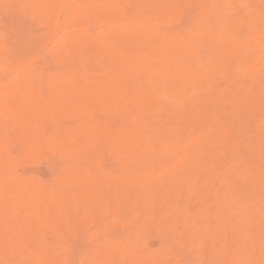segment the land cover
I'll use <instances>...</instances> for the list:
<instances>
[{
	"label": "rangeland",
	"instance_id": "1",
	"mask_svg": "<svg viewBox=\"0 0 264 264\" xmlns=\"http://www.w3.org/2000/svg\"><path fill=\"white\" fill-rule=\"evenodd\" d=\"M72 1H74L73 2V4L71 3ZM71 2L69 1V0H65L64 2H65V6L67 7L68 6V10L70 11V10H72V11H74L73 10V8H72V6H74V3L76 2V4L77 5H80V4H78V2H80V0H72ZM78 1V2H77ZM96 1V0H95ZM94 1V2H95ZM97 1H99V0H97ZM101 1V0H100ZM100 1H99V3H100ZM114 3H115V1L116 0H112ZM118 1V0H117ZM122 1V0H121ZM126 1V0H125ZM124 1V2H125ZM152 1H154V0H149V3H152ZM159 1V0H158ZM157 0H155V3H156V5L154 6V8H152V9H149L150 7H151V5H153V4H155L154 2L150 5V7L148 6L147 7V5H148V2L146 3V5H140L141 3H143V0H142V2H139L138 0L136 1H133V0H127V2H128V4H127V2H122L123 3V7H119V5H118V7L120 8V10H119V12L120 11H123V12H120V13H127V14H131L132 16H133V14H140V15H142L141 13H138L139 11H137L136 9H135V4H136V2H137V4H138V6H137V9H140L141 10V8L143 9L142 11H143V14L145 13L144 11V8L142 7V6H146V8H148L149 10V12L147 11V9H146V12L149 14V16L147 17L146 16V18L144 17L146 14H144V16H141V17H144L146 20V22H140V25H137L138 24V20L135 22V24L137 25H135L134 23V26H132L133 28H135V26L136 27H143V26H145V24H148V21H149V24H153V25H155V26H157V27H159L160 28V31L162 32V33H164L165 34V30H166V35L167 36H169V34H170V36L172 35V34H174V36H176V38H174V43H177V42H175L176 40L175 39H177V34L179 35V37H180V35L182 34V36L184 37V38H186V40L188 39L189 40V42L191 41V39H194V41H195V39L197 40V38H198V36H196L197 38H195L194 36V38L193 37H191L192 36V34L194 33V32H198L199 33V35H203L202 36V39L200 38V43L201 44H199V46L198 47H200V48H202V50H200V48L199 49H197V50H194V52L196 53V51H197V53H196V55L200 52L201 54H198V56L196 57V55L194 56L195 57V59L196 58H198L199 60H195L194 59V57H193V59L191 58V57H189V55L190 54H186L187 55V58H185L186 60H184V59H182L183 57H185V50L183 49V48H185V47H183L182 48V46H181V44L183 43H181L180 42V38L178 37V43H180L179 44V46L178 45H176V46H174V43L173 42H171L172 40H170L169 41V39L167 40V41H169V43H170V46L172 45V43H173V45H172V49L170 48V46H169V48H167L168 49V51H165L164 50V52H165V55H167V53H169L168 55L169 56H167V58L166 57H163L162 55L160 56V57H156L155 58V56H157V54H155V53H157L158 51L156 50L157 48L155 47V46H151L152 48H149V50L151 49V50H154V51H152L151 52V50H150V52H151V54L153 53V55H151V54H149V50H147V53L149 54V55H151V56H153V57H148L147 58V53H145L146 52V50H144L143 51V48L141 49V51H143L144 52V54H143V52H138V59H140L142 56H144V58L142 57L141 59H143L144 61H142V62H144V64L145 63H147V64H149V62H151V64L153 65V67H155V66H157L158 65V63L159 62H162L161 60H162V57H163V60L164 59H167V60H164V62L166 63L167 61H169L170 62V65H174L175 63H173L172 62V64H171V60H173V58L175 59L176 58V56L175 55H177V53L175 54V52L177 51V52H180L178 49H182V51H184V54L183 53H181V55H179V56H183L182 58H181V60L182 61H180L179 60V62L177 63V64H180V65H185V67L187 68H190L189 66H191L192 68V70H194V68H195V66H196V68L195 69H199L200 67H197V65L199 64V62H203L202 63V65H198V66H203V65H205L204 64V62L206 63V65L207 64H209L210 65V63L209 62H211V61H215V63L217 62V63H219L220 65H218V66H224L225 65V63H228L229 65H230V67H231V64L234 66V67H236L234 70H236V73L235 72H232L231 74H233V76L230 74V72L231 71H233V69L232 70H230L231 68H229L228 69V65H225V67L226 66H228V67H226L230 72H229V75L227 76V78H229V80H226L224 77H222L223 79H221L223 82H225L226 83V81H227V84H223V82H222V84H220L221 86L219 87V83H221L220 81H219V79H220V77H221V75H224L225 73H222L221 75H219L220 77H218L217 78V76H218V74H217V76L215 77V78H217V80H218V84L216 83V86L218 85V87L217 88H219V89H223V91L225 90L224 88L227 86V88H228V86H230L229 87V90H231L232 92H233V94H234V96H232V94L230 95L229 94V96H232V97H229L230 99L232 98L233 99V97L235 98V94H236V97H237V99L235 100H233L234 102H235V104H236V106L237 107H239V108H243V106H241V105H238L239 104V100H238V96L239 95H242L241 93L239 94V93H237V91H236V88H242V90L243 89H245L246 90V88H252V90L251 91H254V93H255V95H256V93H257V96L258 97H260L259 98V100H260V103H262L263 101H264V88L262 89V87H264V77H262V73H263V70L262 69H259L260 70V73H261V70H262V73L260 74V73H258L259 72V70H258V68H262V66H264V57L262 58V56H264V53L263 54H261L262 56H260V53L261 52H264V50L262 51V49H264V29L263 30H260V31H262V32H258V31H256V30H258L259 28L261 29L262 28V26H261V23L263 24V22H264V20H263V18H264V16H263V18H262V16H261V14L264 12V0H245V1H241V2H245L244 4H241V2H239L238 0H237V3H233V5H232V3H228L227 1H224L223 2V0H222V2H223V4H222V2L220 1V5L218 6V4H217V6H218V8H216V0H214L215 2H212V1H209V3H211V6H212V4H214L215 3V8L214 9H218L219 10V8L222 10L223 8H224V10H226V12H228V16H227V19L229 20L231 17L233 18L234 17V13L236 14V13H238V14H240V16L242 15V17H244L245 19H246V21H247V23H246V21H245V23H246V26L247 27H245L244 26V24H243V21H242V19H239V17H238V20L235 18H233L234 20H237L238 21V24H235V26L236 25H238V27H240L239 28V30H238V27H236V29H237V31L239 32H234V30L232 29V30H230L231 28H232V26L230 27V25L232 24V22H230V24L228 23V20L226 19V21H227V23L225 24V22L223 21V20H225L224 18H223V20H221V24L219 23L218 24V22L220 21V20H217V15H213L214 16V20L216 19V24H215V22H214V24H213V20H212V22H208V19H207V16L206 15H203V16H205L204 17V19L201 17V14L200 13H202V11L206 8L205 6H206V4H204L205 2H207V1H205V2H203L202 0V2L201 3H199V1L197 0V1H194V2H196L195 4L194 3H192V6H191V3L189 2V0H179L180 2H182V4L178 1V0H176V2L178 1V3H177V5L176 6H178L177 8L175 7L174 8V10L176 11V12H178L177 14H176V12H174L173 10H172V7H174V4H172L173 3V1H171V2H168V1H166L165 3H166V6L168 5V4H170L168 7L170 8V6H172L171 7V9H165L163 6L164 5H162V4H159V2H158ZM192 1V0H191ZM251 1V2H250ZM39 3V5L42 3H40V0H0V51H1V61H0V107H2L3 109L5 108V110L7 111V113H9L10 111H11V108L12 107H15L14 106V104L16 105V102H18V100H19V102L20 101H22V102H24V103H30L31 102V107H29V108H34V106H37L38 104V106H37V108H39L38 109V111L40 110L41 111V109H43L44 107H42V108H40L41 106H40V104L41 103H43V102H39L40 101V99H39V101H37L38 100V98L40 97L41 98V95L40 94H43V95H45V98L47 97H55V99L57 98V96H59L58 98H57V102L58 103H56L53 99L54 98H52V100H53V102H54V104H59V102L60 103H62L61 101H62V99H63V101L65 100V102H63V106L60 104V105H58L57 107H58V109H61L62 107V110L65 108V111L63 110V112H61V111H59L58 109H56L57 107H51V104H49V106L47 105V104H45V103H43L44 105H46L45 107H46V110H45V108L43 109V111H42V113L44 114V110L46 111V112H48L47 111V108L48 107H50V108H48L49 110L50 109H54V110H58L60 113H58V114H56L57 112H54V110L52 111V112H54V113H52L51 112V114H54V115H51L49 112V117H48V113L47 114H44V117H43V114H38V115H42V117L41 118H39L38 116H37V114H35L36 112H33L35 109H36V107L34 108V110L32 111L33 113H31L30 112V110H29V112H30V115L29 116H27V114H26V116L24 115H20L19 117H25L26 119H27V117H29L28 118V120H26L25 122H24V120H22V119H24V118H18V122H16L15 120H14V116H12V118H13V120L15 121H13L12 120V118L11 117H9L8 115H7V113L4 111V110H2L1 112H4V113H1L0 114V149H2V150H0V160H2V161H0V187L2 188V189H0V190H3V191H7V192H5V193H7L6 195L5 194H3V192H2V194H0V211L2 212H0V264H40V262H42V264H63V262L62 261H64L66 264H89V262H90V264H92L93 262V264H97V263H99V262H97V260H99V261H102L104 258L105 259H111L110 260V262L109 263H113V259L116 261H118V263L120 262V264H121V261L122 260H120V259H122L121 257L123 256V255H119V253L120 252H122V254H125V256L126 255H131V253H133V254H136L135 252H133L134 250H132V252H130V254L128 253V254H126V251L127 250H125L126 248V246L123 248V246H121L122 248H120L119 247V245L118 244H122V245H126L127 244V248H130L131 246H136V244L137 245H139V246H137L138 248H139V253H143V255L142 256H144V257H146L148 254V252L147 251H149V249H151V251L153 252H151L150 251V253L151 254H155L156 255V253H154V252H156V247L157 248H159V249H161V247H164V248H162V249H164L163 251L164 252H166L167 250L166 249H168V251L170 250L171 252H168V255H167V253L164 255V252L163 251H161V250H159V249H157V251H161L162 252V254L165 256H162V254L161 253H159V256H161L160 258L159 257H157V258H159V260H154L155 261V264L157 263V264H208V263H205L207 260V258H209L208 259V262H210L212 259V257L214 258V259H216L215 261H216V264H218V263H220V261L222 262L221 264H231V263H229L228 261L230 260L231 262H232V260L234 259V258H237V259H235L234 260V262H237L236 264H239V261H240V264H242V260H243V264H247L248 263V261H249V263L248 264H251L252 262H253V264H257V262H256V260H258L259 259V256L260 255H262L261 253L263 252L264 253V241H261V238L263 239V235H264V233L263 232H261V235H262V233H263V235L261 236L260 234H256V233H260V230L261 229H263L264 228V223H263V225L261 224L260 225V223L258 222V221H260V219H263L264 220V184H262V186L260 185V183L261 182H263V181H261L260 179L262 178V180H264L263 178H264V151H260V150H264V108L262 109V108H260V107H262L261 105H263L264 106V103H262L261 105L259 104V102H257L258 104V106H260L259 108H258V106L256 107V108H254V110L252 111V113L254 114H252V116H254V118L253 117H251L252 119H256L255 120V122L253 121V123L251 124H249L251 127H246L245 125H248V122H250V120L248 121V122H246L247 120L246 119H248L249 118V116H250V113H249V111H248V115L246 116V115H243V112H242V114H241V117H243L242 118V120H244L243 122H245V125L244 124H242L243 122H242V120H241V117H240V114H238L237 116L239 117H236L235 115H236V111L237 110H239V112H241L242 110L241 109H237L234 113H235V115H234V117H232V116H230V115H232V114H230L231 113V111L232 110H230V108H231V105L233 104L234 105V103H230L229 101H231V100H229V98H228V100H227V98H225V91L224 92H221L220 93V91H222V90H220L219 91V89H217L216 87H214L213 86V90H214V88H215V92H214V94H212L210 91H211V89H209L208 87H209V84L208 85H204L205 86V88H203V92H209V95H211V97L205 92V94L206 95H203L202 97H203V99L204 100H202V97H201V93L203 94V92H201V88L202 87H204L201 83H202V81L201 82H198V83H192V82H189V83H192V85H194L195 87H193L192 88V86H191V84H190V86L191 87H188V89L190 90V92H192V90H193V92H192V96H190L191 95V93L190 94H188L189 93V90L186 92L190 97H192V98H190L187 94V97H186V95H185V97L184 96H182L183 94H185V90L187 89L186 87L187 86H184L185 84H187V83H185L183 86L185 87V89H183V91H182V89H180L179 90V87L177 86V85H173L172 87H170V86H168L169 88H170V90H168V89H166V91H165V93H166V95H167V93L170 91V93L167 95V96H165L164 95V93H162L161 92V94H157L158 96L159 95H164L163 96V98L164 97H169V95H170V97H169V99L167 98V100L169 101V102H172V103H174L173 105H171L172 103H170V104H168V105H170V107L171 108H168V106L166 105L167 103L165 102L166 100V98H164V102H165V105L166 106H163V104L160 106V105H158V104H160V101H158L157 103H155L154 104V107L156 106V108L157 109H155V111L157 110H161L162 111V109L164 110V109H166L165 107H167V111L166 110H164V113L166 112V114L164 115V116H166L164 119H162L164 116H160V120H163L162 122L161 121H159L158 123H155V124H153V123H151V122H153V121H150V122H148V120L146 119V123L145 122H143V121H141V120H143V118H141L140 117V114H138L137 112L138 111H140V110H142L141 112H143L144 110H143V108L142 109H140L139 108V110L138 109H135L137 112V114L135 113H133V115H135V117L133 118V115H131L132 114V112L133 111H135V110H133V109H131L130 110V108H127V109H129L130 111H132L131 113L129 112V110H127V112H126V109H125V107L127 106V107H131V108H137V107H139V104L137 105V101H139V102H141L140 100H141V96H140V93H138V92H141V94L143 93V97H147V99L148 100H145V101H147V105H149V103H150V101L149 100H152L151 99V94L153 93V91H155V89L153 88V87H151L152 89L151 90H153V91H151L152 93H150V92H148V93H146L147 91H145L144 90V88L146 87L145 85H147V87H150L149 85H151V84H148V83H145L144 84V81H145V77H146V75H143L144 73H145V71L146 70H144L143 71V69H141V68H139V70L141 71H143V72H138V73H136L135 74V76L137 77L138 75L137 74H139V80L137 81L136 79H134V80H132L133 82L132 83H134V84H131V88H130V92L132 91L133 92V96H134V93H137V94H135L138 98H139V100H137L136 102L134 101V100H136L135 99V97L133 98V96H132V92L129 94V92L128 91H126L125 90V88L127 87V89H128V83L127 84H125V88H123V85H122V90L124 89L126 92H128V93H125L124 91H123V93H121L120 95H118L117 97L120 99L119 101L121 102L120 104H123V106L122 107H120L121 109L123 108L124 110H125V112H124V110L123 111H121L120 109H119V107L118 106H116L115 104L116 103H113V100H115V98H116V101L118 100L117 99V97H115L116 96V94H114V93H112V95H114V99H111L112 97L110 96V93H109V90H108V88L109 89H111V84L110 85H107V87L105 86V84H107V82H108V80L109 79H107L106 80V78L108 77V75L110 74L111 75V72H109V73H105V72H108V70L109 71H111V69H114V68H116V70L118 69V71H119V67L116 65V62L114 63V61H112V63H110L109 61V63L108 64H111L110 66H108V64H106L107 65V67H105L103 64L106 62L105 61V59L104 58H102V59H100L101 57H100V55L98 54V50H97V48H95L97 51H94V49H93V47L95 46V43H96V40L94 41V46H92L91 45V43L93 42H91V40L92 39H95V35L98 33L97 31H99V30H103V35H105V33H106V35L105 36H101V37H110L111 35H108V34H110L112 31H113V29L117 32V30H118V34L117 33H115V31H114V33L112 32L111 34H116V35H114V38H113V36H111L114 40H112L113 42L114 41H116V36H118V35H122L123 36V34H122V32H125V25H124V23H123V25L121 26L122 27V29H121V27H117L116 26V24H114L115 25V28H113V26H108V23L105 21V20H102V18H100V20H101V22H99V16L98 17H95L94 19H96L97 18V22L95 23V20H92V21H88L87 19H80V20H82V21H84V23L87 21V25H89V23H91V25H89L88 27L86 26V23H85V28L83 29V28H81L82 26H84V25H80V27H79V25L76 23L75 25H74V20H73V22H72V24L75 26V27H73V25L71 24L70 25V23H71V21H72V19H70V18H66V17H70V16H63V15H60L59 16V18H58V20L57 19H54V21H56L57 20V23H58V26L56 27V28H54L53 27V29H51V27H49V23H48V21H43V20H40V16L38 17L37 15H35L34 13V10H32V12H30V8H29V6L30 5H32V4H36V3ZM57 2H58V0H57ZM69 2V4H67ZM86 2H87V6L88 5H90V2H93L92 0L91 1H89V0H85L84 2L82 1V3H84L85 5H86ZM93 2V3H94ZM103 2V0L101 1V4H103L102 3ZM110 2V4H111V6L114 4L113 2H111V0H105V3H109ZM144 2H146L145 0H144ZM167 2H168V4H167ZM190 3V5H189V3ZM198 2V3H197ZM218 2V1H217ZM226 2L229 4V5H227L226 4ZM238 2H239V4H238ZM27 3L28 4H30V5H27ZM38 3L36 4V5H33V6H37L38 5ZM81 3V2H80ZM81 3V4H82ZM140 3V4H139ZM164 3V4H165ZM174 3H175V1H174ZM208 3V4H209ZM247 3V4H246ZM248 3H250L249 5H248ZM92 4V3H91ZM96 4V3H95ZM129 4H131V5H129ZM158 4V5H157ZM179 4V5H178ZM180 4L182 5V6H184V7H182L183 8V10H181V9H178V8H181V7H179L180 6ZM186 6H185V5ZM256 4V5H255ZM38 5V6H39ZM98 5V4H97ZM100 5V4H99ZM125 5H126V7H129L128 9L127 8H125L126 10H124V7H125ZM159 5H161V6H159ZM230 5H232L231 7H230ZM253 5V6H252ZM110 6V5H109ZM114 6V5H113ZM132 6H134V9H135V11H137V12H135L134 11V13L132 12L134 9L132 8ZM139 6L141 7V8H139ZM157 6V7H156ZM165 6V7H166ZM208 6H210V4L208 5ZM211 6L209 7V9L211 8ZM214 6V5H213ZM228 6V7H227ZM255 6V7H254ZM258 6V7H257ZM35 7H33V9L35 8ZM72 8V9H69V8ZM76 6H74V9H76L75 8ZM78 7V6H77ZM116 7H117V5H116ZM117 7V9H119ZM156 7V8H155ZM158 7H161L162 9L164 8V10L163 11H159V10H161V8L160 9H158ZM259 8V9H257V8ZM167 8V7H166ZM228 8L229 9H231L230 10V12H229V10H228ZM253 8H255V9H253ZM36 9V8H35ZM131 9V10H130ZM158 10V15H160V17H158L156 14V12H157V10ZM207 9H208V7H207ZM212 9H213V7H212ZM257 9V10H256ZM68 10H66L67 11V13H65L66 15H71V13L70 12H68ZM132 12H130V11ZM153 10V11H152ZM169 10H171V11H169ZM202 10V11H201ZM233 10V11H232ZM254 11V13L252 14V11ZM259 10H261L262 12H260ZM71 11V12H72ZM127 11V12H126ZM154 11H156V12H154ZM208 11V10H207ZM231 11H232V13L233 14H231ZM130 12V13H129ZM141 12V11H140ZM160 12H164V15L162 14V13H160ZM222 12H223V10H222ZM225 12V13H226ZM259 12H260V14H259ZM69 13V14H68ZM168 14L169 13V15H170V17H172V19L169 17V19H168V21L167 20H165V21H163L162 20V18H161V16L163 15L164 16V18H165V14ZM172 14V16H171V14ZM204 14H205V11L203 12ZM207 13V12H206ZM248 13H251V14H248ZM147 14V15H148ZM167 14H166V16H167ZM175 14V15H174ZM199 14V18L201 19H203V20H206L205 22H203L202 24L204 25V28H203V25H201L200 27H199V29H201V28H203V30H200V32H202V31H204L203 33H200L199 31H197V29L198 28H194L193 29V31H191V30H189L190 29V27L192 26V24L195 22V24L194 25H196V23H197V20L198 19H195L196 18V16ZM260 15V17L262 18L261 20L263 21V22H261V23H259L260 25H258V21L260 22L261 20H260V18H259V15ZM139 15V16H140ZM152 15H154V16H156L155 18H154V16H153V18H151L152 17ZM237 15V14H236ZM235 15V16H236ZM255 15H258V20H257V16H255ZM263 15H264V13H263ZM162 16V17H163ZM174 16V17H173ZM216 16V17H215ZM231 16V17H230ZM238 16V15H237ZM249 16V17H248ZM251 16V17H250ZM252 16H254V18L252 17ZM150 17V18H149ZM176 17V18H175ZM178 17V18H177ZM43 18H41V19H43ZM72 18H74V17H72ZM150 20H152V21H150ZM211 18V19H212ZM241 18V17H240ZM247 18H249V19H247ZM256 18V19H255ZM148 19V20H147ZM156 19V20H155ZM195 19V20H194ZM210 19V18H209ZM71 20V21H70ZM78 21V20H77ZM81 21V22H82ZM103 21V22H102ZM144 21V20H143ZM157 21V22H156ZM160 23H159V22ZM166 21H167V23H166ZM169 21H171V23L169 22ZM237 21H234L235 23L237 22ZM106 22V23H105ZM161 22H163L164 23V26H162V23ZM169 22V23H168ZM206 22H207V24H206ZM223 22V23H222ZM83 23V22H82ZM81 23V24H82ZM83 23V24H84ZM92 23H95V24H92ZM166 23V24H165ZM241 23V24H240ZM256 23H257V25H256ZM120 24H122V23H120ZM218 24V25H217ZM223 24H225V25H223ZM194 25H193V27H194ZM221 25V26H220ZM227 25H229V27L227 26ZM79 28H78V27ZM169 28H168V27ZM223 26H225V27H223ZM235 26L233 27V28H235ZM258 26V29L256 28ZM264 26V25H263ZM110 27H112V31L111 30H109L108 28H110ZM255 27V28H254ZM78 28V29H77ZM86 28H88L87 30H86ZM121 30H120V29ZM158 28V29H159ZM163 30H162V29ZM221 29L220 31H219V29ZM224 28V29H223ZM226 28V29H225ZM228 28V29H227ZM230 28V29H229ZM111 29V28H110ZM198 29V30H199ZM235 29V30H236ZM256 29V30H255ZM83 30H85V33H84V31ZM132 30V29H131ZM224 30H228L227 32H230L229 33V35H227V32L225 33V31ZM80 31V32H79ZM111 31V32H110ZM134 31V30H133ZM164 31V32H163ZM172 31V32H171ZM179 31V32H178ZM191 32V33H189V32ZM224 31V35L222 34H220V33H222ZM88 32V33H87ZM95 32V34H93V33ZM97 32V33H96ZM110 32V33H109ZM129 32H131V33H129ZM129 32H127V33H129V34H133L132 36L130 35V37L132 38V39H134V37L133 36H135V34H134V32H132V31H129ZM186 32V33H185ZM258 32V33H257ZM78 33H81L82 35H85V34H90V33H92V36L91 35H89V36H91L92 37V39L88 42V44L86 43L85 45L83 44V46H85V47H83V49L81 50L82 52H80L79 51V53H82L81 55L79 54V53H77V54H75V53H73V51H71L72 53H71V55H73V57H69V55H67L68 54V52H66V54H65V56L64 57H69V58H71L72 59V63H73V66H75L74 68L73 67H70L69 68V64H70V62H68L67 61V59L69 60V58H64V62H68L69 64V66L66 64V63H63V59L62 60H58V59H61V58H58L57 60H54V58L56 57H54V56H52L56 51V53H55V55H57V57L60 55L61 56V54H62V56L64 55V51L62 50V53L61 54H59L58 53V50H60V43H62V44H66L67 45V43H65V39H67L68 37H69V35H73V34H78ZM108 33V34H107ZM169 33V34H168ZM177 33V34H176ZM180 33V34H179ZM184 33V34H183ZM191 34V36L189 35V34ZM198 33H197V35H198ZM218 33V34H217ZM233 33V34H232ZM257 33V34H256ZM176 34V35H175ZM195 34V33H194ZM207 34H210L211 36H214L215 37V39H217V41H212V40H214V39H211V36H207ZM214 34V35H213ZM216 34V35H215ZM231 34V35H230ZM80 35V34H79ZM102 35V34H101ZM108 35V36H107ZM235 35V36H234ZM256 37H255V36ZM75 37H78V36H76V35H74ZM122 36H118L119 38H120V40L122 39L121 37ZM166 36V37H167ZM173 36V35H172ZM188 36H190V37H188ZM208 38H207V37ZM218 36V37H217ZM219 36H221V37H219ZM227 36H229L230 38H232V37H235V40H233L234 38H232V39H230V38H228ZM237 36L239 37V39H237ZM262 38H261V37ZM71 37V36H70ZM90 37V38H91ZM118 37H117V39H118ZM204 37V38H203ZM227 37V38H226ZM254 37V38H253ZM72 38H73V36H72ZM112 38H110V39H112ZM169 38H171V37H169ZM213 38V37H212ZM246 38V39H245ZM247 38H249V39H247ZM250 38H251V40H250ZM263 39V40H261V39ZM167 39V38H166ZM172 39V38H171ZM210 39V40H209ZM222 39V40H221ZM246 40L247 42H249V40L251 41V44H255V45H253V47H255V48H252V45H249L250 43H247V44H245L246 43V41L245 42H240V41H243V40ZM64 40V41H63ZM119 39L116 41L118 44H120L119 45V48H120V46L121 45H123L122 43H120V42H123V39L120 41ZM209 40V41H208ZM233 40V41H232ZM238 40H240V41H238ZM107 41L109 42V38L107 39ZM182 41V40H181ZM194 41H192L193 42V44H196V43H199L198 41L197 42H195L194 43ZM202 41V42H201ZM107 42V43H108ZM206 42H209V43H206ZM210 42H211V45H210ZM212 42H214V44L216 45V47L215 48H217V47H219V48H221V49H218V50H216L215 48V50H213L212 49V47H214V45L212 46ZM239 42V43H238ZM261 42V43H260ZM130 43H132V42H130ZM129 43V44H130ZM177 43V44H178ZM229 43H231L230 45H233L234 43H236V45L240 48V49H242L241 51L242 52H244L243 51V48L245 49V51L247 50V55H248V53L250 54V53H254V54H256V59H253V60H255V61H250L251 60V58H250V62L252 63H248V62H246L245 61V58H247V57H244V56H242V58H241V55H242V52L240 51V49H238V51H240L241 52V54H240V52H239V55L238 56H234V55H232L231 53L229 54L230 56H225V55H223V53H221V51H219V50H222L223 51V49L224 48H226V50H227V52H228V50H229V48L227 49V47H229L230 45H229ZM57 44H59V45H57ZM97 45L95 46V47H97V46H99V44H98V42L96 43ZM110 44H111V46H112V43L110 42ZM117 44V45H118ZM168 43H166L165 42V44H164V46H166ZM184 44V43H183ZM182 44V45H183ZM229 45V46H227L226 47V45ZM244 44V45H243ZM66 45H64V46H66ZM107 45V44H106ZM117 45H114V43H113V46L115 47L114 49L108 44V46H110L111 48V52L112 51H114V50H116V49H118V46ZM141 45V44H140ZM169 45V44H168ZM191 45V44H190ZM198 44H196L195 46H197ZM202 47H201V46ZM251 46V47H249V46ZM257 45H258V47H257ZM260 45H263V46H260ZM59 46V47H58ZM63 46V47H64ZM86 46H89L88 48L86 47ZM117 46V47H116ZM128 46V45H127ZM130 46H131V44H130ZM177 49V47H179L177 50L176 49H174V47ZM183 46H185V45H183ZM260 46V47H259ZM66 47H68V45L66 46ZM66 47H64L65 48V51L67 50V51H70V49H66ZM121 47H126L125 45H123V46H121ZM140 47H142V46H140ZM243 47V48H242ZM256 47H257V49H256ZM261 47H262V49H261ZM88 49V50H92L93 51V53L91 52V50L90 51H88V53H87V51H86V49ZM99 48V47H98ZM123 48H120V49H123ZM128 48V47H127ZM130 48V47H129ZM148 48V47H147ZM146 48V49H147ZM155 48V49H154ZM165 48V47H164ZM193 48V47H192ZM191 47L189 48V52L191 53L193 50H191L192 49ZM247 48V49H246ZM61 49H62V47H61ZM119 49V50H120ZM140 49V48H139ZM139 49H137V51H139ZM166 49V48H165ZM256 49V50H255ZM129 50H130V54H129V56H127V53L129 52ZM128 50V52L127 53H125L127 50H123L124 51V53H122V54H124V55H122L120 58L122 59V60H124V58H123V56L125 57V59H126V57L128 58V60H129V58H131V56L132 57H136V55L134 54H132L133 53V51H131V49H129ZM170 50H172V51H170ZM174 50H176V51H174ZM198 50H200V51H198ZM249 50V51H248ZM259 51V52H258ZM83 52H86L87 53V56L85 57V58H88V59H90V61H93V62H91L92 63V65H90L91 63L89 62V64H88V59L86 60L85 58H84V56H85V54L83 53ZM91 52V53H90ZM94 52H96V54H98V56L100 57L99 59H100V61L99 62H103L102 60L104 59V63L101 65V64H99V62H98V59H97V55H95L94 54ZM111 52H109V51H107V53H111ZM120 52H122V51H120ZM173 52H174V55H173ZM194 52H192L193 53V55H194ZM224 52H225V50H224ZM70 53V52H69ZM137 53V52H136ZM141 53H142V55H141ZM179 53V54H180ZM191 53V54H192ZM59 54V55H58ZM113 54V53H112ZM112 54H104L106 57H107V55H112ZM155 54V55H154ZM244 54V53H243ZM78 55H80V56H78ZM93 55V56H92ZM104 55H103V57H104ZM192 55V56H193ZM200 55V56H199ZM59 56V57H60ZM92 56V57H91ZM95 56V57H94ZM102 56V55H101ZM115 56V54H113V56H112V58H110L111 60L113 59V57ZM175 56V57H174ZM179 56H177V59H178V57ZM191 56V55H190ZM246 56V55H245ZM249 56V55H248ZM250 56H255V55H250ZM54 57V58H53ZM56 57V58H57ZM80 57H82V58H80ZM90 57V58H89ZM105 57V58H106ZM111 57V56H110ZM116 57L117 56H115L114 57V59L113 60H115V61H117L118 60V58H117V60H116ZM134 57V61L136 60V58ZM170 57V59H168ZM55 58V59H56ZM77 58V59H76ZM80 58V59H79ZM92 58H94V60H91ZM150 58V59H149ZM153 58V59H152ZM158 58V59H157ZM161 58V59H160ZM188 58H189V60H188ZM255 58V57H254ZM70 59V60H71ZM79 59V60H78ZM81 59H82V64L83 63H85L86 61H87V63H85L86 64V66H87V71L86 72H88V73H90L89 72V70L91 71V73H92V76L91 75H89L88 73H86L85 71V73L87 74V76L89 77V76H91L92 77V81H91V79L90 80H88V78H87V80L88 81H86V80H83L82 78H83V68H84V70H86L85 69V67L84 66H79V65H82V64H79V62L78 61H81ZM96 59V60H95ZM107 59V58H106ZM157 60L156 62L154 61V60ZM159 59H160V61H159ZM176 59V60H177ZM179 59H180V57H179ZM69 60V61H70ZM75 60H77L76 62H75ZM147 60V61H146ZM208 60H210V61H208ZM60 61H62V62H60ZM96 61V62H95ZM126 61H127V59H126ZM174 61V60H173ZM188 62L187 63V65H189V66H187L185 63L186 62ZM189 61H191V62H189ZM195 61H198V64H197V62H195ZM206 61H208V62H206ZM78 62V63H77ZM119 62V60L117 61V63ZM127 62H129V61H127ZM126 62V63H127ZM133 62V61H132ZM181 62L183 63V64H181ZM193 62H195L196 64H194ZM222 62H224V65L222 64ZM245 62L247 63V64H245ZM77 63V64H76ZM99 65H98V64ZM107 63V62H106ZM129 63H131V62H129ZM155 65H154V64ZM214 63V64H215ZM254 63V64H253ZM85 64H83V65H85ZM88 64V65H87ZM112 64H114V65H116L117 67H115L114 66V68L112 67L113 65ZM119 64V63H118ZM123 64H125L124 63V61H123ZM143 64V65H144ZM146 64V65H147ZM159 64H161V63H159ZM167 65H166V67L168 66V62L166 63ZM191 64V65H190ZM249 64H250V67H249ZM72 65V64H71ZM78 65V67L79 68H77L76 66ZM122 66V62L119 64V66ZM145 65V66H146ZM164 65L165 64H163V67H164ZM169 65V66H170ZM183 65V66H184ZM195 65V66H194ZM213 65V64H212ZM255 65V66H254ZM68 66V67H67ZM99 66H100V68H99ZM102 66V67H101ZM104 66V67H103ZM125 66V65H124ZM127 66V65H126ZM150 66V65H149ZM160 66V65H159ZM214 67H218L217 66V64L216 65H213ZM232 66V67H233ZM254 66V67H253ZM81 67V68H80ZM83 67V68H82ZM112 67V68H111ZM137 67H138V65H137ZM256 67V68H255ZM93 69V70H91V69ZM102 68V69H101ZM108 70H107V69ZM251 68V69H250ZM254 68V69H253ZM79 69V70H78ZM81 69V70H80ZM107 70V71H103V70ZM255 70L254 72H253V70ZM228 70L226 71V74L228 73ZM252 70V71H251ZM258 72H257V71ZM80 71H82V72H80ZM114 71V70H113ZM115 72V71H114ZM113 72V73H114ZM147 72V71H146ZM253 74H252V73ZM54 74V76H52L51 75V77L53 78V81H51V79L49 80V77L48 76H50L49 74ZM80 73L81 74H83V75H80ZM234 73H235V75H234ZM79 74V75H78ZM94 74V75H93ZM106 74V75H105ZM108 74V75H107ZM146 74V73H145ZM220 74V73H219ZM226 74H225V76H226ZM260 75H261V77H260ZM96 76V77H95ZM145 76V77H144ZM230 76H232V78H230ZM50 77V78H51ZM69 77V78H68ZM80 77H82V78H80ZM85 77H86V75H85ZM91 77H89V78H91ZM98 77H99V79L100 80H98ZM102 77V78H101ZM110 77V76H109ZM122 77V76H121ZM121 77H119V78H121ZM124 77V76H123ZM144 77V78H143ZM63 78L64 79H66V78H68V79H70V81H71V84H70V86H69V83H70V81L68 80L67 81V83H68V85H66L67 83H66V80H63ZM76 78V80H74ZM142 78V79H141ZM260 78H262L263 80H262V82H261V79ZM85 79V78H84ZM102 79V80H101ZM103 79H105L106 80V82H105V80H103ZM125 79H126V77H125ZM125 79H123V80H125ZM137 79H138V77H137ZM144 79V80H143ZM77 80H80V81H78V82H81V80H83L82 82H81V84L80 83H74V82H77ZM122 80V81H123ZM143 80V81H142ZM211 80H214V79H211ZM216 80V79H215ZM225 80V81H224ZM64 81H65V83L66 84H63L64 83ZM84 81H86L85 82V85H86V88L88 89V90H90V94H92L91 96H88L89 94L87 93L88 92V90H86V88H85V85H84ZM94 81H95V84H94ZM102 81H104V85L102 84L103 82ZM126 81V80H125ZM147 81V80H146ZM139 82V83H138ZM206 82V81H205ZM204 81H203V83H205ZM208 82V81H207ZM217 82V81H216ZM60 83V84H59ZM72 83H74V84H72ZM86 83H88V84H86ZM91 83H93L92 85H91ZM96 83H98V85L100 86V84H101V86H100V89L101 88H103L104 87V89L105 90H107V91H105V93H103L102 91H100L99 93H101L102 92V95L99 97L98 95L96 96V95H93V91L94 90H96V89H94L96 86H98ZM125 82H123V84H124ZM139 85V87L140 88H137L138 87V85ZM142 84V85H141ZM162 85V86H164L163 85V83H159L157 86H159V85ZM181 84V83H180ZM196 84V85H195ZM198 84H201L202 85V87H201V85L199 86ZM206 84V83H205ZM214 84V83H213ZM212 84V85H213ZM38 85V87H37V89H38V92H40V93H38L37 91H35L36 90V86ZM52 85H55V86H52ZM73 85H77V86H79L78 88H80V90H78L77 89V86H76V89H77V92H76V89H73L74 88V86ZM80 85H81V87H80ZM95 85V86H94ZM127 85V86H126ZM212 85L210 84V88H212ZM223 85V86H222ZM58 86V87H57ZM61 86V88H65V92H63L64 90H62V91H60L59 90V87ZM67 86L69 87V88H67ZM72 86V88L70 89V87ZM82 86H84V88H83V90L81 91V88H82ZM98 86V87H99ZM130 86V85H129ZM157 86H154L155 88H158ZM161 86V87H162ZM166 86V85H165ZM164 86V87H165ZM188 86H189V84H188ZM206 86H208V87H206ZM238 86V87H237ZM53 87L54 88H56V89H53ZM90 87H92V88H90ZM94 87V88H93ZM143 87V88H142ZM160 87V88H161ZM163 87V88H164ZM174 87V90H175V87L176 88H178V89H176L175 91H177V94L179 95H177L178 97H176V94H172L171 92V88H173ZM199 87H201V88H199ZM244 87V88H243ZM32 88V89H31ZM67 88V89H66ZM97 88V87H96ZM113 88V87H112ZM166 88H167V86H166ZM183 88V87H182ZM199 88V89H198ZM207 88H208V90L209 91H207ZM230 88H233V89H230ZM235 88V89H234ZM70 89V90H69ZM73 89V90H72ZM98 89V88H97ZM99 89V90H100ZM147 89V88H146ZM162 89V88H161ZM197 89H198V92H197V94H196V91H197ZM204 89H205V91H204ZM40 90V91H39ZM57 91V92H55V91ZM98 90V91H99ZM102 90V89H101ZM114 90V89H113ZM129 90V89H128ZM135 90V91H134ZM156 90H158V89H156ZM173 90V89H172ZM196 90V91H195ZM199 90H200V92H199ZM233 90H235L236 92H234ZM241 90V89H240ZM245 90H243L244 92H245ZM60 91V92H59ZM74 91V92H73ZM98 91L96 90V91H94L95 92V94L96 93H98ZM145 91V92H144ZM148 91H150V90H148ZM162 91V90H161ZM219 91V92H218ZM227 91H228V89H227ZM230 91V92H231ZM251 91H250V93H246V95L247 96H252V94L254 95V93H252L251 94ZM62 92V93H61ZM112 92V91H111ZM156 92V91H155ZM159 92V91H158ZM195 92V93H194ZM229 92V91H228ZM242 92V91H241ZM262 92V93H261ZM33 93H38L39 94V96H38V94H37V97H36V94H35V98H37L36 99V104L34 105V106H32L33 105V103H35V99L33 98L32 99V97H33ZM65 93H67V94H65ZM98 93V94H99ZM146 93V94H145ZM150 93V94H149ZM173 93H176V92H174L173 91ZM181 93H183V94H181ZM198 93L200 94V96L198 95ZM211 93V94H210ZM215 93L216 94H218L217 95V97H219V98H221V95H222V93H224V95L222 96V101L223 100H227V103L229 102L230 104L228 105L227 104V106H225V103L223 104V103H221V102H217V100L218 101H220L221 99H219V98H217V97H215L216 95H215ZM33 94V95H32ZM56 94V95H55ZM58 94V95H57ZM118 94V93H117ZM126 94H128V95H131V97L130 96H127ZM147 94H149L150 95V97L148 98V96H147ZM154 94V93H153ZM172 94V95H171ZM239 94V95H238ZM145 95V96H144ZM155 95V94H154ZM174 95V96H173ZM180 95H181V98H180ZM196 95H198V98H196L197 96ZM213 95H215V96H213ZM228 95V94H227ZM63 96H65V97H63ZM68 96V98H66ZM94 96H96V97H99V99H95L94 98ZM121 96V97H120ZM126 96V97H125ZM140 96V97H139ZM162 96H161V98H162ZM196 96V97H195ZM204 96H208V97H210L209 99L207 98H205ZM213 96V97H212ZM247 96H243L242 95V97H241V100H244V99H242L243 97H245V99H246V97ZM256 96V97H257ZM90 97V98H89ZM129 97V98H128ZM157 96H155V98H156ZM160 97V96H159ZM174 97H176V98H174ZM182 97H184L185 98V103H184V100H183V102H182V105L184 106V105H186V107L187 108H183V106H179L180 107V109H179V111L181 112V110L182 109H184V110H186V112L184 111V113H183V111H182V115L183 116H187V117H185V118H183V116L181 115V113L180 112H178L177 110H178V107H176V110L174 111V110H172L173 108H175V102L178 100V98L179 99H182ZM201 98V100H200V104L199 105H197L198 103H199V99ZM226 97H228V96H226ZM240 97H239V99H240ZM256 97H254L253 96V98H256ZM77 98H78V101H79V99H84V101H87L88 102V100H89V103H87V102H83V100H82V103H81V100L79 101V102H77L76 103V101H77ZM89 98V99H88ZM126 100H125V99ZM152 98H153V95H152ZM155 98H153V100H157V99H155ZM171 98H173V99H171ZM187 98H189L188 100H187ZM196 98V100H197V103H196V101L194 102V101H191V100H194ZM214 98H215V100H214ZM252 98V97H251ZM252 98V99H253ZM42 99V98H41ZM43 99H44V96H43ZM50 99V98H49ZM59 99H61V101L59 100ZM88 99V100H87ZM132 99V100H131ZM134 99V100H133ZM142 99H144V98H142ZM171 99V100H170ZM176 99V100H175ZM205 99H206V101H205ZM210 99H212L213 101H216V102H214L213 104L211 103L212 102V100H210ZM217 99V100H216ZM252 99H250L251 101H252ZM51 100V99H50ZM49 100V101H50ZM74 100H76V101H74ZM122 100V101H121ZM128 100V101H127ZM131 100V101H130ZM152 100V101H153ZM158 100H162V99H159L158 98ZM173 100V101H172ZM186 100H187V102H186ZM190 100V101H189ZM210 100V101H209ZM225 100V101H226ZM240 100V101H241ZM248 100V101H247ZM263 100V101H262ZM44 101V100H43ZM110 101L112 102L111 103V105L113 106V105H115V107L113 106V108H116L117 109V107H118V109L116 110H111L112 108H110V109H108L109 107H111L110 106ZM135 102V104L134 105H136V106H133L132 107V104H130V102L132 103V102ZM149 101V102H148ZM151 101V102H152ZM182 101V100H181ZM181 101H179V102H181ZM203 101H205V102H203ZM246 101H247V103H251V104H255V103H252L251 101H249V97L246 99ZM246 101H245V103L243 102V101H241L240 103H243V104H246ZM255 102H256V99L254 100ZM53 102H52V104H53ZM107 102H108V104H109V106H108V104H107ZM115 102V101H114ZM156 102V101H155ZM168 102V103H169ZM179 102L177 101L176 103L177 104H179ZM188 102H190L191 104H189V105H191L192 107H190L189 105H188ZM209 102L211 103V104H209ZM224 102V101H223ZM232 102V101H231ZM236 102H238V103H236ZM38 103V104H37ZM50 103V102H49ZM85 103V104H84ZM125 103V104H124ZM143 104L142 105H146V103H144V101L142 102ZM161 103H163V102H161ZM203 103V105H205L204 103H207L206 104V106H204V107H201V104ZM219 104V106L222 104V108H221V110H220V107H216V105L218 106V104ZM249 103V104H250ZM19 103H17V105H18ZM84 104V105H83ZM86 104H88V106H86ZM107 104V105H106ZM176 104V106H178ZM193 104V105H192ZM249 104H246L247 105V108H246V106H245V108L246 109H248L249 107H250V105ZM21 105V104H20ZM22 105H24V107L26 108V104H22ZM26 105V106H25ZM68 105V106H67ZM151 105H153V102L150 104V106ZM181 105V104H180ZM188 105V106H187ZM202 105V106H203ZM209 106V108H208V106ZM215 107H214V106ZM248 105H249V107H248ZM9 107V109H8V107ZM48 106V107H47ZM53 106V105H52ZM54 106H56V105H54ZM60 106H61V108H60ZM64 106H66V107H64ZM70 106V107H69ZM84 106H86L87 108H84L83 109V107ZM195 107V109H194V107ZM212 106V110L210 109V107ZM255 106V105H254ZM7 107V108H6ZM11 107V108H10ZM28 107V106H27ZM73 107H75V109L77 110V108L79 107V109H81V112L83 111H85L86 113H88L89 115L88 116H90V117H92V119H90V117H88V118H86V116H84L85 114H82L80 111L79 112H77L76 110H74V111H72V112H70L71 111V109ZM144 107V106H143ZM160 107H163V108H160ZM199 107V109H197ZM225 107V108H224ZM253 106H251L250 108H252ZM21 108V109H20ZM25 108H24V110H25ZM147 108L149 109L150 107H148L147 106ZM147 108H145L146 109V111H149V110H147ZM160 108V109H159ZM182 108V109H181ZM190 110H189V109ZM203 108H204V110H203ZM232 108H236V107H234V106H232ZM245 108H244V110H245ZM1 109V108H0ZM19 109L20 110H22L23 108L22 107H19ZM66 109H69L70 111L68 112V110H66ZM74 109V108H73ZM72 109V110H73ZM171 109V110H170ZM194 109V110H193ZM206 109V110H205ZM208 109H210V111L208 110ZM216 110V111H213V110ZM225 109H226V111H225ZM259 109H261V111L259 110ZM28 110H27V112H28ZM192 110V111H191ZM201 112H200V111ZM202 110H203V112L205 113V111H209L207 114H204L203 112H202ZM241 110V111H240ZM252 110V109H251ZM255 110H259V113H261V114H259L258 115V118H255ZM9 111V112H8ZM23 111V110H22ZM37 111V110H36ZM68 113H67V112ZM112 111V112H111ZM145 111V112H146ZM154 111V110H153ZM154 111V112H155ZM155 112L154 114H160V113H163V112ZM176 112V115H174V117L175 116H177V118L175 117H170L171 119H167V113L168 112H170L171 114H172V112ZM194 111L195 112H197V113H194ZM215 112V113H213V112ZM28 112V113H29ZM45 112V113H46ZM75 112V113H74ZM145 112H143V113H145ZM151 111H149V113H150ZM190 112H192V113H190ZM212 112V114H210ZM232 112V113H233ZM238 112V111H237ZM6 113V114H5ZM25 113H26V110H25ZM63 113H64V115H63ZM142 113V114H143ZM146 113H148V112H146ZM148 113V115L150 116V120L152 119V120H154L155 121V116H159V115H154V114H152V113H150V114H152V116H154V118H152L151 117V115ZM163 113V114H164ZM169 113V114H170ZM181 115V118L183 119V120H180L181 118H179L180 116H179V114ZM186 113V114H185ZM191 114V115H193V116H191V115H189V114ZM199 113H201V114H199ZM220 113H222L221 115H220ZM247 113V111H245V114ZM3 114H5V116L3 115ZM9 114H11V112L9 113ZM20 114H24V111L23 112H21L20 111ZM34 115L35 117H38L37 118V120H39V119H43V120H41L42 122L44 121V118H46L45 120L48 122H44L45 124L47 123V125H45L44 123H42L41 121H40V123L38 124V126H39V128L41 127L42 128V126H46V127H43L42 129H41V131H40V129L37 127V124H36V118H34L33 116V119H31V115ZM60 114V115H59ZM170 114V115H171ZM178 114V115H177ZM194 114H196V115H194ZM208 114H209V116H213V117H216L217 119L219 118L220 119V121L218 120V123L216 122L217 121V119L216 118H213L214 119V122H212V120L210 119V118H207L208 117ZM217 114L219 115V116H217ZM12 115V114H11ZM47 115V116H46ZM87 115V114H86ZM161 115V114H160ZM170 115H168V117L170 116ZM199 115H200V118L198 119L200 122H203V124H204V122H205V124L204 125H202V124H200V122L199 123H197L195 120L199 117ZM202 115V116H201ZM204 115H205V118H206V120L207 121H203V118H204ZM207 115V116H206ZM215 115V116H214ZM223 115V116H222ZM243 115V116H242ZM256 115H257V113H256ZM148 116V117H149ZM179 116V117H178ZM190 118H189V117ZM195 116V118L194 119H192L193 117ZM197 116V117H196ZM85 117V118H84ZM147 117V116H146ZM147 117V118H148ZM48 118H50V119H52L51 121L48 119ZM84 118V119H83ZM135 118H137V122H136V119ZM139 118L141 119V120H139ZM158 118V117H157ZM156 118V119H157ZM174 118V123L176 124H174V123H172L171 121H172V119ZM191 119L192 120V122H193V124H191L192 122H190L189 124H188V122L189 121H191V120H187V119ZM202 118V119H201ZM179 119L180 120V122H177V120ZM208 119L209 120H211V122L213 123V124H215L216 123V127H219V128H214L212 125H211V129H209L210 128V121H208ZM233 119V121L231 122V124H233V126L232 125H230L229 123H230V121ZM250 119V118H249ZM251 119V120H252ZM19 120H22L21 122L24 124L25 123V125L27 124V122H29V120H32V122H30L31 123V126L33 125L32 123H33V120H34V124H36V126L35 127H37V129L34 127V128H32V127H30L29 125V127L31 128H28V129H30V130H26V129H24V127H23V124L19 121ZM57 120H58V123H60L59 124V127H61V128H59V127H57ZM83 120V121H82ZM165 120V121H164ZM167 120V121H166ZM171 120V121H170ZM202 120V121H201ZM237 120V121H236ZM54 121H56V122H54ZM62 121H63V123H62ZM89 121H91V122H89ZM127 121V122H126ZM136 122V124L138 123L139 124V122L138 121H141V122H143V123H145L144 125H143V127H145V126H148V125H150L149 127H147V130L146 129H144L143 127H142V124H141V127L143 128V131H137L138 130V127H140L139 125H137V126H133L132 127V122ZM157 121H158V119H157ZM156 121V122H157ZM168 121H170V126H172V124H173V126H174V128H173V130H177V131H174V133H175V135H177L178 136V134L180 135V136H178V138L175 136V138H173L174 136V133H173V130L171 129V128H167L166 127V125L169 123ZM186 121H188V122H186ZM241 121V122H240ZM258 121V122H257ZM21 123V125H20V123ZM51 122H52V124H51ZM83 123L84 124V126H87V127H81L78 131L76 130V132H71L70 130H71V128L69 129V135L67 136L68 137V139H69V136H70V138L72 137H74L75 138V136H78V137H76L75 139H73V143H74V145L76 144V141L75 140H77V146H80V148H82V151H84L85 150V148H86V150L84 151V152H86V153H83L82 151H81V149L80 148H78L77 146V148H78V150H77V148H75V146H73L75 149H76V152L78 153V151H81V152H79V153H81L80 155H82V156H80V155H78L74 150V148L72 149L73 150V152L76 154V155H74L73 154V152H72V150H70L71 151V153H72V155H71V153L68 155V153H67V155L66 154H64V152L66 153L67 152V150L68 149H70V147L72 146L71 145V143H72V139L71 140H67V139H64V140H66L67 142H70V147L69 148H67L66 146H64V140H61V139H63V138H65L66 136V134H68V132H66V130L68 131V127L69 126H71L73 129H76V128H74V127H77L80 123ZM124 122L126 123L125 124V126H126V128L128 127L127 125H129V127L126 129L125 127H124ZM134 122V123H135ZM195 122L197 123L196 125L197 126H195L194 124H195ZM207 122H209V124H207ZM226 122V125H224V123ZM234 122V123H233ZM30 123H28V124H30ZM38 123V122H37ZM81 123V124H82ZM86 123H91L90 125H88V124H86ZM159 123H161L160 125H159ZM165 123H167V124H165ZM178 123H180L179 124V127L181 126V124L182 125H184L183 127L181 126V128H179V127H177L178 126ZM185 123H187V124H185ZM227 123H228V125H227ZM238 123V124H237ZM41 124H44V125H42L41 126ZM54 124H55V126H54ZM65 124V125H64ZM82 124V125H83ZM130 124H132V125H130ZM165 124V125H164ZM198 124H200V125H198ZM237 124V125H236ZM18 125H20V126H18ZM24 125V126H25ZM60 125H62V126H60ZM135 125V124H134ZM168 125V127H170ZM185 125H187V126H189V127H186V128H184L185 127ZM194 125V127H193V130H190V131H195L194 130V128L196 129V132H197V130H198V134H196L195 132H193L194 134H191L190 132L188 133V129L191 127V126H193ZM207 125H209L208 127H206ZM221 125H224V127H226L227 128V126L228 127H231V129H229V128H227V130L228 131H230L231 130V132H228L227 130H226V128H224L223 126H222V128H221V131H223L224 130V133H222V134H219V135H217V133L219 132V130H220V126ZM27 126V125H26ZM152 126H154L157 130L156 131H153L155 128L154 127H152ZM156 126H158V127H156ZM202 127V129L200 128V127ZM204 126V127H203ZM242 126V127H241ZM245 126V127H244ZM64 127V128H63ZM67 127V128H66ZM79 127V126H78ZM95 127H96V129H95ZM97 127L99 128V129H107L106 131H108L109 132V129H110V135L108 134V136H110V138H108L109 140L111 139L112 140V134H111V130H112V132H114V131H117L118 133H119V135H121V140H120V142H118L117 141V145L119 146V144L121 143V144H123L122 146H121V148L119 149V152H120V154H119V152L117 153V152H115V154L112 152V151H110L109 149H114V150H117L118 149V147H117V145H115V142L114 141H111L110 140V146L112 147V148H108V146H109V140H108V142H107V144L106 145H108V146H106L105 144H104V146H106L105 148L107 149V150H105V149H103L104 147H103V143L102 142H104L105 143V141H103V139L106 137V139H107V136H105V135H107V134H104V136L103 135H100V137L101 136H103V137H101L100 139H99V141L98 140H96V137L98 138L99 137V135L97 134V132H96V130H97ZM135 127V128H134ZM164 127H166V129L164 128ZM197 127H199V128H197ZM22 128V129H21ZM45 128V129H44ZM57 128V129H56ZM63 128V129H62ZM142 128H140V130H142ZM148 128H152V130L151 131H153V132H149V130H148ZM154 128V129H153ZM204 128V129H203ZM208 129L207 130V132L205 131V129ZM214 130H213V129ZM224 128V129H223ZM236 128V129H235ZM246 128V129H245ZM252 128H254V129H252ZM34 129H36V130H34ZM39 129V130H38ZM59 129H60V131H59ZM72 129V130H73ZM81 129H83L84 131H85V129H87L86 131H85V136H83L84 134H82L83 133V130H82V132H81ZM98 129V130H99ZM123 129H125V131L123 130ZM130 129V130H129ZM134 129V131H135V133H138V139H132L133 137H130L131 136V133L133 132V134H135L134 133V131H132ZM164 129H165V131H164ZM182 129H183V132H179V130H181L182 131ZM184 129H187L186 130V132L187 133H185L184 131ZM190 129H192V127L190 128ZM201 129V130H200ZM215 129H217V130H215ZM219 129V130H218ZM223 129V130H222ZM248 129V130H247ZM27 132H26V131ZM38 130V131H37ZM44 130H46V131H44ZM63 130V131H62ZM95 130V131H94ZM97 130V131H98ZM124 132H123V131ZM144 130H145V132H144ZM201 132H206L207 134L206 135H204V137H202L201 138V136H199V135H201V133H200V131ZM210 130H211V132H213V134L210 132ZM213 130V131H212ZM225 130L227 131V133L225 134ZM258 130V131H257ZM21 131V132H20ZM22 131H23V133H22ZM35 131V133H33V132ZM36 131H37V133H36ZM40 131V133L41 132H44V135H43V137H41V136H38L37 134H39V135H41L40 133H38ZM51 133H50V132ZM62 131V133H60V134H58L59 132H61ZM75 131V130H74ZM81 133H80V132ZM92 131V132H91ZM131 131V132H130ZM146 131H148V132H146ZM161 131V133L163 132V136L162 135H160L161 133H159V132ZM168 131H170L169 133L171 134L172 133V135H170L169 133H168ZM215 131H216V134H215ZM218 131V132H217ZM235 131V132H234ZM251 131H253V132H251ZM24 132H26V133H31V135L27 138V136H26V134H24ZM55 132V133H54ZM77 132L79 133V135H81V137L77 134ZM98 132H102L103 133V131L101 130V131H98ZM116 132V133H117ZM139 132H141V134H139ZM143 132H144V134H143ZM204 132V133H205ZM210 134H212V137L214 138H216L215 140L217 141H215V142H213V140H208V138L210 137L209 135V133ZM45 133H46V135H45ZM49 133V134H48ZM64 133V134H63ZM72 133H76L77 135H75V136H73L72 135ZM87 133H89V134H87ZM92 133V134H91ZM95 133V134H94ZM99 133V134H100ZM101 133V134H102ZM104 133H105V131H104ZM118 133L117 134H114L115 135V137L117 136V140H119L118 139ZM128 133H130V134H127ZM145 133H148L149 134V136L150 137H152L153 135H156V133H157V135H156V137H155V139H151V141L149 140L148 141V138H150L149 136H148V134H147V136L145 135ZM158 133H159V136H158ZM165 133H167L166 134V136H173V137H164L165 135ZM182 133H184V135H187L186 136V139L188 140H186L187 141V143H186V141H185V137H184V135L182 134ZM204 133H202V135L204 134ZM220 133V132H219ZM20 134H22V135H20ZM56 134V138H57V136H59V135H61V134H63L65 137H63V135H62V137L63 138H61L59 141H57L56 140V138L54 139L56 142H60V141H63V143L61 142V143H59V144H62L63 145V147H66L65 149H67L66 151H64L62 148L60 149V151L59 150H57V149H59L60 148V146H59V148H58V146H57V148L56 149H52L51 148V150H50V152H49V154H46V152H45V150H44V152H45V156H43V157H41L42 155L41 154H39L38 153V155H36V153L37 152H39L38 150H37V148H39V144L41 143V142H38V141H40V140H42L43 141V139H44V136L46 137H48V138H46V139H44V141H46V142H48L49 143V141H50V146L48 147V151H49V149H50V147H52L51 146V142L53 141L54 143H55V141L52 139V141L50 140L52 137H55L54 135ZM58 134V135H57ZM87 134V135H86ZM91 134V135H90ZM97 134V135H96ZM190 134V135H189ZM209 134V135H208ZM228 134V136L226 137V135ZM232 134V135H231ZM237 134V135H236ZM241 134V135H240ZM247 134H250V135H247ZM261 134V135H260ZM28 135V134H27ZM36 135L38 136V138L36 137ZM50 135H52V136H50ZM72 135V136H71ZM90 135V136H89ZM124 135H125V137H124ZM127 135V136H126ZM143 135V136H142ZM152 135V136H151ZM193 135V136H192ZM209 137H208V136ZM215 135V136H214ZM253 135V136H252ZM257 135V136H256ZM260 135V136H259ZM263 135V136H262ZM122 136H123V138H122ZM134 136H136V135H134ZM161 136V138L159 139L160 140V143L158 142L159 140H157L158 139V137H160ZM181 136H182V139H183V137H184V143L185 144H180V143H182L183 141H181ZM195 136V137H194ZM208 137V138H206V137ZM219 136L221 137L222 136V138H219ZM233 136V137H232ZM30 137H31V139H30ZM36 137V138H35ZM60 137V136H59ZM58 137V138H59ZM80 137V138H79ZM143 137H145V138H143ZM162 137H164V138H162ZM211 137V138H212ZM217 137H218V139H217ZM228 138L229 137V141H232V139H236V140H234V141H232V143L234 144V148L235 149H233V147H232V145H231V142H229V141H226V140H224L225 138ZM250 137H251V139H250ZM255 137H257L256 139H255ZM34 138H35V140H34ZM43 138V139H42ZM86 138V139H85ZM103 138V139H102ZM125 138V139H124ZM136 138V137H135ZM174 139L173 140V142L174 141H176L177 140V142L179 143H177L176 144V142H175V144H173V142H171V140L172 139ZM211 138H209V139H211ZM212 138V139H213ZM260 138V139H259ZM37 139H39V140H37ZM47 139H48V141H47ZM80 139V140H79ZM85 139V140H84ZM105 139V140H106ZM122 139H123V141H122ZM140 139H145V140H142V141H140ZM162 139H163V141H162ZM167 139H170V142H169V140H167ZM220 139V140H219ZM221 139L222 140H224V141H221ZM254 139V140H253ZM31 140H33V141H31ZM82 140H84V141H82ZM114 140V139H113ZM134 140V141H133ZM168 141L169 143H171V144H169V143H167V146L165 145L166 144V141ZM218 140H219V142H218ZM254 142V144L255 143H257L255 146H254V144H253V146L256 148V147H259V145L260 146H263L262 147V149H261V147L260 148H256V150L258 149V151H254V152H260V155H259V157H258V154L259 153H254L253 152V150H254V148H253V146L251 145L252 144V141ZM261 140H262V142H261ZM82 141V142H81ZM100 142V143H102V144H100V146L102 147V148H98V147H96V146H99V145H95V143L96 142ZM134 142V143H139V145H137V146H135V145H133L131 142ZM139 141V142H138ZM152 141H155V143L154 142H152ZM192 141V142H191ZM198 141V142H197ZM221 141V142H220ZM225 141L226 142H229V144L231 145V147H230V145H228V143H225ZM237 141V142H236ZM33 142H34V144H33ZM45 142V146H48L49 144L48 143H46ZM79 142V143H78ZM81 142V143H80ZM85 142V143H84ZM130 143L131 145H133L132 147L133 148H135V147H138V146H140V143L142 142V147L141 148H145V149H143L144 150V152L145 151H147V150H149V149H152V151L150 150V151H148L150 154L149 155H152V153L154 154L152 157L154 158V159H151V161L149 160V162H151L152 163V165H154V161L153 160H155L156 161V157L157 156H160V157H158L159 159H157V162H158V164L160 163V165H161V167H160V169L162 170V168L164 169V167L166 166L167 167V169H168V171H169V168H170V171H174V169L176 168V167H178V166H176V163H178V164H182V163H184L185 164V162L187 163V158L189 159L188 160V163H189V161L191 162V164L189 163V165L190 166H193L194 167V165H195V172L193 171L194 170V168L192 167V169H190V170H192L193 172H191L190 174H189V178L191 179V182L192 183H195V186L197 185L198 186V184H199V186L202 184V186L201 187H203V185H206V190L207 191H204L203 193H202V191L203 190H205V189H201V187H200V190L198 189V192L200 193V194H203L202 196H200V194L199 193H196L197 192V190H195V188H194V184H193V190L191 189V191H190V186L192 185V183H189V185L187 186L186 185V182L184 181V183H185V185L187 186H185V188H187V189H184V185L183 184H181V185H183L180 189L178 188V190H175L176 188V186L175 187H173V188H175V189H173L172 190V192L175 190L177 193H175V192H173L174 193V195H175V197H177L176 199H175V197H174V199H171V198H173L172 196H174L173 195V193L170 191V190H168L167 188H166V191L168 192V194L166 193V194H164L165 195V198L166 199H169V194L171 195V201L172 200H174V203H173V201H172V203L170 202V205H172V206H168V204H167V210H168V208L169 207H172V208H174V209H179L180 210V208H177L178 207V205H177V203H175V200H176V202H178L179 200L178 199H180V198H178V196H182L183 197V199L179 202V204H181V202H182V208H184V207H186V208H184V210L183 209H181V213L182 214H186L187 213V215H188V213L190 212L191 213V211H193V212H198V211H200V210H202L203 209V211L204 212H202L201 211V216H202V213H204L203 215V217L205 218V220H204V218H201V216H200V214H194L193 215V217H192V213L191 214H189L186 218H192V219H190V220H194L193 218H194V216L195 215H199V219H201L202 221H203V223L204 224H202L201 222H199L198 223V221H200V220H198L196 217V219L195 220H198L197 221V223H196V221H195V223L196 224H193V223H191L190 224V226H191V228H192V226H194V225H198L197 227H199L201 224L202 225H204L203 226V229H201L202 228V225H201V227L198 229V228H196V226H194V228H195V234L194 233H192L193 232V230H194V228H190L191 230H189V228H187L188 230H189V234H190V236H188V235H186V233H187V231H186V228L185 227H187L185 224H189L190 222H188L187 221V223H184V225H183V223L181 224V222H184L183 220H189V219H182V221L181 222H179V216H180V212H179V210L178 211H176L175 213H176V215L175 216H177V213H179V216H178V221L176 222L175 220L173 221L174 223L176 222V223H178L179 225H181V226H178L177 224L176 225H174V224H171V222H170V224L171 225H167L168 226V228L169 229H171V231H172V227L174 226V228H175V232H176V234H175V232H174V234L175 235H173V236H171V234L170 233H167V229L165 228L166 226H165V224L163 225L162 223H158V222H162V221H164L163 220V218L166 220V218H167V220L165 221V223H167L169 220H168V218H169V216L172 214H169L168 213V211L167 210H165V209H161V207L160 206H162L163 205V207H165L166 206V203H168L167 201L168 200H166L165 198H161L160 197V205H159V202H158V204H157V202L155 201V200H153L154 198H153V196L152 195H155L154 193H158V190H160L161 189V187L163 186V184L165 183H168V182H166V181H169L170 180V178H169V180H165V178H164V176H165V174L168 176V172L166 171V169H164L163 170V172H162V175H164V176H160V173L158 172V168L159 167H157L158 165H154V166H156L157 167V170H156V173L155 174H153L154 172L152 171V170H154V169H152L153 168V166H152V168L150 167L149 169L151 170V174L149 175L148 174V172H149V170H145L146 168H147V165L144 163V169H143V171L141 172V175H140V172H139V174H138V170L136 171L137 172V174L140 176V178H138L136 175H135V179H134V177L132 176V174H135V171H133L132 169L133 168H140V163H139V167H135V165H138L137 164V162H139V161H142V160H138L139 159V157L137 156L136 157V155H137V153L134 151V150H132L133 152H135L136 153V155L135 154H133V152L132 151H130L129 149L130 148H132L131 147V145L129 144H127L126 145V143ZM146 142V144L145 145H149V147L147 148V147H144L145 145H144V143ZM191 142V143H190ZM199 144V146H197L198 147V149L196 148V146L194 145V143L197 145V143ZM222 142H224L225 143V145H224V147L226 146V148H221V147H223V146H221V145H223V144H219V143H222ZM37 143V144H36ZM57 143V144H58ZM87 143V144H86ZM125 143V144H124ZM165 143V144H164ZM188 143H190V144H192V147L190 146L189 148H193V146H194V150H192V151H194V152H196V149L199 151L198 152V154H197V156L198 155H201L202 153H200V152H202V151H204L205 150V152L208 150L207 148H205L204 150H203V148L205 147L204 145H206V143H208L207 145H211V146H207L206 145V147H209V149L210 148H212V149H210V150H214V149H216V150H214V151H212V154H210V155H212V157L208 154V152H211V151H208V152H206L210 157H211V159H210V157L208 158V157H205V155L206 156H208L205 152V154L203 155L202 154V156L203 157H201V156H199L198 158H199V162H198V160H197V162L198 163H200V162H204L206 165H208L209 163H207L208 161V159H209V162L211 163V161L212 162H216L217 161V163H219V165H220V162L222 161L224 164H223V166L222 165H216V163H215V166H214V163H213V167H210V166H206L204 163H200L199 165L200 166H202V164H203V166H204V171H203V166L202 167H200L199 165H197V162H195L196 164H194V162L193 161H196V159H194V158H196L194 155H196V153L195 154H192L191 152V149H189L188 150V147H187V150H188V154L189 153H191L190 155H188V157L187 156H183V154H187V153H185L187 150L186 149H183L184 148V146L186 145L187 146V144ZM240 145H239V144ZM251 143V144H250ZM31 144V145H30ZM42 144H44V143H42ZM48 144V145H47ZM56 144V143H55ZM66 144V143H65ZM68 144V143H67ZM83 144V145H82ZM93 144L95 145L94 147H96V149L94 150L93 148H92V146H93ZM154 144L157 146V147H159L160 149H157V150H159V151H157L155 148H154ZM158 144H160V145H158ZM162 144H164V146H166V147H163L162 146ZM189 144V145H190ZM227 144V145H226ZM33 145V146H32ZM36 145V146H35ZM52 145H54L53 143H52ZM90 146V150H88V147ZM92 145V146H91ZM126 145V146H125ZM152 145H153V147H152ZM170 145H172L173 146V148L174 147H176V148H174V150H172L173 148H170L171 146ZM177 145V146H176ZM178 145H179V148H178ZM188 145V146H189ZM237 145H239V146H237ZM68 146V145H67ZM84 146V147H83ZM86 146V147H85ZM129 146H130V148H129ZM135 146V147H134ZM161 146V147H160ZM181 146L183 147V148H181ZM203 146V148H201ZM227 146H229V147H227ZM250 146H252L251 148V152H250ZM34 147V148H33ZM53 147H56V145L55 146H53ZM200 147V148H199ZM29 148H31L32 150V152L34 151L35 152V154L33 153L32 154V152L30 153L29 152V154H32V155H30V157H29V155H25L26 154V152H28V150H29ZM36 148V149H35ZM41 148V147H40ZM72 148V147H71ZM98 148V149H97ZM117 148V149H116ZM129 148V149H128ZM146 148H147V150H146ZM153 148L156 150V151H153ZM163 148V149H162ZM181 148V149H180ZM237 148H239V149H237ZM35 149V150H34ZM80 149V150H79ZM91 149L92 150H94V154H93V151H91ZM224 149H226V150H224ZM243 149V150H242ZM246 149V150H245ZM260 149V150H259ZM108 150H109V153H108ZM113 150V151H114ZM136 150V149H135ZM137 150H138V148H137ZM142 149L141 150H139L138 151V153L140 152V151H143ZM160 150H162V151H160ZM222 150L224 151V152H222ZM9 151V152H8ZM26 151V152H25ZM42 151V150H41ZM64 151V152H63ZM69 151V150H68ZM88 151V152H87ZM118 151V150H117ZM191 151V152H190ZM218 151V153L219 154H217L216 152ZM220 151V152H219ZM6 152V153H5ZM114 154V156L112 155V153ZM152 152V153H151ZM155 152V153H154ZM156 152H157V156L155 157V155H156ZM162 152L165 154V156L166 155H169V153H170V162L168 161V162H166V159L164 158L165 156L164 155H162ZM168 152V153H167ZM173 152H175V154L173 153ZM193 152V153H194ZM217 154V156H214L213 157V155H215V153ZM10 153V154H9ZM89 153V154H88ZM90 153H92V154H90ZM143 152H141V153H139V154H142ZM167 153V154H166ZM177 153H179V154H177ZM183 153V154H182ZM224 153H226V155L227 154H229L228 156H226V157H228L227 159H226V157H220V156H222V155H224ZM235 153H237V154H235ZM247 153V154H246ZM8 154V155H7ZM15 154V155H14ZM24 154V155H23ZM84 154V155H83ZM110 154V155H109ZM121 154H123V157H122V155ZM138 154V155H139ZM236 155V158H235V160L237 159V157H238V160H237V162H239V164H235L236 163V161H234V159L232 160V155ZM241 154V155H240ZM6 155V156H5ZM34 155H36V157L38 158H36ZM39 155H41V156H39ZM70 155L72 156V158L70 157ZM117 155H119V158H117L118 156ZM124 155L125 156H127L128 158H129V160L131 159L132 161H135V165H134V167H131L130 169H129V165L131 166V164H132V161L130 160V162H129V160H128V162H129V164H127L128 162H126L127 161V159H125L124 158ZM145 155V154H144ZM171 155H172V157L174 156V157H176L174 160H176L177 158H179L180 160H178L177 159V162L174 164H172V165H170V163L171 162H173L172 161V157H171ZM179 155V156H178ZM180 155L182 156V157H180ZM244 155V156H243ZM245 155H246V157H245ZM251 155V156H250ZM253 155V156H252ZM12 156H14V157H12ZM28 158H27V157ZM77 156V157H76ZM80 156V157H79ZM163 156V157H162ZM193 156V159L191 160L190 159V157H192ZM260 156H263V159H262V157H260ZM17 157V159H15ZM21 157L23 158V159H21ZM33 157H35V158H33ZM120 157H121V159H120ZM126 157V158H127ZM141 157L145 160V159H147V158H144L143 157V154L141 155ZM140 157V158H141ZM146 157V156H145ZM151 157V158H152ZM162 157V158H161ZM173 157V158H174ZM183 157H184V159H183ZM200 157H201V159H200ZM215 157H218V160L216 159L215 160ZM253 157V158H252ZM256 157V158H255ZM9 158V159H8ZM11 158H13L12 159V164L14 163V161H15V163L13 164V167L12 166H10V161H11ZM18 158H20V161H22V162H16V161H18ZM30 158V159H29ZM122 158H124L126 161V164H127V167H125V165L126 164H124L122 161H123V159ZM138 158V159H137ZM156 158V159H155ZM160 158H161V160H160ZM165 159V162H163V160ZM181 158H182V160H185V162L183 161H181ZM186 158V159H185ZM204 158V159H203ZM206 158H208L207 160H205ZM214 158V159H213ZM233 158H234V156H233ZM241 160H240V159ZM246 158H247V160H246ZM250 158V159H249ZM252 158V159H251ZM149 159H150V156H149ZM163 159V160H162ZM219 159H221V161L219 162ZM222 159H224V161L222 160ZM230 159V160H229ZM256 159H258V160H256ZM261 159V160H260ZM6 160V161H5ZM122 160V161H121ZM148 160V159H147ZM146 160V161H147ZM160 160V161H159ZM203 160V161H202ZM225 160H228V161H225ZM240 160V161H239ZM5 161V163H3ZM162 161V162H161ZM179 161H181L180 163H179ZM205 161H207V162H205ZM233 161V162H232ZM145 162V161H144ZM156 162V163H157ZM193 162V163H192ZM226 162V163H225ZM229 162H231V163H229ZM244 162V163H243ZM249 162V163H248ZM252 164H251V163ZM134 163V162H133ZM155 163V164H156ZM166 163H168L167 165H166ZM228 163V164H227ZM233 163V164H232ZM245 164V165H243V164ZM5 164H7V165H5ZM11 164V165H12ZM122 164V165H121ZM163 164V165H162ZM222 164V163H221ZM233 166H232V165ZM235 164V165H234ZM242 164V165H241ZM78 165V166H77ZM82 165V166H81ZM145 165H146V167H145ZM149 165L151 166V164L149 163ZM159 165V166H160ZM170 165V166H169ZM196 165L200 168L199 170H197L198 169V167H196ZM210 165V164H209ZM5 166V167H4ZM88 166V167H87ZM133 166V165H132ZM164 166V167H163ZM183 166V167H182ZM185 166L189 169V168H191V167H188V164H185ZM184 165H181V167H179V169L180 168H184L185 167ZM218 166V168H216ZM238 166H239V171L237 172L240 176H238L237 178H241V179H243L242 181H241V179L240 180H238L236 177H233V178H231V172L233 173L234 172V174H236V169L235 168H238ZM243 167V166H248V168H250L249 166H252L253 168H251V169H249L250 170V172H251V170L252 169H254L255 171H256V173H255V177L253 176V178H250V176L252 177V172L251 173H249L250 174V176H249V174L246 172V170L247 169H240V167ZM8 167H12V168H8ZM84 167V168H83ZM86 167H87V170H89V172H91V173H93V174H91V173H89L88 174V172L86 173V172H84L86 175L88 174V175H90V176H92V179H91V183H95L96 181H94L95 179H94V176L96 175L97 176V178H99L98 180L99 181H97V183H99L100 181H102V183H101V188H102V184L105 182V184H107L106 186H111L112 185V187H113V185H114V187L115 188H112V187H110V188H108V190L109 189H111L113 192H112V194H114V196H116V197H113V199L111 198H109L110 199V201H108L107 199V202H105V198L104 199H102V198H100V194H103V193H105V192H107V190H105L107 187L106 186H104V192H103V188L101 189L100 188V186L98 187V184H97V187H98V189L100 188V190H102V192L103 193H100L99 192V190H97V189H89V190H93V191H95V190H97L98 191V195H100V196H97V198L94 200V199H92V198H95L96 196V191H95V193L96 194H94V197L92 196V198H91V194L89 193L90 191L87 189V190H84V191H89V192H87L88 194L87 195H89V197H90V199H92V201L94 200L95 202H96V200H97V202H96V209H97V206H98V197H99V199H102V202H101V204H103V205H100V202H99V205L100 206H102V208L100 207V206H98L100 209H101V212L102 211H106L107 213L105 214V215H102L101 216V218H100V215H98L97 217H98V219L97 220H100V221H98L97 222V220H95V219H93V217H96V215L99 213L98 212V210H96V212L94 213L95 215L92 217L91 216V212L95 209V205L93 206V207H91L93 204H95L94 203V201L93 202H90L89 200H87V201H89L90 202V204L88 205L87 203H86V205H88V206H90V208L88 207V209H86L87 208V206L85 205V204H83V203H85L86 202V200H84L83 198H82V200H84L85 202H83V201H80L81 199H79L78 197H75V198H77L80 202H81V204H80V202H78V203H75V206L77 205V208L80 206L81 208V210H79V208L77 209V211L79 212V213H85V209H86V214L85 215H87L88 214V211L90 212V210H92L89 214H90V216H91V219H93L92 220V222H89L88 220H89V218H87V221H85L84 220V215H82L81 214V216H79L80 214L78 213V212H76V210H75V206H73V208H71V206L74 204L73 202H77L76 201V199H75V201L73 200L74 198L72 197L74 194H72V196H71V193H77L76 191H77V189H78V191L80 190V191H82V188H81V186L80 185H82V183H84L83 181H82V178L84 177H80L81 178V182H80V180H79V182H77L78 180H76L77 178H79V177H77V178H74V175H73V173L76 175L80 170H79V168L80 169H82V171H80L79 173L81 174V173H83V169H85L86 170ZM141 167H143V165L141 164ZM156 167H155V169H156ZM165 167V168H166ZM171 167H173V168H171ZM185 167V168H186ZM208 167H210V168H208ZM244 167V168H245ZM2 168H4V169H2ZM122 168V169H121ZM230 168V169H229ZM261 168V169H260ZM136 169H134V170H136ZM148 169V168H147ZM160 169H159V171H160ZM181 169V170H182ZM202 169V170H201ZM210 170V171H212V173L209 171V173L210 174H208V172H206L205 173V171L206 170ZM7 170H9V171H7ZM84 170V171H85ZM86 170V171H87ZM91 170V171H90ZM126 170L128 171V172H133L132 174H130L129 173V175H131V176H129V177H131L132 178V180L134 179V182L131 180V178H129L128 179V177L126 176L127 174H128V172H126ZM129 170H131V171H129ZM145 170V171H144ZM181 170H179L180 171V173H182V171ZM221 170V171H220ZM241 170H243L245 173H243V171H242V173L244 174V175H242V173H240V171ZM248 170V171H249ZM254 170H252V171H254ZM259 172H258V171ZM78 171V172H77ZM184 171V170H183ZM185 171H188L187 169L185 170ZM254 171V172H255ZM263 171V172H262ZM147 174H146V173ZM176 172V171H175ZM177 172H178V169H177ZM190 172V171H189ZM260 172L263 174H260ZM79 173L77 174V175H79ZM83 173V174H84ZM146 174V175H144L143 176V174ZM159 175H158V174ZM164 173V174H163ZM199 173H200V176H199ZM202 173V174H201ZM218 173L221 175V177H220V175H218ZM259 173V174H258ZM7 174V175H6ZM84 174V175H85ZM126 176H124V175ZM153 174V175H152ZM169 174H171V175H169V176H172V178L174 177V178H176V175L177 174H175L174 173V175L175 176H173V173H170L169 172ZM179 174V173H178ZM185 176H184V178L186 177V174H188V173H183ZM194 174V175H193ZM196 174H197V176H196ZM204 174V175H203ZM217 174V175H216ZM249 176H247V175ZM254 174V173H253ZM73 177H71V176ZM87 175V176H88ZM151 175H152V177L153 176H155V175H158V176H160L161 178H160V180L161 179H164L163 181H164V183H163V181H162V183H161V181L159 180V179H157L156 180V178L158 177H154L153 178V180L151 181V180H149V182L151 181V183H152V185H153V183H155L156 184V182L158 183V182H160L161 184L159 185V186H161V187H159V186H157V188H156V192L154 191V192H152V193H150L149 194V191H147V193H146V195L145 196H149V195H151L152 197H150V200H151V203H153L152 201H155L156 202V207H157V209L158 210H160L159 211V215L160 216H162L163 214H165V213H167V214H165V215H167L166 216V218H165V215H163L164 217L162 218V217H160L159 215V217L158 216H156V213L158 212L157 210H155V206H151V208H153L154 207V211L156 212L155 213V216H153L154 214V212H152L151 214H149V215H147L146 216V219L148 220V218H149V224L151 223V225H150V227H151V229L149 228L148 229V231H146L145 232V230L147 229V226H148V224L146 223V222H144L145 221V217H144V220L142 219L143 217L139 214L140 212H138L137 210H135V209H138V208H136L137 206L138 207H141L142 208V206L144 207V206H146V205H144V204H142V203H140V205H135L134 203H139L142 199V197H143V195H142V197L140 198L141 200L138 202H136L134 199H136L137 198V196H138V194L139 193H141V191H142V189H141V191L140 192H138V194H137V188L140 186V184H146V186H148L147 185V183H149L147 180H146V182H144L143 180H140V179H142V178H146L147 179V177H150V179H152L151 178ZM208 175H209V177H208ZM211 175H215L214 177L213 176H211ZM230 177H229V176ZM90 176H88L87 178H91ZM95 176V177H96ZM110 176V177H109ZM111 176H112V178H111ZM180 176H182L181 174H180ZM211 176V177H210ZM233 176H235V175H233ZM245 176V177H244ZM246 176H247V179H246ZM256 176L259 178V176H261V178H256ZM70 177V178H69ZM179 177V175H177V178ZM187 177H188V175H187ZM194 179H193V178ZM199 177V178H198ZM213 177V178H212ZM243 177V178H242ZM69 178V179H68ZM79 178V179H80ZM85 178H86V176H85ZM109 178H111V180L109 179ZM121 178L122 179H124L125 178V184L123 185V183H124V181H122L121 180ZM126 178H127V180H126ZM137 178H138V180H139V182L138 181H136L137 180ZM171 178V180H173ZM180 178V177H179ZM188 178V179H189ZM203 178V179H202ZM211 180H210V179ZM227 178V179H226ZM237 180H236V179ZM245 178V179H244ZM249 178V179H248ZM101 179V180H100ZM199 179H202V182L199 180ZM215 179V180H214ZM218 179V180H217ZM224 180V183H223V180ZM226 179V180H225ZM228 179H230V180H228ZM233 179H235V180H233ZM252 179V180H251ZM260 180V182L258 181V180ZM32 180H35L33 183H31L32 185H33V191H32V189H31V184H30V181H32ZM71 180L73 181L74 180V182L75 183H73V182H71ZM88 180V179H87ZM130 180V181H129ZM176 181H177V179H175ZM180 180H181V178H180ZM185 180V179H184ZM204 180V181H203ZM249 180H251L252 182H250L251 184H250V187H251V185H252V183H253V181L255 182V183H257V182H259V183H257V185H259V186H255L256 184H254V185H252V186H255V187H257V188H255L254 190H253V192L251 191V188L249 187H247L248 186V184H249V182L248 181ZM255 180H257V181H255ZM29 181V182H28ZM66 181V182H65ZM84 181H86L85 179H84ZM104 181V182H103ZM176 181L173 183V184H175L176 183ZM182 181H183V179H182ZM186 181H188L187 180V178H186ZM195 181V182H194ZM199 181L201 182V183H199ZM206 181V182H205ZM215 181V182H214ZM220 183H219V182ZM233 181V182H232ZM237 181V182H236ZM244 181H246V182H248V184H247V186L245 187V183L246 182H244ZM71 182V183H70ZM77 182V183H76ZM87 182H89V181H86V183ZM108 182H109V184H111V185H109L108 184ZM111 182V183H110ZM130 183L131 184V187H129L130 185H128L127 186V183ZM135 184H133V183ZM209 182V183H208ZM217 182V183H216ZM222 182V183H221ZM231 182V183H230ZM239 182V183H238ZM35 183H36V186H34L35 185ZM62 183H63V185H62ZM90 183V182H89ZM89 183H87V184H89ZM93 183V184H94ZM151 183H150V186H152L151 185ZM179 183V182H178ZM178 183H176V185L178 184ZM180 183H183V182H181L180 181ZM207 183V184H206ZM233 183H235V184H233ZM238 183V184H237ZM264 183V182H263ZM27 184H30V186L29 185H27ZM37 184L39 185V186H37ZM70 184L72 185V186H74L73 188L75 189V188H77L76 190H74L73 188H72V186H70ZM73 184H76V185H73ZM78 184V185H77ZM86 184V185H87ZM93 184H92V186H93ZM132 184L134 185V186H132ZM159 184V183H158ZM191 184V185H190ZM229 185L228 187H230L229 189H228V187L227 186H225V185ZM233 185V187H232V185ZM83 185H85V183L83 184ZM82 185V186H83ZM139 185V186H138ZM168 185H169V183H168ZM179 185V184H178ZM242 185V186H241ZM22 187V188H20V190H22V189H24L25 191L26 190H28V189H25V188H29L30 189V191L31 192H33L34 193V191H36V190H34L35 188L36 189H38L39 187H42V190H43V188L45 187V191L46 192H48V193H46V194H50L51 193V195H50V197L47 195V197H45L43 194H41L42 192L40 191L41 190V188H39V191L41 192H38V190H37V192L35 193V195L38 193L39 195L41 194L42 196H43V198L45 197V204L48 202V203H51V204H48L47 206H48V209H49V206L50 207H54V209L55 208H57V206H58V210L57 211H60L61 209V207H59V205L61 206V201L63 202L62 203V205L63 204H65L64 202L65 201H63V199L65 200L66 198H68V197H65L64 198V196H66V195H68L69 193V195L68 196H70V197H72V198H70L69 200H71V201H69V203L70 202H72V203H70L71 204V206H70V204L68 203L67 204V208L69 207V209H70V211H69V209H68V211H69V214H67V213H65V214H67V216L69 215H73L72 217V221H73V219H75V222H73L74 224H76V226L77 225H79V226H81V224H79L78 222H80L79 221V217H81L80 218V220L82 221L81 223H82V225L83 226H81V227H79V226H77V228L76 229H74L75 228V226L73 227V224L71 225V224H69V223H72L71 221H69V222H67V221H65L64 219V222H62V223H58V224H60V227L59 228H61V226L63 225V229H64V231H69L68 232V234L70 235V236H66V237H64V232H62V231H60V229L59 228H57V226L55 227L54 226V223L52 224L53 226H50L49 228L51 229V227H52V229L54 230H51V231H47V227H48V225L46 226V228H44L43 227V229H45V231H44V233L43 234H41L43 231V229H42V227H40V229H38L37 227L38 226H40V225H37V223H36V219H34L35 221H33V223L35 224L36 223V227L34 226V224L33 223H31L32 224V226L34 227L33 229H35L36 230V232H38L37 230H39V232H38V234L40 235V236H37V234H36V232L34 233V234H36V239H35V236L34 235H32L31 237H32V241H30V239H29V241L27 240V236L25 237V234H23V236H24V239H23V242L21 243V246L19 245V242L18 243H16V244H18V245H16L15 247H14V245H11L12 243H14V242H16V241H18V240H13V236L14 235H16V234H14L12 237H11V232L12 233H15V232H18V234H19V231L18 230H20V228L23 226H27L29 223H30V221L29 220H31V219H29V218H26L25 216H23V212H21V209H22V206L24 205V202H26L25 200L23 201L22 200V206H21V209H20V202H19V204H18V201H19V199L18 198H20L21 197V195H23L24 197H25V194H26V196H29L31 193H30V191L28 190V191H26V193H24L25 191L24 190H22L21 192V194H20V197H19V194H16L15 193V195H17V196H15V197H13L11 194L14 192V190H17V187L19 188V187ZM24 186H26V187H24ZM27 186H29V187H27ZM63 186V187H62ZM73 189H71V191H73V192H70V187ZM91 186V185H90ZM94 186H95V184H94ZM137 186V187H136ZM145 186V187H146ZM156 186V185H155ZM169 186H172V185H169ZM174 186V185H173ZM196 186V187H197ZM239 186V187H238ZM241 186V187H240ZM35 187V188H34ZM84 187V186H83ZM96 186L95 187H93V188H97ZM121 188V189H117V188ZM141 187H142V185H141ZM144 187V186H143ZM159 187V188H158ZM163 187H167V185L165 186H163ZM163 187H162V190H164L163 189ZM210 188V190L209 189H207V188ZM211 187H212V189H211ZM261 187H263V188H261ZM12 188V191L10 192L9 191V189H11ZM66 188V190H64V189ZM68 188H69V190H68ZM81 188V189H80ZM85 188H87V186H85ZM126 188H129V189H127V190H129V193H127V194H129V195H127V194H125L126 193ZM133 188V189H132ZM147 188H149L150 189V187H147ZM152 188H154V187H152ZM154 188V189H155ZM192 188V187H191ZM214 188V189H213ZM239 188H241V189H239ZM250 189V190H246V189ZM8 189V190H7ZM14 189V190H13ZM47 189V190H46ZM49 189V190H48ZM140 189V188H139ZM197 189V188H196ZM218 191H217V190ZM221 189V190H220ZM227 189V190H226ZM262 189V190H261ZM64 190V191H63ZM111 190H109L108 192H111ZM119 190H123V192H121V191H119ZM145 190V189H144ZM148 190V189H147ZM162 190H160L161 192H162ZM180 190H182V191H180ZM187 190V191H186ZM234 190V191H233ZM237 190H239L238 192H237ZM45 191H44V194H45ZM53 191H56L55 193L53 192ZM80 191H79V193H80ZM84 191H82L83 193H84ZM169 191H170V193H169ZM196 191V192H195ZM214 191V192H213ZM222 191V192H221ZM230 191V192H229ZM240 191H241V193H240ZM245 191H251L250 192V195H249V192H246V193H248V195H249V197L247 196V194L245 193ZM254 191H256L257 193H255ZM10 192V193H9ZM16 192V191H15ZM17 192H18V190H17ZM80 193L79 195L80 196H82V194L83 193ZM92 192V191H91ZM123 193V195H127V196H129L128 198L127 197H125V196H123L124 198L122 199L121 198V200H118V198L117 197H119V199H120V197H121V193ZM128 192V191H127ZM143 192V191H142ZM143 192V193H144ZM180 192H183V194H185L184 196H183V194L182 193H180ZM192 192H194V193H192ZM212 192V195L213 196H210V193ZM225 192V193H224ZM261 192V193H260ZM9 193V194H8ZM18 193H20V191L18 192ZM24 193V194H23ZM32 193V194H33ZM68 193V194H67ZM92 193H94V192H92ZM164 193V192H163ZM163 193L161 194L162 196H164L163 195ZM205 193V194H204ZM209 195H208V194ZM214 193V194H213ZM216 193V194H215ZM223 193V194H222ZM235 193V194H234ZM248 197H244L243 195L244 194ZM14 194V193H13ZM38 194L36 195V196H38ZM52 194H53V197H51L52 196ZM54 194H55V196H57V197H60L61 198V201H60V203H58V201L56 200V198L57 197H55L54 196ZM64 194H66V195H63ZM106 194L107 193H105V195H104V197L106 196ZM112 194L110 193V195H111V197H112ZM160 194V193H159ZM189 194V195H188ZM261 194V195H260ZM84 196H86V192L83 194ZM93 195V194H92ZM108 195V194H107ZM109 195V196H110ZM156 195H158V194H156ZM161 195H159V196H161ZM168 195V197H166ZM191 195V196H190ZM195 195V197L196 198H194V202L192 203L191 201H193V199L191 200L190 198H193V196ZM206 195V196H205ZM215 195V196H214ZM220 195H221V197H220ZM223 195V196H222ZM231 195V196H230ZM4 196H9V197H7V198H5ZM35 196V197H36ZM188 196V198L190 199H188V198H186ZM200 196V197H199ZM207 197L206 199H204V198H202V197ZM11 197H13V198H11ZM16 197H17V199H16ZM41 197V196H40ZM49 197V198H48ZM55 197V198H54ZM62 197H63V199H62ZM89 197H85V199H89ZM156 197H158V196H155V199L157 200V198ZM181 197V198H182ZM210 197V198H209ZM213 197H215V199H213ZM219 198V200H218V198ZM224 197V198H223ZM229 197H230V199H229ZM236 198V199H233V198ZM246 198V200H244V199H242V198ZM251 197V198H250ZM254 197V198H253ZM258 197H259V200H258ZM263 197V198H262ZM25 198H27V197H25ZM24 198V199H25ZM37 198H39V196L37 197ZM52 198H54V199H52ZM60 198L58 199V200H60ZM115 198H117V200H118V202L116 201V199ZM139 198V197H138ZM144 198V197H143ZM149 198V197H148ZM148 198H145V199H148ZM186 198V199H185ZM198 198V199H197ZM204 199V200H202V199ZM221 198H223L224 199V202H223V199L221 200ZM240 198V199H239ZM6 199H10L9 201L10 202H8V200H6ZM114 199H115V201H114ZM159 199V198H158ZM210 199H211V201H210ZM227 199V200H226ZM231 199H232V201H231ZM248 199V200H247ZM255 199V200H254ZM5 200V202H3V201ZM134 200V201H133ZM137 200V199H136ZM149 200V199H148ZM166 201V203H165V201ZM187 200V201H186ZM239 200V201H238ZM244 200V201H243ZM10 204L11 203V201H12V203H11V206L13 207V211L14 210H18V212L20 211V213H22V216L21 215H19L18 216V214H17V212L16 213H13V212H11V211H9L8 210V208L7 209H5L6 207L5 206H3V205H5L6 204V206H8L7 204V202ZM20 201H21V198H20ZM105 202V207H106V203H108V202H110V203H112V205L114 204V205H117V208H119V210H120V214H119V216L121 215V218H120V220L118 219V217L119 216H117V214H115L116 213V209H114L113 207H114V205L113 206H111L112 208H113V210H111V207L109 206V208L108 209H106L105 207H103L104 206V202ZM144 201V200H143ZM158 201V200H157ZM162 201H164L163 203L164 204H161V202ZM191 203H190V202ZM198 201H200L199 203H198ZM207 201H210L209 203L207 202ZM222 201V202H221ZM228 201V202H227ZM234 201V203H232ZM242 201V202H241ZM260 201V202H259ZM261 201H262V203H261ZM14 202V203H13ZM83 202V203H82ZM116 202L117 203H119V202H121L122 204L121 205H124L125 206V208H124V206L122 207L121 205H118V204H116ZM129 202L130 203H132V202H134V203H132V206L130 207L129 206ZM149 203H150V201H148ZM185 202V203H184ZM204 202H206V204H204ZM214 202H217V205H216V203H215V205L213 204ZM257 202H258V204H257ZM17 203V204H16ZM30 203H32V202H30ZM54 203H57V204H53ZM93 203V204H92ZM109 203V204H110ZM145 203V202H144ZM147 203V202H146ZM151 203L149 204V205H151ZM190 203V204H189ZM197 203V204H196ZM202 204V205H200L199 206V204ZM222 203V204H221ZM238 203H239V205H238ZM28 205V203L26 202L25 203V205ZM33 204V206L34 207H37V202L34 204V203H32ZM44 204V206L46 207V205ZM78 204H80L79 206H78ZM128 204V205H127ZM133 204H134V207H133ZM154 204V203H153ZM174 204H176L177 205V207H176V205H174ZM185 204V205H184ZM194 204V205H193ZM210 204V205H209ZM211 204L213 205V206H211ZM219 204V205H218ZM17 205V206H16ZM27 205L26 206H23V208H25V207H27ZM30 205V204H29ZM51 205H53V206H51ZM83 205L85 206V208L83 207ZM111 205V204H110ZM174 205V206H173ZM188 205H189V207H188ZM193 205V208L192 207H190V206H192ZM204 205V206H203ZM208 205H209V207H208ZM221 205V206H220ZM233 205V206H232ZM234 205H235V207H234ZM243 205V206H242ZM31 206V209L32 210H37V208H35L34 209V207L32 206V205H30ZM197 206V208H195ZM204 207L205 209H210V211L209 212H207V210H205L204 208H202V207ZM217 206V208H213V207H216ZM254 206V207H253ZM5 207V208H4ZM11 207V208H12ZM15 207V208H14ZM44 207V208H45ZM148 207H150V206H148ZM147 207V208H148ZM160 209H159V208ZM10 208V207H9ZM10 208V209H11ZM44 208L42 207L41 208V210L39 211V210H37V212L39 211L40 213H41V215H44L43 217H45V213L44 214H42V212L44 211ZM82 208H84V209H82ZM93 208V209H92ZM146 208V207H145ZM149 209L150 211L151 210H153V209ZM171 208V209H172ZM191 208H192V210H191ZM221 208V209H220ZM258 208V209H257ZM20 209V210H19ZM31 209H29V206H28V210H30V211H32ZM45 209H47V208H45ZM48 209L47 210H45V211H47L48 213H46V214H49V212L50 213H52V212H54V214L57 216L58 214H56L55 213V210L54 211H48ZM103 209H105V210H103ZM134 211H133V210ZM144 209V208H143ZM142 209V211L143 212H141V213H143V216H145L146 214H147V212H148V209H147V211H146V213H145V209L143 210ZM189 211H188V210ZM239 209V210H238ZM243 209V210H242ZM250 209V210H249ZM257 209V210H256ZM8 210V211H7ZM24 209H22V211H23ZM27 210V209H26ZM26 210H24V215H25V211ZM27 210V211H28ZM43 210V211H42ZM51 210H52V208H51ZM73 210H75V212H76V216L78 217L77 219L78 220H76V217H75V215H74V211ZM88 210V211H87ZM110 210V211H109ZM116 210V211H115ZM128 210L129 211H131V212H133V213H131V215H133V217L137 214V217L138 216H140V217H142V218H140L139 217V221L138 220H135V219H133V217L131 218L130 217V215H129V212H128ZM139 210V209H138ZM183 210V211H182ZM211 210H212V212H211ZM263 210V211H262ZM29 211V212H30ZM66 211V210H65ZM82 211H84V212H82ZM115 211V212H114ZM141 211V210H140ZM173 211H175V210H173ZM172 211V212H173ZM214 211V212H213ZM231 211V212H230ZM250 211V212H249ZM259 211H261L260 213H259ZM6 212H8L7 214H6ZM15 212V211H14ZM29 212L27 213V214H29ZM37 212H36V216L38 215L37 214ZM38 212V213H39ZM98 212V213H97ZM110 214H115V216H117V217H114V215H113V221H112V223L113 224H109V222H110V217H112V216H110V217H108V215H109V213ZM114 212V213H113ZM117 212H119V211H117ZM128 212V213H127ZM135 212H137V213H135ZM160 212H163V214L161 215L160 214ZM249 212V214H246V213H248ZM253 214H252V213ZM9 213H10V216H9ZM11 213L13 214V216H11ZM19 213V214H20ZM97 213V214H96ZM105 213V212H104ZM123 213V214H122ZM124 213H127L126 215L124 214ZM175 213H173V214H175ZM26 214V215H27ZM100 214H103V213H100ZM158 214V213H157ZM242 214V215H241ZM5 215H7V216H5ZM54 215V217H53V213H52V216H51V214H49V215H47L48 217H49V219H51L50 218V216L53 218V219H55V216ZM61 215V214H60ZM59 215V216H60ZM63 215V214H62ZM93 215V214H92ZM106 215H107V217H106ZM169 215V216H168ZM207 215V216H206ZM249 215V216H248ZM18 216V217H17ZM56 217V219L58 220V222L60 221L59 219H61V217ZM66 216V215H65ZM67 216H66V219H67ZM83 216V217H82ZM104 216V218H102ZM172 216H174V215H172ZM174 216V217H175ZM228 217V220L227 221H225V222H230V228H229V230H227V233H229V231H230V233H229V235L226 233V229L225 228H227L225 225L227 224H220V222L221 221H223L222 219H225L226 220V218L225 217ZM234 216H237V218L236 217H234ZM243 216H245L246 218H243ZM254 216V217H253ZM22 217H24V218H22ZM27 217H28V215H27ZM87 217V216H86ZM137 217H135L136 219H137ZM153 218V220H157V222L156 221H154L155 223L153 224V222H151V220H152V218ZM182 217V216H181ZM184 216H183V218H185ZM234 217V218H233ZM6 218V219H5ZM18 218V219H17ZM20 218H22L23 220H21ZM34 218H35V216H34ZM68 218H70L71 219V217H68ZM128 218H130L131 220H132V222H128L127 220H128ZM160 218H162V220H159ZM255 218V219H254ZM27 219V220H26ZM70 219H67V220H70ZM91 219H90V221H91ZM106 219V220H105ZM116 219V220H115ZM119 220V222H118V220ZM141 219L143 220V222L145 223V225H146V227L144 226L143 227V225H142V227L144 228H142L141 229V231H139V227H138V222H142L141 221ZM172 219H173V217H172ZM181 219V218H180ZM254 219V221H252ZM38 220V219H37ZM62 220V219H61ZM95 220V221H94ZM103 222H102V221ZM122 220H124V221H122ZM208 220H209V222H208ZM262 220V221H263ZM39 221V220H38ZM115 221H117L118 223H115ZM133 221H134V223H133ZM212 221V222H211ZM242 221H244V222H242ZM22 222L23 223H27V225L26 224H22ZM29 222V223H28ZM122 222H123V224H122ZM194 222V221H193ZM206 222H207V224H206ZM239 222V223H238ZM264 222V221H263ZM42 223V222H41ZM84 223V224H83ZM107 223V225H105ZM139 223V226L141 225ZM169 223V222H168ZM238 223V224H237ZM248 223H249V225H248ZM55 224H56V222H55ZM67 224H69V226H68V228H67V226L66 225ZM133 224H136L135 225V227H138V230H137V228H135V231L137 230L138 232H143L142 230H144V232L147 234L146 236L148 237V239H146L147 237L146 236H142V234H140L139 233V235H137V233L135 234V231H134V225ZM155 224H158L157 226L155 225ZM161 224V225H160ZM206 224V225H205ZM252 224V225H251ZM254 224V225H253ZM257 224V225H256ZM259 224V225H258ZM30 225V224H29ZM42 225H43V223H42ZM85 225V226H84ZM113 225V226H112ZM211 227H210V226ZM237 225V226H236ZM245 225V226H244ZM32 226H31V230H33L32 229ZM45 226V225H44ZM72 226V227H71ZM102 226V227H101ZM105 226H106V228H105ZM128 226H129V228H128ZM132 226V227H131ZM163 226H165L164 228H163ZM172 226V227H171ZM175 226H178L179 227V229H180V227H182L181 228V230H177L176 228H178V227H175ZM184 226V227H183ZM224 227V230H222V228H221V230L222 231H224L225 233H226V236H227V239H225V238H223V240H225V241H221L220 242V240L222 239L221 237H217V235L216 234H218V233H222V232H219V230L218 229H220V228H218V227ZM22 227V228H23ZM29 227V226H28ZM54 227L58 230L59 229V231L60 232H62L63 233V235L61 234L60 235V232H58V231H56V229H54ZM66 227V228H65ZM189 227V226H188ZM206 228V231H204L205 230V228ZM233 227V228H232ZM243 227V228H242ZM19 228V229H18ZM74 230H73V229ZM108 228V229H107ZM146 228V229H145ZM154 228V229H153ZM207 228H209L208 229V231H211L212 232V230L213 229H215V232H214V230H213V232H212V234L213 233H215V235H216V237L217 238H215V237H213L212 236V234H211V232H210V238L212 239V240H214V241H212L211 239L209 240V238H207V236L205 235L208 231H207ZM216 228H217V230H216ZM26 228L24 227V229L23 230H25ZM50 229H48V230H50ZM67 229V230H66ZM129 229V230H128ZM133 231H132V230ZM164 229H166L165 231H164ZM168 229V230H169ZM250 230V232L249 231H247V230ZM257 229V230H256ZM26 230H28V228L26 229ZM25 230V231H26ZM30 230V231H31ZM62 230V229H61ZM71 230V231H70ZM78 231V235L76 234V231ZM102 230V231H101ZM107 230V231H106ZM109 230V231H108ZM129 232H128V231ZM182 230L185 232H182ZM220 230V231H221ZM14 231V232H13ZM74 233H73V232ZM96 231V232H95ZM100 231V232H99ZM136 231V232H137ZM150 231V233H148ZM153 231V232H152ZM158 231V232H157ZM162 233H161V232ZM170 231V230H169ZM170 231V232H171ZM190 231H192V232H190ZM197 231H198V233H197ZM256 231V232H255ZM261 231H263V230H261ZM32 232V231H31ZM49 232V233H48ZM56 232H58V233H56ZM95 232V233H94ZM159 233V234H157V233ZM182 232V233H184V236H183V234L180 233ZM218 232V233H217ZM223 232V234H225ZM237 234H236V233ZM253 232V233H252ZM24 233V232H23ZM26 233V232H25ZM30 233V232H29ZM72 233V234H71ZM94 233V234H93ZM101 233V234H100ZM107 233V234H106ZM130 233V234H129ZM145 233H143V235H145ZM178 233V234H177ZM209 233V232H208ZM233 233V234H232ZM245 233H249V234H245ZM20 234H22V232L20 231ZM51 234H53V235H51ZM97 234H100V235H97ZM136 236H139V237H143V238H141V239H139V237H136ZM193 234V237L191 236ZM197 234V235H196ZM220 234H218V235H220ZM30 235V234H29ZM28 235V236H29ZM55 235V236H54ZM59 235V236H58ZM168 235V236H167ZM179 235H180V237H179ZM185 235H186V238H185ZM194 235H195V237L197 236L198 237V240H196V238H194ZM201 235V236H200ZM234 235H236V237L234 236ZM253 237H252V236ZM20 236H22V235H20ZM57 236V237H56ZM132 236V237H131ZM221 236V235H220ZM225 236V235H224ZM260 238H259V237ZM16 237V236H15ZM30 237V236H29ZM30 237V238H31ZM60 239H59V238ZM69 237V238H68ZM129 237V238H128ZM134 237V238H133ZM135 237L137 238V239H135ZM166 237V238H165ZM173 237H177V240H174V238ZM189 237V238H188ZM190 237H192V239H190ZM213 237V238H212ZM234 237V238H233ZM255 237V238H254ZM259 238V240L260 241H258L257 242V245H255L254 244V246L253 247H251V249H249V247H250V245L249 244H251L250 242H249V240H251L252 238L254 239V240H256L257 238ZM19 238V237H18ZM21 238H23V237H21ZM39 238V239H38ZM41 238V239H40ZM131 238V239H130ZM167 239V241L165 240V239ZM171 238V239H170ZM181 238H183V239H181ZM221 238V239H220ZM248 238V239H247ZM10 239V240H9ZM15 239V238H14ZM17 239V238H16ZM26 239V240H25ZM146 239V240H145ZM169 239V240H168ZM173 239V240H172ZM178 239H179V241H178ZM186 239V240H185ZM191 241H190V240ZM200 239V240H199ZM245 239V240H244ZM20 240V239H19ZM38 240V241H37ZM181 240H182V243H187V244H185L184 243V246L183 245H181ZM183 240H184V242H183ZM193 240V241H192ZM196 240V241H195ZM216 240V241H215ZM238 240V241H237ZM242 240V241H241ZM10 241H12V242H10ZM14 241V242H13ZM20 241H22V240H20ZM125 241H126V243H125ZM127 241H128V243H127ZM168 241H170L169 243H168ZM199 241V242H198ZM212 241V242H211ZM232 241V242H231ZM43 242L45 245H46V247H49V248H47V250H46V248H44V246L45 245H43V248H44V250L45 251H48V249H50V245H52V243H55L56 245L58 244L60 247H58V245H57V247H56V249L53 251L52 249H50L48 252H46V254H44V253H42L41 251L43 250H41V251H39L40 249H41V247L39 246V244L41 245V243ZM57 242V243H56ZM110 244H109V243ZM123 242V243H122ZM134 242V243H133ZM142 242V243H141ZM161 242H162V244H161ZM166 242V243H165ZM178 242H180V243H178ZM218 242H220V243H218ZM238 242H239V244H238ZM248 242V243H247ZM255 243H256V241H254ZM47 243V244H46ZM141 243V244H140ZM144 243H146V246H147V248H145L143 245H145ZM160 243V244H159ZM164 243V244H163ZM189 243V244H188ZM194 243V244H193ZM217 243V244H216ZM225 243V244H224ZM232 243V244H231ZM235 243H237V244H235ZM240 243H242L241 245L243 246V248H242V246L240 245ZM261 243V244H260ZM55 244H53L54 246H55ZM108 244V245H107ZM117 244V245H116ZM120 244V245H121ZM133 244V245H132ZM166 244V245H165ZM176 244V245H175ZM197 244V245H196ZM201 244V245H200ZM230 244V245H229ZM245 244H248L249 245V247H248V245H245ZM252 244H253V241H252ZM252 244H251V246H252ZM47 245H49V246H47ZM157 245V246H156ZM185 245H187L186 247H185ZM216 245V246H215ZM225 245H226V247H225ZM231 245H232V247H231ZM237 245V246H236ZM246 247H245V246ZM259 245V246H258ZM38 246V247H37ZM109 248H108V247ZM114 246L116 249H118V251L117 250H115V248H113L115 251H117L118 252V255L120 256H117L116 254H117V252L115 253V255L116 256H113L112 254V252H114L113 251V249H112V247ZM128 246H130V247H128ZM131 247L130 249H135V251L137 250V248L136 247ZM182 246V247H181ZM195 246H196V248H195ZM207 246V247H206ZM216 248H215V247ZM219 246H221V247H219ZM256 246H258V247H256ZM40 247V248H39ZM111 247V248H110ZM141 247H142V249H141ZM166 247V248H165ZM168 247V248H167ZM203 247V248H202ZM224 247H225V249H224ZM230 247V248H229ZM236 247V248H235ZM39 248V249H38ZM55 248V247H54ZM53 248V249H54ZM102 248H105V249H102ZM145 248V249H144ZM177 248V249H176ZM207 248V249H206ZM214 248H215V250H214ZM222 248V249H221ZM229 248V250L228 251H230V252H227L226 253V250ZM235 248V249H234ZM33 249H36V251H39V252H41L43 255H44V257H43V255L42 254H40L39 252H36V253H39V256H37V258L38 257H40V260L38 261L36 258H34L37 254L36 253H33L34 255H32V251H34ZM38 249V250H37ZM129 249V250H130ZM213 249V250H212ZM249 249V250H248ZM255 250V252L253 251V253H254V255L253 254H251L252 256L250 257V253H252V252H249V251H252V250ZM43 250V251H44ZM147 252H145V251ZM182 250V251H181ZM193 250V251H192ZM218 250V251H217ZM100 251V252H99ZM105 251V252H104ZM131 251V250H130ZM173 251V252H172ZM201 251V252H200ZM206 251H207V253L209 254V256L206 258L205 256L206 255H208L207 253H206ZM214 251V252H213ZM231 251H234L236 254H234V252H231ZM246 251V252H245ZM248 251V252H247ZM109 252V253H108ZM111 252V253H110ZM144 252H145V254H147L146 256L144 255ZM213 252V253H212ZM239 252V253H238ZM241 252H242V254H241ZM48 253V254H47ZM173 253V254H172ZM178 254V255H176V254ZM180 253H182V254H180ZM197 253V254H196ZM201 253V254H200ZM225 253L227 254L226 256L228 257V261L226 260V262H225V258L224 257H226L225 256ZM231 253H233V255H229V254H231ZM238 253V254H237ZM249 253V254H248ZM101 254H103V255H101ZM151 254H149L148 256H150V258H148V259H152V261H153V259H155V258H151ZM158 254V253H157ZM161 254V255H160ZM200 254V255H199ZM45 255H47V256H45ZM106 255V256H105ZM137 255H138V253H137ZM141 255V254H140ZM154 255V256H155ZM170 255V256H169ZM171 255H174V256H171ZM211 255H212V257H211ZM215 255V256H214ZM237 255V257H232V256H236ZM56 257L57 259H56V261H55V259H54V257ZM111 256H113V257H111ZM129 256H126L127 258H125V260L126 259H128V260H126V261H124V257H123V263L122 264H124V263H127L128 262V264L130 263L129 261L131 260L130 258L132 257V256H135V255H132L130 258H129ZM154 256H152V257H154ZM169 256V257H168ZM238 256H240L242 259L240 260V258L238 257ZM244 256V257H243ZM245 256H247L246 258H245ZM254 256H256L255 258H257L258 257V259H256L255 260V258H254ZM46 257H49L48 259L46 258ZM111 257V258H110ZM120 259H119V258ZM137 257V256H136ZM135 257V258H136ZM139 257V256H138ZM156 257V256H155ZM163 257L165 258V260L163 259ZM196 257H199V259H196ZM218 257V258H217ZM249 257V258H248ZM50 258L52 259V260H50ZM100 258V259H99ZM103 258V259H102ZM134 258V259H135ZM140 258H142L141 256H140ZM139 258V259H140ZM156 258V259H157ZM161 258L163 259V260H161ZM193 258H195V259H193ZM220 258V259H219ZM224 259V260H221V259ZM229 258H231V259H229ZM233 258V259H232ZM239 258V259H238ZM244 258V259H243ZM47 259V260H46ZM91 259H92V261H91ZM95 259H97V260H95ZM108 259V260H109ZM132 259H133V257H132ZM137 259V258H136ZM139 259H137V264H140L138 261H139ZM220 261H219V260ZM245 259H246V261H247V263H245L246 261H245ZM250 259V260H249ZM251 259H253L252 260V262H250L251 261ZM50 260V261H49ZM55 262H57V263H55ZM61 260V261H60ZM87 260H89V261H87ZM143 260V259H142ZM161 260V261H160ZM180 260V261H179ZM195 260V261H194ZM198 260V261H197ZM203 260V261H202ZM206 260V261H205ZM236 260H238V261H236ZM87 261V262H86ZM103 261H105V260H103ZM107 261V260H106ZM105 261V262H106ZM133 260H131V262H132ZM135 261V260H134ZM151 261V262H152ZM154 261L152 262V263H150V264H154ZM160 261V262H159ZM182 261V262H181ZM219 261V262H218ZM245 261V262H244ZM45 262V263H44ZM62 262V263H61ZM92 262V263H91ZM97 262V263H96ZM144 262V261H143ZM159 262V263H158ZM212 262H214V261H212ZM212 262H210V264L212 263ZM218 262V263H217ZM264 263V254H263V256H261L260 257V262H259V264L260 263ZM101 263H103V262H101ZM108 263V262H107ZM107 263H105V264H107ZM108 263V264H109ZM117 263V262H116ZM132 263H136V261L135 262H132ZM131 263V264H132ZM144 263H146V264H148V261H146V262H144ZM143 263V264H144ZM262 263V264H263ZM104 264V263H103ZM113 264H115V263H113ZM142 264V263H141Z\"/></svg>",
	"mask_w": 264,
	"mask_h": 264
},
{
	"label": "bare ground",
	"instance_id": "2",
	"mask_svg": "<svg viewBox=\"0 0 264 264\" xmlns=\"http://www.w3.org/2000/svg\"><path fill=\"white\" fill-rule=\"evenodd\" d=\"M64 1H65V0H58V2H57V0H40V3L42 2L40 5H39V3L37 2L39 6H38V5H37L36 7L33 6V5H36L37 3H36V4L34 3V4H32V5H30L31 3H30V4L27 3V5H30V6H29V8H30V12H32V10H34V12H35L34 14L37 15L38 17L40 16V17H39L40 20H43V21H44V20L46 19L45 21H48V23H49V27H51V29H53V27L56 28V27L58 26L57 20H58L59 16H60V15H63V14H64L63 16H65V17H66V16H70V17H66V18H70V19H72V21L70 20V21H71L70 25L72 24V22H73V20H74V22H73L74 25H75L77 22H78V23H77L78 25H79V24H80V25H84V26H82L81 28H83V27L85 28V23H86V26H87V27H88L89 25H91V23H89V25H87V24H88L87 21L84 23V21H82L83 19H87L88 21H89V20H90V21L95 20V23H96V22H97V21H96L97 18H96V19H94V18H95V17H98V16H99V17H98V18H99V22H101L100 18H102V20H105V21L108 23V26H109V25H110V26H113L114 24H116L117 27H121V26L123 25V23H124V25H125V29H124L125 32H122L123 36H122V35H118V36H122L121 38L123 39V42H120V43H122V44L124 43L123 45L126 46V47L123 48V47H121V46H123V45H121L120 48H123V49H120V48H119V45H120V44H118V43L116 42L118 39L120 40V38H119L118 36H116V41H114V42L112 41V40L115 39V38H114V35H116V34H111L112 32L114 33L115 30L113 29V31H112V27H110L111 29H110V28H108V29L111 30L112 32L110 31L111 33L109 32L110 34H108V33H107V34L113 36L114 39H113L111 36H110V37H106V38H105V37H101V36H105V35H106V33H105V35H103V33H104L103 30H99V31H97L98 33L96 32L97 34L95 35V39H92V37H93V36H92V33H93V32L90 33V34H85V35H82L81 33L73 34V35H69V37H68L67 39H65V40H66L65 43H67L68 47H66V46H67L66 44H62V43H60V44H61V45H60V50H58V53H59V54H61V53H62V50H63V51H64V52H63L64 55L62 56V54H61V56H60V55L58 54L60 57H59V56L57 57V55H55V53L57 52V51H56L52 56H54V57L56 56V57H57V58L55 57L56 59L53 57L54 60H57L58 58H61V57H62L61 59H58V60H62V59H63V63H66V62H64V61H65L64 58L66 59V58H69L70 56L73 57V55H74V54L71 55V53H72L71 51H73V53H75V54L79 53V51L82 52L81 50L83 49V47H85V46H83V44H84V45H85L86 43L88 44V42L92 39L91 42H92V41H93V42L91 43V45L94 46V41L96 40V43L98 42L99 46L95 47V46L97 45V44L95 43V46L93 47V49H94V51H97V50L99 49V50H98V54L100 55L101 58L98 56V54H96V52H94V54L98 56V57H97L98 62H99L100 59H102V58H104L105 61L107 62V63H106V62L104 61V59H103V60H102L103 62H102V63L99 62V64L102 65V64L105 62L103 65H104L105 67H107L106 64H108L110 61H111L110 63H112V61H114V63L116 62V65L119 67V71H118V69L116 70V68H114V66H115V67H117V66L114 65V64H112V65H113L112 67H113L114 69H111V71H109L110 69L108 70V69L106 68V69L108 70V72H105V71H107L106 69L103 70L105 73H109V72H111V75H110V74H109V75L107 74L108 77L106 78V80L109 79L108 82H107V84H105L104 81H102V82H103L102 84H103V85L105 84L106 87H107V85H110V84H111V86L113 87V88L111 87V89L108 88L109 93H110V96L112 97L111 99H114V95H112V93L116 94L115 97H117L118 95H120L121 93H123V91H124L125 93H128V92H129V94H130V93L132 92V91L130 92L131 84H134V83H132V82H133L132 80L136 79V80L138 81V80H139V77H140L139 74H137V75H138V76H137L138 79H137V77L135 76V74L138 73V72L140 73V72H143L144 70H146V71H147V72L145 71L146 74H145V73L143 74V75H146V77L144 76V77H145L144 84H145V83H148V84H151V85H149L150 87H147V85H145L146 87L144 88V90L147 91L146 93H148V92L152 93L151 91H153V90H151V89H152L151 87H153V88L155 89L156 92L153 91V93H154L155 95L152 93V94H151V99L153 100V98H155V96H157V97L155 98V99H157V100H153V101H152V100H149L150 103H149V105H147V101H145V100H148V99H147V97H146L145 95H144L145 97L142 96L143 93L141 94V92H138V93H140V96H141V97L139 96V97L141 98V100H140L141 102H139V101H137V100H139V98L137 97L139 94L136 96L135 94H137V93H134V96H133V92H132V96H133V98L136 96V97H135L136 100H134V99H133V100H134L135 102L137 101V105L139 104V107H137L136 105H134V104H135L134 101H133L132 103L130 102V104H132V107H133V106H136L137 108H134V107L131 108L130 106H129V107L126 106V107H125L126 112H127V110H129V109H127V108H130V110H131V109H133V110L138 109V110H139L140 107H141L140 109L143 108V110H144L143 112H145V111H146L145 108H147V106H148V107H150V108H149V109L147 108V110L151 111L150 113L154 114V113L157 111V110L155 111V109H157V108H156V106L154 107V104L157 103L158 101H160V104L157 103L158 105L161 106V105L163 104V106H166V105H167L168 108H171L172 106L170 107V105H168V104H170V103H172V102H169V101L167 100V98L169 99L170 95H169V97H164V98H166V99H165V100H166L165 102L167 103L166 105H165L164 98H163L164 95L167 96V95L170 93V91L167 93V95H166V93H165L166 89L169 88L168 86L172 87L173 85H174V86L177 85V86L179 87V90L182 89V91H183V89H185L184 86H187V87H186L187 89L185 90V94L181 93V94H183L182 96L185 97V95L187 94L186 92L189 90L188 87H191V86H192V88L195 87L194 85H192V83L194 84V83H198V82H201V81H202L201 84H202L203 86L209 84V87H208V86H206V87H208L209 89H211L210 92H211V93L213 92L212 94H214V92H215V91H214L215 88H214V90H213V86L217 88L218 85H219V87H220V86H221L220 84H222V82H223V81L221 80V79H223L222 77H224L226 80H229V78H227V76L229 75V72H230V71L228 70L229 68H231L230 70L233 69V71H231L230 74H231L232 72H235V73H236V70H234V69L236 68V67H234L235 65L233 66V65L231 64V67H230V65H229L228 63H225V65H228V66H229V67L226 66V67H228V69H227V68L225 67V65H224V62H222V64H223L224 66H222V65H221V66H218V65H220V64L217 63V62L215 63V61H214V62H213V61L209 62L210 65H209V64L206 65V63L204 62L205 65H203V66L201 67V66H198V65H202L203 62H199V64H198V61H195V62H197V64H198L197 67H200V68H199V69H195L196 66L194 65V66H195L194 70L191 69V68L193 67L191 64H190V65H191L192 67L189 66V65H187L188 62H186L187 60L185 59V58H187V55H186V54H190L191 56L189 55V57H191V58L193 59V57H194V56L196 55V53H197V51H196V53H195L194 50H197V49L200 48V47H198L199 44H201L199 40H200V38L202 39V36H203L204 34H203V35H199L198 32H194L195 34L193 33L192 36H191V34H189V33H191V32L188 31V32H189L188 34H189L191 37L194 36L195 38H197L196 36H198L197 40L195 39V41H194V39H191V41L189 42V40H188V39L186 40V38H184V37L182 36V34H181L180 37H179V35L176 33V34H177V39H175V40H176L175 42L178 43V37H179V38L182 40V41L180 40V42H181V43L183 42L184 44H183V43H182V44L185 45V46H183V45L181 44L182 48L185 47V48H183V49L185 50V57L182 56V57H183V58H182V57L179 56V55H181V53L184 54V51H182V49H181V50L178 49L179 47H177V49H178L180 52H181V51H182V52L180 53V52H177V51H176L177 49H176L174 46H176V45L179 46L180 43H178V44H177V43H174V38H176V36H174V34H172L173 36H172V35L170 36L171 33H170V34L168 33L169 36H167V35H166V30H165V34L162 33V32L160 31V28H159V27H157V26H155V25H153V24H149V21H148V24H145V26H143V27H140V26H139V27H136L137 25H140V22H146V21H145V20H146L145 18H146V16H147V17L149 16V14L146 12V9H147V11H148L149 9L154 8V6L156 5L155 0L152 1V3H153V2L155 3V4H153V5H151L152 3H149V0H145L146 2H144V0H143V3H141V4L139 3L140 5H143V4L146 5V3L148 2L147 7H148V6L150 7V5H151V7H150L149 9L146 8V6H142L143 8H144V7L146 8V9L144 8V10H145V11H144V12H145L144 14H146V13L148 14V15L146 14L145 16H144L143 11H142L143 9H142L140 6H139V8H141V10H140V9H137V6H138L137 2H136V4H135V6H136L135 9H136L137 11H139L138 13H141L142 15H140V14H133V16H132L131 14L129 15V14H127V13H120V12H123V11H120V12H119L120 8L123 7V3H122V2H124L125 0H122V1H121V0H118V1H117V0H116L115 3L111 0V2L114 3V4H113L114 6H113V5L111 6L112 3L110 4V2H109V3H105V0H103V2H104V3L102 2L103 4H101V1H102V0H101V1L99 0L100 3H99V1H97V0H96V1H95V0H92L93 2H94V1H95V2H94V3H93V2H90V5L87 6V2H86V5H85L84 3H82V1L84 2L85 0H80V2H81L82 4H81L80 2H78V1H77V2H78V4H80V5H77L76 2L74 3V6H76V7H75L76 9H74V6H72V8H73L74 11H72V10L69 11V10H68V6H67V7L65 6V2H64ZM69 1L71 2L72 0H69ZM86 1H87V0H86ZM89 1H91V0H89ZM107 1H108V0H107ZM128 1H129V0H128ZM130 1H131V0H130ZM133 1H135V0H133ZM136 1H137V0H136ZM138 1H139V2H142V0H138ZM157 1H158V0H157ZM159 1H160V2H159ZM159 1H158L159 4L164 5L163 7H164L165 9H167V10H168V9H171V7H172V6H170V8L168 7V6L170 5V4H168V2L173 1V3L171 2L172 4H174V7H172V10H173L174 12H176V11H175L176 9L174 10V8H175V7H176V8L178 7V6H176V5H177V3H178L179 0H178L177 2H176V0H171V1H170V0H159ZM166 1H168V2H167V4H168L167 6H166V3H165ZM174 1H175V3H174ZM182 1H183V0H182ZM194 1H197V0H192V1L189 0V2L191 3V6H192V3H194V4L196 3V2H194ZM198 1H199V3H201L202 1H203V2L207 1V2L204 3V4H206V6H205L206 8H205L203 11L201 10L202 13H200V14H201V17H202L203 19H204V17H205V16H203V15H206V16H207V19H208V22H209L210 20H211L210 22H212V20H213V24H214V22H215V24L217 23V22H216V19H215V20L213 19V18H214L213 15H217V17H218L217 20H220V21L218 22V24H219V23L221 24V20H223V18H224V19H225V18L227 19L228 12H226V10H224V8L222 9V10H223V12H222V10H221L220 8H219V10H218V9H214V8H215V3L212 4V6H211V3H212V2H215L214 0H202V1H201V0H198ZM209 1H212V2L209 3ZM217 1H218V2H217ZM220 1L222 2V0H216V8H218V6L220 5ZM224 1H227V0H223V2H224ZM228 1H229V2H228ZM228 1H227V2H228L229 4L232 3V5H233V3H234V4L237 3V0H228ZM238 1H239V0H238ZM241 1H245V0H240L239 2H241ZM248 1H249V0H248ZM253 1H254V0H253ZM255 1H256V0H255ZM73 2H74V1H72L71 3L73 4ZM125 2H127V0H126ZM125 2H124V3H125ZM179 2H180V1H179ZM189 2H188V3H189ZM223 2H222V4H223ZM227 2H226V4L229 5ZM239 2H238V4H239ZM245 2H246V1H245ZM245 2H241V4H244ZM250 2H251V1H250ZM91 3H92V4H91ZM95 3H96V4H95ZM164 3H165V4H164ZM180 3L182 4V2H180ZM190 3H189V5H190ZM197 3H198V2H197ZM208 3H209L210 6H211L210 9H209L210 6H208V5H209ZM218 3H219V4H218ZM67 4H69V2H68ZM97 4H98V5H97ZM99 4H100V5H99ZM125 4H126V3H125ZM127 4H128V2H127ZM149 4H150V5H149ZM181 4H180V6H179V7H181V8H178V9L183 10L182 7H184V6H182ZM217 4H218V6H217ZM246 4H247V3H246ZM249 4H250V3H248V5H249ZM109 5H110V6H109ZM116 5H117V7H118V5H119V7H120V6H121V7H120V8L118 7L119 9H117ZM129 5H131V4H129ZM157 5H158V4H157ZM178 5H179V4H178ZM184 5H185V4H184ZM186 5H187V4H186ZM186 5H185V6H186ZM213 5H214V6H213ZM232 5H230V7H231ZM255 5H256V4H255ZM77 6H78V7H77ZM159 6H161V5H159ZM165 6H166L167 8H166ZM233 6H234V5H233ZM252 6H253V5H252ZM33 7H35L36 9H35V8L33 9ZM156 7H157V6H156ZM156 7H155V8H156ZM207 7H208V9H207ZM212 7H213V9H212ZM227 7H228V6H227ZM254 7H255V6H254ZM257 7H258V6H257ZM257 7H256V8H257ZM72 8L70 7L69 9H72ZM125 8L128 9L129 7H126V5H125L124 10H126ZM132 8L134 9V6H132ZM160 8H161V7H158V9H160ZM164 8H163V9L161 8V10H159V11H163ZM184 8H185V7H184ZM259 8H260V7H259ZM259 8H257V9H259ZM31 9H32V10H31ZM135 9L132 11L133 13H134ZM253 9H255V8H253ZM257 9H256V10H257ZM66 10H68V12H70L71 15H70L69 13H68L69 15H66V14H65V13H67ZM130 10H131V9H130ZM130 10H129V11H130ZM156 10H157V9H156ZM207 10H208V11H207ZM228 10H229V12H230L231 9L228 8ZM71 11H72V12H71ZM137 11H135V12H137ZM140 11H141V12H140ZM152 11H153V10H152ZM164 11H165V10H164ZM169 11H171V10H169ZM204 11H205V14L203 13ZM232 11H233V10H232ZM232 11H231V14H233ZM251 11H252V10H251ZM254 11H255V10H254ZM254 11H252V14L254 13ZM259 11L262 12L261 10H259ZM126 12H127V11H126ZM130 12H131V11H130ZM130 12H129V13H130ZM132 12H131V13H132ZM148 12H149V11H148ZM154 12H156V11H154ZM171 12H172V11H171ZM206 12H207V13H206ZM225 12H226V13H225ZM255 12H256V11H255ZM260 12H259V14H260ZM32 13H33V12H32ZM149 13H150V12H149ZM156 13H157L156 15H157L158 17H160V15H158V13H159L158 10H157ZM160 13H162V14L164 15V12H160ZM172 13H173V12H172ZM177 13H178V12H176V14H177ZM263 13H264V12H263ZM263 13L261 14L262 18H263V16H264ZM166 14H167V13H166ZM166 14H165V18H164L163 15H162L163 17L161 16V18H162L163 21H165V20L168 21V19H169V17H170L169 13L167 14V16H166ZM170 14H171V13H170ZM236 14H237L238 16H237ZM236 14H235V13L233 14V15H234L233 18H234V19L236 18V19L238 20V17H239V19H242L243 24H244L245 21H246V19H245L244 17H242V15L240 16V14H238V13H236ZM248 14H251V13H248ZM252 14H251V15H252ZM259 14H258V15H259ZM139 15H140V16H139ZM174 15H175V14H174ZM235 15H236V16H235ZM258 15H255V16H257V20H258ZM42 16H43L45 19H44ZM141 16H144L145 18H144V17H141ZM153 16H154V15H152L151 18H153ZM168 16H169V17H168ZM171 16H172V14H171ZM72 17H74V18H72ZM155 17H156V16H154V18H155ZM173 17H174V16H173ZM212 17H213V18H212ZM215 17H216V16H215ZM230 17H231V16H230ZM240 17H241V18H240ZM248 17H249V16H248ZM250 17H251V16H250ZM252 17L254 18V16H252ZM41 18H43V19H41ZM149 18H150V17H149ZM149 18H148V19H149ZM167 18H168V19H167ZM170 18L172 19V17H170ZM175 18H176V17H175ZM177 18H178V17H177ZM202 18L200 19V18H199V14H198V15L196 16V18H195V19H198L196 25H194V24H195V22H194V23L192 24V26L190 27L189 30L193 31L194 28H198V29H199V27H200L201 25H203L202 23L206 21V20H203ZM205 18H206V17H205ZM209 18H210V19H209ZM211 18H212V19H211ZM233 18L231 17L229 20L227 19L229 24H230V22H232V24L230 25V27L233 25L232 28H231V29L229 28V29H230V30L233 29L234 32H235V31L238 32L237 29H236V27H238V25L235 26V24H238V21H237V20H234ZM259 18H260V20L262 19V18L260 17V15H259ZM54 19H57V20L54 21ZM80 19H82V20H80ZM148 19H147V20H148ZM195 19H194V20H195ZM226 19L223 20V21L225 22ZM247 19H249V18H247ZM255 19H256V18H255ZM77 20H78V21H77ZM137 20H138L139 22H138V24L136 25L135 22H136ZM143 20H144V21H143ZM149 20H150V19H149ZM155 20H156V19H155ZM169 20H170V19H169ZM263 20H264V18H263ZM81 21H82L84 24H83ZM150 21H152V20H150ZM167 21H166V23H167ZM229 21H230V22H229ZM234 21H237V22L235 23ZM102 22H103V21H102ZM106 22H105V23H106ZM156 22H157V21H156ZM158 22H159V21H158ZM169 22L171 23V21H169ZM169 22H168V23H169ZM261 22H263V21H262V20H261L260 22L258 21V25H260L259 23H261ZM81 23H82V24H81ZM95 23H92V24H95ZM120 23H122V24H120ZM133 23L136 25L135 28L132 27V26H134ZM159 23H160V22H159ZM161 23H162V26H164V23H163V22H161ZM166 23H165V24H166ZM222 23H223V22H222ZM226 23H227V21L225 22V24H226ZM246 23H247V21H246ZM246 23L244 24L245 27H247V26H246ZM206 24H207V22H206ZM218 24H217V25H218ZM225 24H223V25H225ZM240 24H241V23H240ZM247 24H248V23H247ZM72 25H73V24H72ZM74 25H73V27H75ZM80 25H79V27H80ZM120 25H121V26H120ZM193 25H194V27H193ZM221 25H222V24H221ZM221 25H220V26H221ZM256 25H257V23H256ZM263 25H264V22H263V24L261 23V26H262L261 29H260V28L258 29V26H257L256 28H257L258 30H256V29H255V30L258 31V32H262V31H260V30H263V29H264V26H263ZM227 26L229 27V25H227ZM234 26H235V28H233ZM77 27H78V26H77ZM79 27H78V28H79ZM167 27H168V26H167ZM223 27H225V26H223ZM78 28H77V29H78ZM84 28H83V29H84ZM113 28H115V25L113 26ZM158 28H159V29H158ZM168 28H169V27H168ZM203 28H204V25H203ZM203 28H201V29H199V30L197 29V31L200 32V30H203ZM239 28H240V27H238V30H239ZM254 28H255V27H254ZM87 29H88V28H86V30H87ZM119 29H120V28H119ZM121 29H122V27H121ZM121 29H120V30H121ZM131 29H132V30H131ZM161 29H162V28H161ZM218 29H219V28H218ZM221 29H222V28H221ZM221 29H219V31H220ZM223 29H224V28H223ZM225 29H226V28H225ZM227 29H228V28H227ZM235 29H236V30H235ZM133 30H134V31H133ZM162 30H163V29H162ZM194 30H195V29H194ZM83 31H84V33H85V30H83ZM129 31L134 32V34H135V36H133L134 39H132V38L130 37L131 34H129V33H131V32H129ZM195 31H196V30H195ZM224 31H225V33H226L228 30H224ZM224 31H223L222 33H220V34L222 35V34L224 33ZM79 32H80V31H79ZM102 32H103V33H102ZM127 32H129V33H127ZM163 32H164V31H163ZM171 32H172V31H171ZM178 32H179V31H178ZM203 32H204V31H202V32H200V33H203ZM220 32H221V31H220ZM258 32H257V33H258ZM87 33H88V32H87ZM115 33L118 34V33H119L118 30H117V32L115 31ZM185 33H186V32H185ZM197 33H198V35H197ZM229 33H230V32H227V35H229ZM238 33H239V32H238ZM257 33H256V34H257ZM79 34H80V35H79ZM93 34H95V32H94ZM101 34H102V35H101ZM176 34H175V35H176ZM179 34H180V33H179ZM183 34H184V33H183ZM217 34H218V33H217ZM232 34H233V33H232ZM74 35H76V36H78V37H75ZM89 35H91L92 37L89 36ZM108 35H107V36H108ZM132 35H133V34H132ZM132 35H131V36H132ZM213 35H214V34H213ZM215 35H216V34H215ZM223 35H224V34H223ZM230 35H231V34H230ZM70 36H71V37H70ZM72 36H73V38H72ZM166 36H167V37H166ZM190 36H188V37H190ZM207 36L209 37V36H211V35H210V34H207ZM207 36H206V37H207ZM234 36H235V35H234ZM254 36H255V35H254ZM256 36H257V35H256ZM256 36H255V37H256ZM90 37H91V38H90ZM117 37H118V39H117ZM169 37H171L172 39L169 38ZM173 37H174V38H173ZM194 37H193V38H194ZM199 37H200V38H199ZM208 37H207V38H208ZM212 37H213V38H212ZM217 37H218V36H217ZM219 37H221V36H219ZM227 37L230 38L229 36H227ZM227 37H226V38H227ZM260 37H261V36H260ZM108 38H109V42L107 41ZM110 38H112V39H110ZM166 38H167V39H166ZM203 38H204V37H203ZM232 38H234L233 40H235V37H232ZM232 38H230V39H232ZM253 38H254V37H253ZM261 38H262V37H261ZM261 38H260V39H261ZM122 39H121V40H122ZM168 39H169V41L172 40L171 42L174 43V46H173V47H174V49H176V50H174V51H176L175 54L177 53V55H175V56H176L175 59L173 58L174 61L171 60V64H172V62L175 63V64H174V65H170V62L167 61V62H168V66L166 67V65H167L166 63H167V62L165 63L164 60H167V59H164V60H163V57H166V58H167V56L170 55L169 53H167V55H165V52H164V50H165V51H168L167 48H169L170 43H171V42L169 43V41H167ZM198 39H199V40H198ZM211 39H214V40H212V41H217L218 38L215 39L214 36H211ZM237 39H239L238 36H237ZM245 39H246V38H245ZM247 39H249V38H247ZM121 40H120V41H121ZM209 40H210V39H209ZM209 40H208V41H209ZM221 40H222V39H221ZM233 40H232V41H233ZM242 40H243V39H242ZM250 40H251V38H250ZM250 40H249V42H247L246 40H243V41L238 40V41H240V42H245V41H246L245 44L250 43L249 45H252V48H255V47H253V45H255V44H251V41H252L253 39H252L251 41H250ZM261 40H263V39H261ZM63 41H64V40H63ZM192 41H194V43L198 41L199 43H196V44H198V45L195 46L196 44H193ZM107 42H108V43H107ZM110 42L112 43V46H111ZM130 42H132V43H130ZM165 42L168 43L169 45L167 44L166 46H164ZM201 42H202V41H201ZM89 43H90V42H89ZM113 43H114V45H117V44H118V45H117V46H118V49H116V50H114V51L111 52V49H112V48H113V49L115 48V47L113 46ZM129 43L131 44V46H130ZM173 43H172V45H173ZM206 43H209V42H206ZM238 43H239V42H238ZM260 43H261V42H260ZM106 44H107V45H106ZM108 44H109L112 48H111L110 46H108ZM140 44H141V45H140ZM175 44H176V45H175ZM190 44H191V45H190ZM230 44H231V43H229V45H230ZM57 45H59V44H57ZM64 45H66V46H64ZM127 45H128V46H127ZM172 45L170 46V48L172 47ZM210 45H211V42H210ZM213 45H214V47H212L213 50H215V49H216V50L221 49V48H219V47H217L218 49L215 48L216 45L214 44V42H212V46H213ZM229 45L227 44L226 47L229 46ZM237 45H238V44H237ZM237 45H236V43H234L233 45H230L229 47H227V49L229 48L228 52H227L226 48H224L223 51H222V50H219V51H221V53H223V55H225V56H226L228 53H229V54L231 53V54L234 55V56H238V55H239V52H240L242 49H240ZM243 45H244V44H243ZM249 45H248V46H249ZM63 46L66 47V49H70V51H67V50L65 51V48H64ZM117 46H116V47H117ZM140 46H142V47H140ZM151 46H155V47L157 48L156 50H157V51L159 50L157 53H155V54H157V56H155V58H156V57H160L161 55L163 56V57H162V60H161L162 62H159V63H161V64L158 63V65L155 66V67H153V65L151 64L152 61L149 62V64H147V63L144 64V62H142V61H144V60L141 59V58H142V57L144 58L145 55L142 56L140 59L137 58V57L139 56V55H138V52L140 53V52H143L144 50H146L145 53H147V50H149V48H152ZM200 46H201V45H200ZM255 46H256V45H255ZM260 46H263V45H260ZM260 46H259V47H260ZM58 47H59V46H58ZM61 47H62V49H61ZM86 47L88 48L89 46H86ZM98 47H99V48H98ZM127 47H128V48H127ZM129 47H130V48H129ZM147 47H148V48H147ZM164 47H165L166 49H165ZM190 47H191V48L193 47L191 50H193V49L195 48V49L192 51V52H194V55H193L192 52H191L192 54L189 52V48H190ZM201 47H202V46H201ZM249 47H251V46H249ZM257 47H258V45H257ZM257 47H256V49H257ZM95 48H97V50H96ZM110 48H111V49H110ZM139 48H140V49H139ZM142 48H143V51H141ZM146 48H147V49H146ZM214 48H215V49H214ZM242 48H243V47H242ZM85 49H86V48H85ZM113 49H112V50H113ZM119 49H120V50H119ZM129 49H131V51H133V53H132L133 55H134V54L136 55V57L134 56V57L136 58L135 61H134V57H132V56H131V58H129V60H128V58L126 57L127 61H129V62H131V63L127 62L124 56H123L124 60H122V59L120 58L122 55H124V54H122V53H124L125 50H127V51L125 52V53H127ZM137 49H139V51H137ZM154 49H155V48H154ZM171 49H172V48H171ZM238 49H240V51H238ZM246 49H247V48H246ZM256 49H255V50H256ZM258 49H259V48H258ZM258 49H257V50H258ZM261 49H262V47H261ZM90 50H91V49H90ZM90 50L86 49L87 53H88V51H90ZM123 50H124V51H123ZM150 50H151V49H150ZM150 50H149V54H151V52L154 51V50H151V52H150ZM200 50H202V48H200ZM200 50H198V51H200ZM224 50H225V52H224ZM263 50H264V49H262V51H263ZM107 51H109V52H111V53H107ZM120 51H122V52H120ZM170 51H172V50H170ZM243 51H244V52L241 51V52H242L241 58H242V56L247 57V58H245V61L248 62V63H249L250 61H252V62L255 61V60H253V59H256V54H257V53H256V54H254L253 52L250 53V54L248 53V55H249V56H248V55H247V50L245 51V49L243 48ZM248 51H249V50H248ZM60 52H61V53H60ZM66 52H68L67 55L70 54L69 57H64L65 54H66ZM69 52H70V53H69ZM91 52L93 53L92 50H91ZM91 52H90V53H91ZM136 52H137V53H136ZM154 52H155V51H154ZM241 52H240V54H241ZM258 52H259V51H258ZM83 53L85 54V56H84V58H85V57L87 56V53H86V52H83ZM112 53L115 54V56H117V57H116V60H117V58H118V60H119L118 63H119V64L122 62V66H121V65L119 66V64L117 63L118 60H117V61L113 60L115 56L113 57L112 60L110 59V58H112V56H113ZM179 53H180V54H179ZM243 53H244V54H243ZM263 53H264V52H261V53H260V56H262L261 54H263ZM56 54H57V53H56ZM79 54L81 55L82 53H79ZM88 54H89V53H88ZM104 54H105V55H106V54H112V55H107V57H106ZM129 54H130V50H129V52L127 53V56H129ZM143 54H144V52H143ZM149 54L147 53V55H148V56L146 55L147 58L150 57L151 55H153V53H152L151 55H149ZM155 54H154V55H155ZM168 54H169V55H168ZM198 54H201V53L199 52ZM198 54L196 55V57L198 56ZM229 54H228L227 56H230ZM252 54L255 55V56H250V55H252ZM80 55H78V56H80ZM101 55H102V56H101ZM103 55H104V57H103ZM137 55H138V56H137ZM141 55H142V53H141ZM173 55H174V52H173ZM192 55H193V56H192ZM245 55H246V56H245ZM257 55H258V54H257ZM81 56H82V55H81ZM92 56H93V55H92ZM92 56H91V57H92ZM110 56H111V57H110ZM146 56H145V57H146ZM175 56H174V57H175ZM177 56H179L180 59H179V57H178V59H177ZM199 56H200V55H199ZM63 57H64V58H63ZM74 57H75V56H74ZM74 57H73V58H74ZM94 57H95V56H94ZM105 57H106L107 59H106ZM151 57H153V56H151ZM151 57H150V58H151ZM254 57H255V58H254ZM263 57H264V56H262V58H263ZM80 58H82V57H80ZM80 58H79V59H80ZM89 58H90V57H89ZM99 58H100V59H99ZM150 58H149V59H150ZM153 58H154V57H153ZM153 58H152V59H153ZM181 58L184 59V60H186V61H185V62H186L185 64H186L187 66H189L190 68H188V67L186 68L185 65L183 64L184 62H183V63L181 62V64H183L184 66H183V65H180V64H177V63L179 62V60L182 61ZM250 58H251V60H250ZM70 59H71V58H69V60H70ZM76 59H77V58H76ZM79 59H78V60H79ZM82 59H83V58H82ZM82 59H81V61H78L79 64H82ZM85 59L87 60L88 58H85ZM157 59H158V58H157ZM160 59H161V58H160ZM160 59H159V61H160ZM168 59H170V57H169ZM176 59H177V60H176ZM194 59H195V57H194ZM196 59L199 60L198 58H196ZM196 59H195V60H196ZM242 59H243V58H242ZM69 60L67 59V61L70 62V64H69L68 62H67L66 64H67V65H68V64L70 65V66L68 65L69 68H70V67H73V68H74L75 66H73L72 59H71L70 61H69ZM83 60H84V59H83ZM91 60H94V58H92ZM95 60H96V59H95ZM188 60H189V58H188ZM249 60H250V61H249ZM0 61H1V51H0ZM76 61H77V60H75V62H76ZM87 61H88V64H89V62H90V63L93 62V61H90V59H88ZM87 61H86L85 63H87ZM108 61H109V62H108ZM123 61H124L125 64H123ZM132 61H133V62H132ZM146 61H147V60H146ZM154 61L156 62L157 60L155 59ZM208 61H210V60H208ZM208 61H206V62H208ZM60 62H62V61H60ZM78 62H77V63H78ZM95 62H96V61H95ZM126 62H127V63H126ZM176 62H177V63H176ZM189 62H191V61H189ZM195 62H193V63L196 64ZM246 62H245V64H247ZM77 63H76V64H77ZM85 63H83V64H85ZM156 63H157V62H156ZM214 63H215V64H214ZM250 63H251V62H250ZM71 64H72V65H71ZM83 64H82V65H79V66H84L85 69H86V68H87L86 64H85V65H83ZM88 64H87V65H88ZM97 64H98V63H97ZM99 64H98V65H99ZM143 64H144V65H143ZM146 64H147V65H146ZM153 64H154V63H153ZM163 64H165L164 67H163ZM188 64H189V63H188ZM212 64H213V65H216V64H217L218 67H214ZM251 64H252V63H251ZM253 64H254V63H253ZM90 65H92V63H91ZM110 65H111V64H108V66H110ZM124 65H125V66H124ZM126 65H127V66H126ZM137 65H138V67H137ZM145 65H146V66H145ZM149 65H150V66H149ZM154 65H155V64H154ZM159 65H160V66H159ZM169 65H170V66H169ZM68 66H67V67H68ZM104 66H103V67H104ZM232 66H233V67H232ZM254 66H255V65H254ZM254 66H253V67H254ZM76 67L79 68L78 65H77ZM101 67H102V66H101ZM112 67H111V68H112ZM141 67H142V68H141ZM249 67H250V64H249ZM80 68H81V67H80ZM82 68H83V67H82ZM99 68H100V66H99ZM139 68L143 69V71H142V70L140 71ZM255 68H256V67H255ZM90 69H91V68H90ZM101 69H102V68H101ZM250 69H251V68H250ZM253 69H254V68H253ZM253 69H252V70H253ZM259 69H262V70H263V73H262V70H261V73H262V77H264V66H262V68H261V67L258 68V70H259ZM78 70H79V69H78ZM80 70H81V69H80ZM82 70H83V72H84V71H85V72L87 71V69L84 70V68H83ZM91 70H93V69H91ZM113 70H114L115 72H114ZM227 70H228V73L226 74V71H227ZM252 70H251V71H252ZM254 71H255V70H253V72H254ZM256 71H257V70H256ZM80 72H82V71H80ZM85 72L83 73L84 75L80 73V75H83V78H82V77H80V78H82L83 80H86V81H88V80L91 79V81H92L93 79H92L91 76H92V73H93V72L91 73L90 70H89L90 73L86 72V73H88L89 75H91V76H89V77H91V78H89ZM113 72H114V73H113ZM257 72H258V71H257ZM219 73H220V74H219ZM222 73H225L226 76H225V74H224V75H221ZM235 73H234V75H235ZM251 73H252V72H251ZM258 73H260V70H259ZM261 73H260V74H261ZM217 74H218V76H217ZM252 74H253V73H252ZM49 75H50V76H48V77H49V80L51 79V81H53V78H54V77L52 78L51 75L54 76V74L51 73V74H49ZM78 75H79V74H78ZM85 75H86V77H85ZM93 75H94V74H93ZM105 75H106V74H105ZM219 75H221V77H220ZM231 75L233 76V74H231ZM109 76H110V77H109ZM121 76H122V77H121ZM123 76H124V77H123ZM216 76H217V78L220 77L219 81H220L221 83H219L218 80H217V78H215ZM232 76H230V78H232ZM50 77H51V78H50ZM95 77H96V76H95ZM119 77H121V78H119ZM125 77H126V79H125ZM144 77H143V78H144ZM233 77H234V76H233ZM260 77H261V75H260ZM68 78H69V77H68ZM68 78H66V79L63 78V80H66V83H67L68 80L70 81V79H68ZM84 78H85V79H84ZM87 78H88V80H87ZM101 78H102V77H101ZM123 79H125L126 81L123 80ZM141 79H142V78H141ZM211 79H214V80H211ZM215 79H216V80H215ZM260 79H261V82H262L263 79H262V78H260ZM74 80H76V78H75ZM83 80H81V82H82ZM98 80H100L99 77H98ZM101 80H102V79H101ZM103 80H105V79H103ZM106 80H105V82H106ZM122 80H123V81H122ZM143 80H144V79H143ZM143 80H142V81H143ZM146 80H147V81H146ZM78 81H80V80H77V82H74V83H80V84H81V82H78ZM86 81H84V85H85V82H86ZM134 81H135V80H134ZM203 81H204V82L206 81V82H205L206 84L203 83ZM207 81H208V82H207ZM216 81H217V82H216ZM224 81H225V80H224ZM123 82H125V83L123 84ZM189 82H192V83H189ZM263 82H264V81H263ZM66 83H65V81H64L63 84H66ZM68 83H69V82H68ZM68 83H67L66 85H68ZM74 83H72V84H74ZM127 83H128V84H127ZM138 83H139V82H138ZM159 83H163V85H164V86L166 85L167 88H166V86L164 87V86H162L161 84H160L159 86H157ZM180 83H181V84H180ZM185 83H187V84H185ZM213 83H214V84H213ZM216 83H217V84L219 83V84L216 86ZM224 83H225V82H223V84H224ZM59 84H60V83H59ZM70 84H71V81H70V83H69V86H70ZM86 84H88V83H86ZM92 84H93V83H91V85H92ZM94 84H95V81H94ZM96 84L98 85V83H96ZM125 84L128 85V89H129V90L127 89V87L125 88ZM184 84H185V85H184ZM188 84H189V86H188ZM190 84H191V86H190ZM201 84H198V85L200 86ZM210 84H211V85L213 84V85H212V88H210ZM225 84H227V81H226ZM81 85H82V84H81ZM81 85H80V87H81ZM122 85H123V88H125V90L128 91V92H126L124 89L122 90ZM127 85H126V86H127ZM129 85H130V86H129ZM134 85H135V84H134ZM137 85H138V84H137ZM141 85H142V84H141ZM183 85H184V86H183ZM195 85H196V84H195ZM202 85H201V87H202ZM263 85H264V84H263ZM52 86H55V85H52ZM73 86H74L73 89H76V86H77V85H73ZM94 86H95V85H94ZM98 86H99V85H98ZM98 86H96L98 89H97L96 87H95V88L93 87V88L96 89V90L98 91V90L100 89L101 84H100L99 87H98ZM154 86H157L158 88H155ZM161 86H162V87H161ZM222 86H223V85H222ZM37 87H38V85L35 87V88H36L35 91L38 92V89H39V88L37 89ZM57 87H58V86H57ZM57 87H56V88H57ZM78 87H79V86H77V89L80 90V88H78ZM101 87H102V86H101ZM160 87H161L162 89H161ZM163 87H164V88H163ZM182 87H183V88H182ZM196 87H197V86H196ZM196 87H195V88H196ZM201 87H199V88H201ZM229 87H230V86H228V88H227V86H226V87L224 88V89H225V90H224V91H225V95H224V93H222L221 98H222V96L224 95L225 98H227V100H228L229 97L234 96L233 92H232L231 90H229ZM237 87H238V86H237ZM56 88L53 87V89H56ZM67 88H69V87L67 86ZM67 88H66V89H67ZM71 88H72V86L70 87V89H71ZM83 88H84V86H82L81 91L83 90ZM85 88H86V85H85ZM90 88H92V87H90ZM137 88H140L139 85H138ZM142 88H143V87H142ZM146 88H147V89H146ZM199 88H198V89H199ZM203 88H205V86L202 87V88L200 89L201 92H203ZM208 88H207V91H209ZM243 88H244V87H243ZM263 88H264V87H262V89H263ZM31 89H32V88H31ZM60 89H61V90H60ZM70 89H69V90H70ZM73 89H72V90H73ZM77 89H76V92H77ZM88 89H89V88H88ZM88 89L86 88V90H88ZM101 89H102V90H101ZM101 89L98 91V93H99L100 91H102V92L104 91L103 93H105V91H107V90L104 89V87L101 88ZM113 89H114V90H113ZM156 89H158V90H156ZM172 89H173V90H172ZM176 89H178V88L175 87V90H176ZM198 89H197V91L195 90V91H196V94H197V92H198ZM217 89H219V88H217ZM227 89H228L229 92L227 91ZM230 89H233V88H230ZM234 89H235V88H234ZM240 89H241V90H240ZM59 90H60V91L64 90L63 92H65V88L63 89V88H61V86L59 87ZM96 90H94V91H96ZM148 90H150V91H148ZM161 90H162V91H161ZM168 90H170V88H169ZM175 90H174V87L171 88V91H172L171 93H172V94H176V97H178L179 95L177 94V91H175ZM200 90H199V92H200ZM220 90H222V91H220ZM243 90H245V89H243ZM243 90H242V88H240V87H239V88H236L237 93H239V94L241 93L243 96H247L246 93H247V94L250 93V91L252 90V88H249V89L246 88L245 92H244ZM39 91H40V90H39ZM54 91H55V90H54ZM60 91H59V92H60ZM83 91H84V90H83ZM94 91H93V95H96V96L98 95L99 97L102 95V92L99 93V94H98V93L95 94ZM111 91H112V92H111ZM134 91H135V90H134ZM145 91H144V92H145ZM158 91H159V92H158ZM173 91L176 92V93H173ZM204 91H205V89H204ZM219 91H220V93H221V92H224L222 88L219 89ZM219 91H218V92H219ZM230 91H231V92H230ZM233 91L236 92L235 90H233ZM241 91H242V92H241ZM40 92H41V91H40ZM40 92H38V93H40ZM55 92H57V91H55ZM73 92H74V91H73ZM89 92H90V90H88V92H87V93L89 94L88 96H91L92 94H90L91 92H90V93H89ZM161 92L164 93V95H163V96H162V95H159V96H160V97H159L157 94H161ZM166 92H167V91H166ZM192 92H193V90H192ZM192 92H190V90H189V93H188V94L191 93L190 96H192ZM205 92H206V91H205ZM205 92H203V94L201 93V97H202L203 95H206ZM38 93H37V94H38ZM61 93H62V92H61ZM117 93H118V94H117ZM146 93H145V94H146ZM150 93H149V94H150ZM194 93H195V92H194ZM206 93L209 95V92H206ZM211 93H210V94H211ZM252 93H254V91H251V94H252ZM261 93H262V92H261ZM33 94H34V95H33ZM33 94H32V95H33L32 99H33V98L35 99V103H33L32 106H34V105L36 104V99H37V98H35V94H36V93H33ZM37 94H36V97H37ZM65 94H67V93H65ZM149 94H147L148 98L150 97ZM172 94H171V95H172ZM188 94H187V95H188ZM227 94H228V95H227ZM229 94H230V95L232 94V96H229ZM239 94H238V95H239ZM40 95H41V98H42V99L39 97L37 101H39V99H40V101H39L40 103L43 102V103L47 104L48 106H49V104H51V107H57V106L60 105V104L63 106V102H65V100L63 101V99H62V101H61V99H59L62 103L59 102V104H54L53 100H54V101L56 100L55 102L58 103V102H57V98H58L59 96H57L56 99H55L56 96H55V97H52V98H54V99L52 100L51 97H48V98L46 97V98H45V95H43V94H40ZM55 95H56V94H55ZM57 95H58V94H57ZM126 95L131 97V95H128V94H126ZM152 95H153V98H152ZM177 95H178V96H177ZM187 95H186V97H187ZM198 95L200 96L199 93H198ZM198 95H196L197 97H196V96H195V97L198 98ZM215 95H216V96H215ZM215 95H213V96L217 97L218 94L215 93ZM242 95H239V96H238V100H239V104H238V105H241V104H242L241 106H243V108H242L243 110H242L241 108H239L240 106L237 107L236 104H235V102L233 101L234 99H235V100L237 99L236 94H235V98H234V97H233V99L231 98L232 100L229 98V100L232 101V102H231V101H229V102H230V103H234V105L232 104V105H231V108H230V110H232L231 113H230V114H232V115H230V116L234 117V115H235L234 112H235L237 109H241L242 111L240 110L241 112H239V110H237L238 112L236 111V115H235L236 117H238V116H237L238 114H240V117H241L242 112H243V115H246V116L250 113V116L248 115L250 119H249V118L246 119V120H247L246 122H248V121L250 120V122H248V125H245V122H243V121L245 120L243 117H241V120H242V118L244 119V120H242V122H243L242 124H244L246 127H247V126H248V127H251L249 124H250V123L252 124L253 121L255 122V120H256V119H252V118H251V117L254 118V116H252V114H253L252 111L254 110V108H256V107L258 106V105H257V104H258L257 102H259V104L261 105L262 103H264V101L262 100L263 102L260 103V100H259L260 97H258L259 95L257 96V93H256V95H255V93H254V95L252 94V96L249 95V96L246 97V99L249 97V101H251L250 99H252L253 96H254V97L257 96L256 98H253V99H252L253 102L251 101L252 103H255V104H251L250 102H249V103H250V104H249V103H247L248 100L246 101L245 97L242 98V99H244V100H241ZM38 96H39V94H38ZM43 96H44V99H43ZM96 96H94V98H95ZM161 96H162V98H161ZM173 96H174V95H173ZM188 96H189V95H188ZM190 96H189V97H190ZM209 96L211 97V95H209ZM213 96H212V97H213ZM226 96H228V97H226ZM240 96H241V97H240ZM63 97H65V96H63ZM99 97H96L95 99H99ZM120 97H121V96H120ZM125 97H126V96H125ZM176 97H174V98H176ZM184 97H182V99H179V98H178V100H177L178 102L181 101V100H182V101L179 102V104H177V103H176L177 101H176V102H175V108H173L172 110L175 111V110H176V107H178V110H177V111L180 112L179 109H180L181 106H183V105H182L183 100H184V103H185V98H184ZM204 97H205V98L207 97L208 99L210 98V97H208V96H204ZM239 97H240V99H239ZM251 97H252V98H251ZM49 98H50L51 100H50ZM66 98H68V96H67ZM89 98H90V97H89ZM89 98H88V99H89ZM128 98H129V97H128ZM131 98H132V97H131ZM142 98H144V99H142ZM158 98H159V99H162V100H158ZM180 98H181V95H180ZM190 98H192V97H190ZM196 98H195L194 100H191V101H194V102L196 101V103H197ZM199 98H200V97H199ZM207 98H206V99H207ZM217 98H219V97H217ZM221 98H219V99H221ZM68 99H69V98H68ZM88 99H87V100H88ZM117 99H118V100L116 101V98H115V100H113V103H116L115 105L118 106L119 109H120L121 111H123V110H124V109H123L124 107L122 108L123 110L120 108V107L123 106V104H120L121 102L119 101L120 99H119L118 97H117ZM124 99H125V98H124ZM171 99H173V98H171ZM171 99H170V100H171ZM188 99H189V98H187V100H188ZM206 99H205V101H206ZM255 99H256V102L254 101ZM43 100H44V101H43ZM49 100H50V101H49ZM80 100H81V99H79V101H80ZM82 100H83V102H87V101H84V99H82ZM82 100H81V103H82ZM89 100H90V99H89ZM89 100H88L87 103H89ZM125 100H126V99H125ZM131 100H132V99H131ZM131 100H130V101H131ZM175 100H176V99H175ZM187 100H186V102H187ZM200 100H201V98L199 99V103H198L197 105L200 104ZM202 100H204L203 97H202ZM210 100H212V99H210ZM210 100H209V101H210ZM214 100H215V98H214ZM216 100H217V99H216ZM225 100H226V99H225ZM225 100H223V101H224V102H223L222 99H221L220 101L217 100V102L219 103V102L222 101L221 103H223V104L226 102V103H225V106H227V104L229 105L230 103H229V102L227 103V100H226V101H225ZM240 100L243 101L244 103H245V101H246V104H249L250 107H251V106H253V107L250 108L249 105H248L249 108L246 109V108H247V105H246V104H243V103H240V102H241ZM74 101H76V100H74ZM79 101H78V98H77L76 103L79 102ZM114 101H115V102H114ZM121 101H122V100H121ZM127 101H128V100H127ZM143 101H144V103H146V105H145V104L142 105V104H143V103H142ZM149 101H148V102H149ZM151 101L153 102V105L150 106V104L152 103ZM155 101H156V102H155ZM172 101H173V100H172ZM189 101H190V100H189ZM205 101H203V102H205ZM207 101H208V100H207ZM207 101H206V102H207ZM49 102H50V103H49ZM52 102H53V104H52ZM161 102H163V103H161ZM168 102H169V103H168ZM214 102H216V101H213V100H212L211 103L213 104ZM17 103H19V104L17 105ZM43 103L40 104V106L42 105L40 108L44 107L45 110H46V107H45L46 105H44ZM111 103H112V102L110 101L109 104H110L111 107H109L108 109L112 108L111 110L113 111V110H115L116 108H113V106L115 107V105L112 106ZM211 103L209 102V104H211ZM218 103H217V104H218ZM236 103H238V102H236ZM20 104H21V105H20ZM22 104H26L28 107L25 105V106H26V108H25L24 105H22ZM37 104H38V103H37ZM84 104H85V103H84ZM84 104H83V105H84ZM107 104H108V102H107ZM107 104H106V105H107ZM109 104H108V106H109ZM124 104H125V103H124ZM173 104H174V103H172L171 105H173ZM176 104H177L178 106H176ZM180 104H181V105H180ZM185 104H186V103H185ZM189 104H191V103L188 102V105H189ZM204 104H205V105H203V103H202V104H201V107L206 106L207 103H204ZM214 104H215V103H214ZM30 105H31V102H30V103H24V102H22V101L19 102V100H18V102H16V105L14 104L15 107H12V108L10 107V108H11V111H10V112H11L12 115L9 114V113H10L9 111H8L9 113H7V111L5 110V108L3 109L2 107H0V108H1V109H0V114H1V113H4V112H1L2 110H4V111L7 113L8 116L10 115L9 117L12 118V116H14V120H15L16 122H18V121H17L18 118H19V119H20V118H24V119H22V120H24V122H25L26 120H28L29 117H27V119H26L25 117H19V116H20V115H21V116H22V115H23V116H24V115L26 116V114H27V116H29V115H30V112H31V113L36 112L35 114H37V113L39 114V113L41 112L40 114H43L42 111H43L44 108L41 109V111H40V110L38 111L39 108H37V106H38L39 104H38L37 106H34V108L36 107L35 110H34V108H33V109H32V108H29V107H31ZM52 105H53V106H52ZM54 105H56V106H54ZM188 105H187V106H188ZM192 105H193V104H192ZM202 105H203V106H202ZM254 105H255V106H254ZM48 106H47V107H48ZM67 106H68V105H67ZM86 106H88V104H86ZM86 106H84L83 109H84V108H87ZM143 106H144V107H143ZM179 106H180V107H179ZM189 106L192 107L191 105H189ZM207 106H208V105H207ZM213 106H214V105H213ZM221 106H222V104H221L220 106H219V104H218V106L216 105L217 108L220 107V110H221V108H222ZM232 106H234V107H236V108L234 109V108H232ZM245 106H246V108H245ZM261 106H262V107L258 106V108L260 107V108L263 109L264 106H263V105H261ZM7 107H8V106H7ZM7 107H6V108H7ZM19 107H22V108H23L22 110L24 111V114H20V111H21V112H23V111L20 110L21 108L19 109ZM58 107H59V106H58ZM58 107H57L56 109H58ZM64 107H66V106H64ZM69 107H70V106H69ZM118 107H117V109H118ZM184 107L187 108L186 105H184L183 108H184ZM193 107H194V106H193ZM214 107H215V106H214ZM24 108H25V110H26V113H25ZM48 108H50V107H48ZM48 108H47V111L51 114V112H52L54 109L52 108V109L49 110ZM60 108H61V106H60ZM62 108H63V107H62ZM62 108H61V109H58V110L61 111V112H63V110L65 111V108H64L63 110H62ZM71 108H72V107H71ZM73 108H74V109H73ZM73 108H72L73 110L71 109V111H70L69 109H66V110H68V112H69V111L72 112V111L76 110L75 107H73ZM154 108H155V109H154ZM160 108H163V107H160ZM160 108H159V109H160ZM165 108L167 109V107H165ZM204 108H205V107H204ZM204 108H203V110H204ZM208 108H209V106H208ZM224 108H225V107H224ZM244 108H245V110H244ZM8 109H9V107H8ZM28 109L30 110V112H29ZM117 109H116V110H117ZM119 109H118V110H119ZM166 109H164V110H166ZM181 109H182V108H181ZM188 109H189V108H188ZM190 109H191V108H190ZM190 109H189V110H190ZM194 109H195V107H194ZM194 109H193V110H194ZM197 109H199V107H198ZM210 109H211V110L213 109L212 106L210 107ZM210 109H208V110L210 111ZM218 109H219V108H218ZM251 109H252V110H251ZM256 109H257V108H256ZM9 110H10V109H9ZM27 110H28L29 113L27 112ZM33 110H34V111H33ZM36 110H37V111H36ZM45 110H44V114H47L48 112H46ZM58 110H54V112H57L56 114L60 113ZM130 110H129V112L131 113L132 111H130ZM153 110H154L155 112H154ZM164 110L162 109V111H161V110H158V111L164 113ZM170 110H171V109H170ZM183 110H184V109H182L181 112H180L181 115L184 113V111L186 112L187 109L184 110V111H183ZM203 110H202V112H203ZM205 110H206V109H205ZM208 110L205 111V113H204V112H203V113H204V114H207V113L209 112ZM234 110H235V111H234ZM249 110H250V111H249ZM259 110L261 111V109H259ZM259 110H258V111L255 110V111H254V112H255V118H258V115L261 114V113H259ZM263 110H264V109H263ZM32 111H33V112H32ZM76 111H77V112H79V111L81 112V109H79V107H78ZM112 111H111V112H112ZM141 111H142V110H140V111L137 112V111L135 110V111L132 112L131 115H133L134 112H135V113L137 112L138 114H140V117L143 118V120H141L140 118H139V120H141V121H143V122L146 123V122H147L146 119H147L148 122L153 121V122H151V123H153V124L158 123L159 121L162 122L163 120H160V119H161L160 116L162 117V116H164V115L166 114V112H165L164 114H163V113H160L161 115H160V114H154V115H159V116H155L156 118L158 117V118H157L158 121H157L156 118H155V121H154V120H152V119L150 120V116L148 115L149 111H146V112H148V113H146V112L143 113V112H141ZM158 111H157V112H158ZM166 111H167V110H166ZM182 111H183V113H182ZM191 111H192V110H191ZM199 111H200V110H199ZM213 111H216V110L214 109ZM213 111H212V112H213ZM225 111H226V109H225ZM233 111H234V112H233ZM245 111H247L246 114H245ZM248 111H249V113H248ZM45 112H46V113H45ZM54 112H52V113H54ZM66 112H67V111H66ZM68 112H67V113H68ZM82 112H83V111H82ZM82 112H81V113H82ZM84 112H85V111H84ZM84 112H83L82 114H85V113H86V112H85V113H84ZM124 112H125V110H124ZM159 112H158V113H159ZM171 112H172V111H171ZM200 112H201V111H200ZM206 112H207V113H206ZM212 112H211L210 114H212ZM232 112H233V113H232ZM6 113H5V114H6ZM49 113H48V117H49ZM74 113H75V112H74ZM135 113H134V114H135ZM137 113H136V114H137ZM142 113H143V114H142ZM150 113H149V114H150ZM169 113H170V112L167 113V119H168V118L171 119L170 117H171L173 114L176 115V112H172V114L170 113L171 115H170ZM190 113H192V112H190ZM194 113H197V112L194 111ZM213 113H215V112H213ZM251 113H252V114H251ZM256 113H257V115H256ZM5 114H3V115L5 116ZM33 114H34V113H33ZM33 114L31 115V119H33V117L36 118V121H35V122H36V124H37V127L39 128L38 124H39L40 121L43 120V119H39V120H37V118H38V117L41 118L42 115H38V114H37L38 117H35V116H34L35 114H34V115H33ZM44 114H43V117H44ZM86 114H87V115H86ZM86 114L84 115V116H86V118L90 117V116H88V115H89L88 113H86ZM152 114H150V115H151L152 118H154V116H152ZM178 114H179V113H178ZM178 114H177V115H178ZM185 114H186V113H185ZM188 114H189V113H188ZM199 114H201V113H199ZM221 114H222V113H220V115H221ZM1 115H2V114H1ZM51 115H54V114H51ZM59 115H60V114H59ZM63 115H64V113H63ZM168 115H170V116L168 117ZM174 115H173L172 117H174ZM181 115L179 114L180 117H179V116H178V117L181 118ZM189 115H191V114H189ZM194 115H196V114H194ZM243 115H242V116H243ZM253 115H254V114H253ZM32 116H33V117H32ZM40 116H41V117H40ZM46 116H47V115H46ZM87 116H88V117H87ZM146 116H147V117L149 116V117L147 118ZM182 116H183V115H182ZM191 116H193V115H191ZM201 116H202V115H201ZM206 116H207V115H206ZM214 116H215V115H214ZM217 116H219V115L217 114ZM222 116H223V115H222ZM134 117H135V115H133V118H134ZM165 117H166V116H164L162 119H164ZM175 117L177 118V116H175ZM175 117H174V118H175ZM185 117H187V116H186V115L183 116V118H185ZM188 117H189V116H188ZM196 117H197V116H196ZM210 117H211V116H209V114H208V117H207V118H210ZM212 117H213V116H212ZM212 117L210 118L211 120H212L213 118H216V117H213V118H212ZM84 118H85V117H84ZM84 118H83V119H84ZM159 118H160V119H159ZM174 118L172 119V121L170 120L172 123H174ZM189 118H190V117H189ZM194 118H195V116H194L192 119H194ZM199 118H200V115H199V117H198L197 119L195 118V119H196L195 121H196L197 123L200 122V121L198 120ZM238 118H239V117H238ZM16 119H17V120H16ZM29 119H30V118H29ZM45 119H46V118H44V121H43V122L41 121V122L44 123V122L47 120V119H46V120H45ZM48 119H49L50 121L52 120V119H50V118H48ZM90 119H92V117H90ZM135 119H136V122H137V118H135ZM165 119H166V118H165ZM186 119H187V118H186ZM201 119H202V118H201ZM216 119H217V118H216ZM251 119H252V120H251ZM12 120H13V118H12ZM14 120H13V121H14ZM22 120H19V121L21 122ZM176 120H177V119H176ZM180 120H183V119L181 118ZM180 120L178 119L177 122H180ZM187 120L189 121V120H191V119H187ZM197 120H198L199 122H198ZM211 120L208 119V121H210V128L208 127L209 125L206 126V127H208L209 129H211V125L213 124L212 122H214V119L212 120V122H211ZM218 120L220 121V119H219V118L217 119V121H216L217 123H218ZM15 121H14V122H15ZM47 121H48V120H47ZM47 121H46V122H47ZM52 121H53V120H52ZM82 121H83V120H82ZM141 121H138L139 124H138V123L136 124V122L134 121L135 123L132 122L133 125H132V124H130V125H132V127H133V126H137V125H139L140 127H138V130H137V131H143V128L147 130V127H149L150 125L143 127V125H144L145 123H143V122H141ZM156 121H157V122H156ZM164 121H165V120H164ZM166 121H167V120H166ZM170 121H168V122H169L168 124L165 123V124H167V125H166L167 128H171V127L173 126V124H172V126H170V125H171V124H170ZM188 121H186V122H188ZM201 121H202V120H201ZM203 121H207L206 118H205V115H204ZM232 121H233V119L230 121L229 124L233 126V124H231ZM236 121H237V120H236ZM20 122H19V123H20ZM30 122H32V120H29V122H27V124H26L27 126L25 125V123L23 124V123L21 122V123L23 124L24 129H26L27 127H28V128H30V127L34 128V127L36 126V124H34V123H35L34 120H33V123H32L33 125H32V126H31V123H30ZM37 122H38V123H37ZM54 122H56V121H54ZM89 122H91V121H89ZM126 122H127V121H126ZM154 122H155V123H154ZM190 122H192V120L189 121L188 124H189ZM196 122H195V124H194L195 126H197V125H196V124H197ZM240 122H241V121H240ZM257 122H258V121H257ZM21 123H20V125H21ZM28 123H30V124H28ZM47 123H48V122H47ZM47 123H46V124L44 123V124L47 125ZM62 123H63V121H62ZM81 123H82V122H81ZM81 123L78 125L79 127H78V126H77V127H74V128H76V129H73L71 126H69L68 128L66 127V128L68 129V131L66 130V132H68V134L65 135L66 137L63 135L64 133L61 134V135H59L60 137L57 136V138H56V134H55V135L53 134L55 137H52V138L50 139L51 141H52V139L54 140L55 138H56L57 141H59V140H60L61 138H63V137H65V138H63V139H61V140L67 139V140L69 141V140L72 139V143H71L72 146L70 145V142H67L66 140H64V143H63V141H60V142H59V143L62 142V143L64 144V146H66L67 148H69V147L71 146L72 148L70 147V149H68L69 151H68L67 149H65L66 147H63L62 144H59V143L56 142L55 140H54V141H55L56 144L52 141V142H51V146H52V147H50V149H49V151H48V147L50 146V144H49L50 141H49V143H48V142L44 141V139L48 138L49 136H48V137H47V136H46V137L44 136V139L42 138L43 141H42V140L38 141V142H41V143L39 144V148H37V150H38V151L40 150V151L37 152L36 155H38V153L41 154V155L43 154L42 156L39 155V156L43 157V156H45L46 154H49L51 148H52V149H56L57 146H58V148H59V146H60V148L57 149V150H59V151H60V149H61L62 147H63L62 149H63L64 151L67 150L66 153L63 151L64 154H66V155H67V153H68V155L71 153L70 150H72V149L74 148L73 146H75V148H77V147L80 148V146H77V140H75V141H76V144H75V145H74L75 142L73 143V139H75L76 137H78V136H75V135H77V134L79 135L78 132H77V134H76V133H75V134L72 133V135L75 136V138H74V137H73V138H72V137L70 138V136H69V139H68L67 136L69 135V132H70V131H71V132H72V131H73V132H76V130H77L78 128L80 129L82 126H83V127H87V126H84L83 123H82L83 125H82ZM175 123H176V122H175ZM175 123H174V124H175ZM211 123H212V124H211ZM233 123H234V122H233ZM44 124H41V126L44 125ZM51 124H52V122H51ZM57 124H58L57 127H59V124H60V123H58V120H57ZM86 124L90 125L91 123H90V124H89V123H86ZM125 124H126V123L124 122V127L126 128ZM134 124H135V125H134ZM141 124H142V127H143V128L141 127ZM160 124H161V123H159V125H160ZM165 124H164V125H165ZM169 124H170V125H169ZM179 124H180V123H178V126H177V127H179ZM182 124H183V123H182ZM182 124H181V126L183 127L184 125H182ZM185 124H187V123H185ZM191 124H193V122H192ZM200 124L204 125L205 122H204V124H203V122H200ZM200 124H198V125H200ZM207 124H209V122H207ZM237 124H238V123H237ZM237 124H236V125H237ZM20 125H18V126H20ZM24 125H25V126H24ZM28 125H29L30 127H29ZM34 125H35V126H34ZM64 125H65V124H64ZM161 125H162V124H161ZM168 125H169L170 127H168ZM175 125H176V124H175ZM194 125L191 126L192 129H190L191 127L188 129L189 131H188L187 129H184V130H185L184 132L187 133V132H186V130H187L188 133L190 132L191 134H194L193 132H195L196 134H198L199 132H198V130H197L198 133L196 132V129H195L196 127L194 128L195 131H193V132L190 131V130H193ZM213 125H214V126H213ZM213 125H212V126L215 128V127H216V126H215L216 123L213 124ZM224 125H226V122L224 123ZM224 125H221V126H220V130L218 129L220 133L217 131V132H218L217 135L224 133V130H223V129L226 128V127H224ZM227 125H228V123H227ZM33 126H34V127H33ZM54 126H55V124H54ZM60 126H62V125H60ZM127 126L129 127V125H127ZM181 126H180L179 128H181ZM200 126H201V125H200ZM200 126H199V127H200ZM222 126L224 127V128L222 129L223 131H221ZM245 126H244V127H245ZM25 127H26V128H25ZM37 127H35V128L37 129ZM43 127H46V126H42V128H43ZM128 127H127V128H128ZM152 127H154V126H152ZM156 127H158V126H156ZM166 127H164V128L166 129ZM186 127H189V126L185 125L184 128H186ZM199 127H197V128H199ZM203 127H204V126H203ZM241 127H242V126H241ZM28 128H27L26 130H30V129H31V128H30V129H28ZM42 128H41V127L39 128L40 131H41ZM59 128H61V127H59ZM63 128H64V127H63ZM63 128H62V129H63ZM70 128H71V130L69 131ZM127 128H126V129H127ZM134 128H135V127H134ZM140 128H142V130H140ZM154 128H155V127H154ZM154 128H153V129H154ZM173 128H174V126H173L171 129L173 130ZM200 128L202 129V127H200ZM216 128H219V127H216ZM227 128L231 129V127H228V126H227ZM227 128H226V130H227ZM21 129H22V128H21ZM36 129H34V130H36ZM39 129H38V130H39ZM44 129H45V128H44ZM56 129H57V128H56ZM72 129H73V130H72ZM79 129H78V130H79ZM95 129H96V127H95ZM98 129H99V128L97 127V130H98ZM107 129H108V128H107ZM107 129H106V130H107ZM165 129H164V131H165ZM201 129H200V130H201ZM203 129H204V128H203ZM212 129H213V128H212ZM235 129H236V128H235ZM245 129H246V128H245ZM252 129H254V128H252ZM26 130H25V131H26ZM38 130H37V131H38ZM74 130H75V131H74ZM78 130H77V131H78ZM82 130H83V129H81V132H82ZM86 130H87V129H85V131H86ZM97 130H96V132H97V134L99 135V137H98V138L96 137V140H98V141H99V139H100L101 137L104 136V134H107V135H105V136H107V139H106L105 136H104L105 138L103 137L104 139L102 138L103 141H105V143L102 142V143H103V147H104L103 149L107 150L105 147L108 146V145H106V144H107V142H108V140H109L108 138H110V136H108V134L110 135V129H109V132L106 131L105 129H99L98 131H101V130L103 131V133L101 132L102 134H101L100 132H98ZM123 130L125 131V129H123ZM123 130H122V131H123ZM129 130H130V129H129ZM148 130H149V132H153V131H156L157 129L155 128L153 131H151L152 128H151V129L148 128ZM200 130H199V131H200ZM207 130H208V129L206 128L205 131L207 132ZM213 130H214V129H213ZM213 130H212V131H213ZM215 130H217V129H215ZM226 130H225V134H226L227 131H228V130H227V131H226ZM247 130H248V129H247ZM37 131H36V133H37ZM40 131H39L38 133H40ZM44 131H46V130H44ZM59 131H60V129H59ZM62 131H63V130H62ZM62 131L59 132L58 134L62 133ZM85 131L83 130V133H82V134H84L83 136H85ZM94 131H95V130H94ZM104 131H105V133H104ZM124 131H123V132H124ZM132 131H134V129H133ZM174 131H177V130H173V133H174ZM205 131H204V132H205ZM208 131H209V130H208ZM257 131H258V130H257ZM263 131H264V130H263ZM20 132H21V131H20ZM26 132H27V131H26ZM26 132H24V134H26V136H27V138H28V137L31 135V133H32L33 131H32L31 133H26ZM49 132H50V131H49ZM79 132H80V131H79ZM81 132H80V133H81ZM91 132H92V131H91ZM116 132H117V131L112 132V130H111V134H112V137H111V138H112V140L110 139L111 141H114V142H115V145L118 144L117 141L120 142V140H121V139H120V138H121V135H119L118 132H117V133H118V139H119V140H117V136L115 137L114 134H117ZM130 132H131V131H130ZM144 132H145V130H144ZM144 132H143V134H144ZM146 132H148V131H146ZM158 132H159V131H158ZM169 132H170V131H168V133H169ZM179 132H183V129H182V131L179 130ZM204 132H201V131H200L201 135H199V136H201V138L204 137V135L207 134L206 132H205V133H204ZM210 132H211V130H210ZM228 132H231V130L228 131ZM234 132H235V131H234ZM251 132H253V131H251ZM22 133H23V131H22ZM33 133H35V131H34ZM41 133H42V134H41ZM41 133H40L41 135H39V134H37V135L43 137L44 132H41ZM50 133H51V132H50ZM54 133H55V132H54ZM99 133H100V134H99ZM113 133H114V134H113ZM134 133H135V131H134ZM159 133H161V131H160ZM159 133H158V136H159ZM202 133H204V134L202 135ZM208 133H209V132H208ZM211 133L213 134V132H211ZM27 134H28V135H27ZM48 134H49V133H48ZM58 134H57V135H58ZM82 134H81V135H82ZM87 134H89V133H87ZM87 134H86V135H87ZM91 134H92V133H91ZM91 134H90V135H91ZM94 134H95V133H94ZM97 134H96V135H97ZM126 134H127V133H126ZM128 134H130V133H128ZM128 134H127V135H128ZM139 134H141V132H139ZM147 134H148V133H145L146 136H147ZM162 134H163V132H162L160 135H162ZM166 134H167V133L164 134V135H165L164 137H173V136H174L173 138H175V136H176V137L178 138V136H180V135H179L180 133L178 134V136L175 135V133H174L173 136H166ZM169 134H170V133H169ZM182 134L184 135V133H182ZM209 134H210V133H209ZM209 134H208V135H209ZM212 134L209 135L210 137H209L208 135H207V136H208L209 138H211V137H212ZM215 134H216V131H215ZM20 135H22V134H20ZM37 135H36V137L38 138ZM45 135H46V133H45ZM62 135H63V137H62ZM72 135H71V136H72ZM81 135H79V136L81 137ZM90 135H89V136H90ZM100 135H103V136L100 137ZM127 135H126V136H127ZM134 135H136V136H134ZM137 135H138V133L133 134V132H132L130 137H133L132 139H138V136H139V135H138V136H137ZM156 135H157V133H156ZM156 135H153V136L151 135L152 137H150L149 134H148V136L150 137V138H148V141H149V140L151 141V139H152V140L155 139ZM167 135H168V134H167ZM170 135H172V133H171ZM189 135H190V134H189ZM194 135H195V134H194ZM231 135H232V134H231ZM236 135H237V134H236ZM240 135H241V134H240ZM247 135H250V134H247ZM260 135H261V134H260ZM260 135H259V136H260ZM50 136H52V135H50ZM128 136H129V135H128ZM142 136H143V135H142ZM148 136H147V137H148ZM162 136H163V135H162ZM186 136H187V135H184V137H185V141L188 139V138L186 139ZM192 136H193V135H192ZM195 136H196V135H195ZM195 136H194V137H195ZM214 136H215V135H214ZM227 136H228V134L226 135V137H227ZM252 136H253V135H252ZM256 136H257V135H256ZM262 136H263V135H262ZM36 137H35V138H36ZM58 137H59V138H58ZM80 137H79V138H80ZM124 137H125V135H124ZM135 137H136V138H135ZM164 137H162V138H164ZM184 137H183V139H182V136H181L180 139H181V141H183V142L180 143V144H185V143H184ZM187 137H188V136H187ZM205 137H206V136H205ZM208 137H206V138H208ZM232 137H233V136H232ZM35 138H34V140H35ZM122 138H123V136H122ZM143 138H145V137H143ZM156 138H157V137H156ZM160 138H161V136L158 137L157 140H159ZM209 138H208V140H213V142L216 141V140H215V139H216L215 137H214V138L212 137L213 139H212V138L209 139ZM219 138H222V136H221V137L219 136ZM224 138H225V137H224ZM256 138H257V137H255V139H256ZM30 139H31V137H30ZM58 139H59V140H58ZM85 139H86V138H85ZM85 139H84V140H85ZM105 139H106V140H105ZM113 139H114V140H113ZM124 139H125V138H124ZM171 139H172V138H171ZM175 139H176V138H175ZM217 139H218V137H217ZM222 139H223V138H222ZM222 139H221V141H224V140L229 141V140H230L229 137H228V138H225L224 140H222ZM228 139H229V140H228ZM250 139H251V137H250ZM259 139H260V138H259ZM37 140H39V139H37ZM79 140H80V139H79ZM84 140H82V141H84ZM110 140H109V143H108V144H109L108 148H112V147L110 146V145H111V144H110ZM142 140H145V139H140V141H142ZM167 140H169V142H170V139H167ZM173 140H174V139H172L171 142H173ZM219 140H220V139H219ZM219 140H218V142H219ZM234 140H236V139H232V141H234ZM253 140H254V139H253ZM31 141H33V140H31ZM47 141H48V139H47ZM82 141H81V142H82ZM98 141L95 143V145L97 144V145H99V146H96V147H98V148H102V147H101L102 145L100 146V144H102V143H100V142H98ZM106 141H107V142H106ZM122 141H123V139H122ZM133 141H134V140H133ZM133 141L131 142L133 145H135V146L139 145V143L137 144V143H134ZM145 141H146V140H145ZM162 141H163V139H162ZM165 141H166V140H165ZM187 141H188V140H187ZM187 141H186V143H187ZM221 141H220V142H221ZM226 141H225V143H228V145H230L229 142H231V145H232L233 149H235L234 147H235L236 145L234 146V144L232 143V141H229V142H226ZM251 141H252V140H251ZM45 142L48 143L49 145L47 144L48 146H45V145H46ZM81 142H80V143H81ZM138 142H139V141H138ZM142 142H143V141H142ZM142 142L140 143V146H138V147H135V146H134L135 148H133V147H132L133 145H131L129 142L126 143V145H127V144H128V145H129V144L131 145L132 148H130V146H129L130 149L128 148L130 151L134 150V151L137 153V155H136V153L132 151L133 154L136 155V157H137V156L139 157V159H138V158H137V159H138V160H142V161L137 162L138 165H135V164H136L135 161H132V160L130 159V160L132 161V164H131V166H130V165L128 166L129 169H130L131 167H134V165H135V167H136V166L139 167V163H140V168H137V169H136V168H133V169L131 168L133 171H135V174H132L133 172H128V171L126 170V172H128V174H127L126 176L128 177V179L131 178L132 176H133L134 179H135V175L137 174V172H138V174H139L140 171H141V172L143 171V169H144V163L147 165V168H148V169L146 168L145 170H146V171L149 170V172H148L149 175L152 173V172H151L152 169H154V170H152V171L154 172L153 174H155V173H156V170H157V167H159V168H158V172L160 173V176H161L163 170L166 169V171L168 172V176H167L166 174H165V176H164V175H162V176H164V178L166 177L165 180H166L167 178H168L167 180H169V178H170V180H169V181H166V182H168L169 185H172V186H169L168 183L165 184L164 181H163L164 179H161V180H160V178H161L162 176H161V177L158 176L159 174L157 173L158 175H155L156 177L158 176L157 178H156L155 176L152 177V175H153V174H152V175H151V178H152V179H150V177H147V179H146V178H142V179H140V180H143V179H144V180H143L144 182H146V180L149 182V180L152 181L153 178L155 177L156 180L159 179V180L161 181V183H162V181H163V183H164L163 186H164V185H165V186L167 185V187H163V186H162L163 189L165 188L164 190H162V187L159 186V185L161 184L160 182H158L159 184L156 182V184L153 183V185H152L151 181H150L149 183H147L148 186H146L145 183H144V184L142 183V184H140V186L138 185L139 187L137 188V194H138V192L141 191V189H142L143 192L145 191L146 193H147V191L150 190V191H149V194H150V193H152V192H154V191L156 192V191L158 190V189L156 190L157 186L161 187L160 190H162V192H161L160 190H158V193L156 192V193H154L155 195H152L153 198H154L153 200H155V201L157 202V204H158V202H159V205H160V201H159V200H160V197H161V198H162V197L165 198V195H164V194H166V193L168 194V192L166 191V188H167V189L169 188L168 190H170V191L172 192L173 189L176 188L175 190H178V188H179L180 186L182 187L183 185H184V189H187V188H185V186H186L187 184L189 185V183H192V182H191V179L189 178V174H190L191 172H193V171L195 172V165H194V167L189 165V163L191 164V162L189 161V163H188V160H189V159H188V158H189L188 155H190L191 153H192V154H195V153H196V155H194V156L196 157V158H194V159H196V161H193L194 164H196L195 162H197V160H198V162H199V158H198L199 156L203 157L202 154L204 155V154H205L206 152H208V151H211V152H208V154L210 155V154H212V151L216 150V149H214V150H210V149H212V148L209 149V147H206V145L208 144V143H206V145H204L205 147L203 148V146H202L201 148H203V150H204L205 148H207L208 150H207L206 152H205V150L202 151V152H200V153H202V154L197 156L198 152L200 151V150H199V151L197 150V149H198L197 146H199L200 143L198 144V143H197L198 141L196 142L197 145L194 143V145H195L196 148H197V149H196V152H194V151H192V150H194V146H193L192 149L189 148L190 146L192 147V144H193V143L190 144V143L192 142V141H191L190 143L187 144V146L185 145L184 148L181 146V148L186 149V150H187V147H188V150L191 149V151H192V152L190 151L191 153L188 154V150H187V151L185 152V153H187L186 155L182 153L184 157H185V156L188 157L187 160H186L187 163L185 162V160H182V158H181V161H182V162L184 161L185 164H188V167H191V168L188 169V168L185 166L184 163H182V164H178V163H176V162H177V159H178V160H180V159L177 158L176 160H174L177 156H176V157L173 156V157H174V158H173L172 155H171V157H172V161H173V160H174V161L171 162L170 165H172L175 161H176V162H175V163H176V166L179 165V166L176 167L175 169H174L173 167H171V168L174 169V171L172 172V171H170V168H169V171H168V169H167L166 166H165L166 168L163 166L164 169H163V168H162V170L160 169L161 165H160V163L158 164V162H157V159H159L158 157H160V156H157V155H158L160 152H159L158 154H157V152H156L155 157L157 156V157H156L157 159L155 158L156 161L153 160L155 163L157 162L156 164L154 163V165H158V166L156 167V166L152 165V163H151V162H152L151 159H154V158L152 157L154 154L151 152L152 155H149L150 153L148 152V151H150V150L152 151V149L147 150V148L149 147V145H145V144H146V142H145V143H144V145H145L144 147H147V148H146L147 151L144 152L143 149H145V148H141V147L143 146V145H142ZM152 142L155 143V141H152ZM158 142L160 143V140H159ZM169 142L166 141V144H165V143H164V144L167 146V143H169ZM175 142H176V144L178 143L177 140H176V141L173 142V144H175ZM216 142H217V141H216ZM236 142H237V141H236ZM261 142H262V140H261ZM42 143H44V144H42ZM52 143H53L54 145H52ZM57 143H58V144H57ZM65 143H66V144H65ZM67 143H68V144H67ZM78 143H79V142H78ZM84 143H85V142H84ZM225 143H224V142L219 143V144H223V145H221V146H223V147H221L222 149H223V148H226V146L224 147ZM33 144H34V142H33ZM36 144H37V143H36ZM86 144H87V143H86ZM104 144H105L106 146H104ZM124 144H125V143H124ZM164 144H162V146H163V147H166V146H164ZM169 144H171V143H169ZM178 144H179V143H178ZM189 144H190V145H189ZM238 144H239V143H238ZM250 144H251V143H250ZM253 144H254V142L252 141V144H251V145L253 146ZM256 144H257V143H255L254 146H255ZM30 145H31V144H30ZM55 145H56V147H53V146H55ZM67 145H68V146H67ZM82 145H83V144H82ZM95 145H94V144H93V146L91 145L92 148H93L94 150L96 149V147H94ZM122 145H123V144H121V143L119 144V146L117 145L118 149H117V148H116V149H117L118 151H117V150H114L113 148H112V149H109V150L112 151L114 154H115V152L118 153V152H119V149L121 148ZM126 145H125V146H126ZM128 145H127V146H128ZM156 145H157V144H156ZM156 145L154 144V148H155L156 150H157V149H160V148L157 147ZM158 145H160V144H158ZM188 145H189V146H188ZM226 145H227V144H226ZM231 145H230V147H231ZM239 145H240V144H239ZM239 145H237V146H239ZM257 145H258V144H257ZM32 146H33V145H32ZM35 146H36V145H35ZM76 146H77V147H76ZM88 146H89V145H88ZM123 146H124V145H123ZM170 146H171L170 148H173L172 145H170ZM176 146H177V145H176ZM207 146H211V145H207ZM252 146H250V152H251V149H252L251 147H252ZM254 146H253V148H254L253 152H254V151H258V149L256 150V148H260V147H261V149H262V147H263L264 145H263V146H260V145H259V147H256V148H255ZM40 147H41V148H40ZM83 147H84V146H83ZM85 147H86V146H85ZM152 147H153V145H152ZM160 147H161V146H160ZM227 147H229V146H227ZM33 148H34V147H33ZM75 148H74V149H75ZM78 148H77V150H78ZM98 148H97V149H98ZM137 148H138V150H137ZM149 148H150V147H149ZM154 148H153V151H156ZM174 148H176V147H174ZM174 148H173L172 150H174ZM178 148H179V145H178ZM181 148H180V149H181ZM199 148H200V147H199ZM263 148H264V147H263ZM35 149H36V148H35ZM35 149H34V150H35ZM80 149H81V151H82V148H80ZM80 149H79V150H80ZM135 149H136V150H135ZM141 149H142L143 151H140L139 153L143 152V153H142V154H143V157H144V158H147V157H148V158H147L148 160H147V159L144 160V159L141 157L142 154H139V153H138V151L141 150ZM162 149H163V148H162ZM237 149H239V148H237ZM0 150H2V149H0ZM31 150H32V149L29 148L28 152L25 151V152H26L25 155H29V157H30V155H32L33 153L35 154V152H34V151L32 152ZM41 150H42V151H41ZM44 150H45V152L47 151L46 154H45ZM85 150H86V148H85ZM85 150H84V151H85ZM88 150H90V146L88 147ZM94 150L91 149V151H93V154L95 153ZM109 150H108V153H109ZM113 150H114V151H113ZM224 150H226V149H224ZM242 150H243V149H242ZM245 150H246V149H245ZM259 150H260V149H259ZM74 151L76 152V149H75ZM81 151H78V153L81 152ZM84 151H82V152H83V153H86V152H84ZM157 151H159V150H157ZM160 151H162V150H160ZM260 151H264V150H260ZM8 152H9V151H8ZM29 152H30V153L32 152V154H29ZM69 152H70V153H69ZM72 152H73V150H72ZM82 152H81V153H82ZM87 152H88V151H87ZM112 152H111V153H112ZM120 152H121V151H120ZM120 152H119V154H120ZM193 152H194V153H193ZM204 152H205V153H204ZM219 152H220V151H219ZM222 152H224V151L222 150ZM5 153H6V152H5ZM76 153H77V152H76ZM78 153H77V154H78ZM81 153H79L78 155H80ZM113 153H112V155L114 156ZM154 153H155V152H154ZM167 153H168V152H167ZM167 153H166V154H167ZM173 153L175 154V152H173ZM214 153H215V152H214ZM216 153L219 154L218 151H217ZM216 153H215V155H213V157H214V156H217ZM254 153H259V154H258V157H259L260 152H254ZM9 154H10V153H9ZM73 154L76 155L74 152H73ZM88 154H89V153H88ZM90 154H92V153H90ZM138 154H139V155H138ZM144 154H145V155H144ZM160 154H161V153H160ZM160 154H159V155H160ZM177 154H179V153H177ZM206 154H207V153H206ZM208 154H207V155H208ZM235 154H237V153H235ZM235 154L232 155V160L234 159V161H236L235 164H239V162H237L238 157H237V159L235 160V158H236V155H235ZM246 154H247V153H246ZM7 155H8V154H7ZM14 155H15V154H14ZM23 155H24V154H23ZM36 155H34V156L36 157ZM71 155H72V153H71ZM71 155H70V157L72 158L73 155H72V156H71ZM83 155H84V154H83ZM109 155H110V154H109ZM121 155H122V157H123V154H121ZM162 155L165 156V154H164L163 152H162ZM175 155H176V154H175ZM209 155H208V156L205 155V157H208V158H209L210 156L212 157V155H210V156H209ZM228 155H229V154L226 155V153H224V155H222V156H220V157H223V156L226 157V156H228ZM240 155H241V154H240ZM5 156H6V155H5ZM80 156H82V155H80ZM80 156H79V157H80ZM117 156H118L117 158H119V155H117ZM145 156H146V157H145ZM149 156H150V159H149ZM178 156H179V155H178ZM233 156H234V158H233ZM243 156H244V155H243ZM250 156H251V155H250ZM252 156H253V155H252ZM12 157H14V156H12ZM26 157H27V156H26ZM35 157H33V158H35ZM37 157H38V156H37ZM37 157H36V158H37ZM76 157H77V156H76ZM126 157H127V156L124 155V158L127 159V161H126L124 158H122L123 161L121 160L124 164H126V162H128V160H129V158H128V157L126 158ZM140 157H141V158H140ZM151 157H152V158H151ZM162 157H163V156H162ZM162 157H161V158H162ZM180 157H182V156L180 155ZM184 157H183V159H184ZM201 157H200V159H201ZM211 157H210V159H211ZM245 157H246V155H245ZM260 157H262V159H263V156H260ZM27 158H28V157H27ZM161 158H160V160H161ZM164 158L166 159V162H168V161L170 162V161H171V160H170V159H171V158H170V153H169V155H166ZM164 158H163V159H164ZM191 158L193 159V156L190 157V159H191ZM208 158H206L205 160H207ZM227 158H228V157H226V159H227ZM252 158H253V157H252ZM252 158H251V159H252ZM255 158H256V157H255ZM8 159H9V158H8ZM12 159H13V158H11L10 166L13 167V164L15 163V161H14V163L12 164V162H13ZM15 159H17V157H16ZM21 159H23V158L21 157ZM29 159H30V158H29ZM37 159H38V158H37ZM120 159H121V157H120ZM163 159H162V160H163ZM165 159L163 160V162H165ZM185 159H186V158H185ZM192 159H191V160H192ZM203 159H204V158H203ZM213 159H214V158H213ZM216 159L218 160V157H215V160H216ZM239 159H240V158H239ZM249 159H250V158H249ZM13 160H14V159H13ZM130 160H129V162H130ZM146 160H147V161H146ZM149 160H150L151 162H149ZM160 160H159V161H160ZM222 160L224 161V159H222ZM229 160H230V159H229ZM240 160H241V159H240ZM240 160H239V161H240ZM246 160H247V158H246ZM256 160H258V159H256ZM260 160H261V159H260ZM263 160H264V159H263ZM0 161H2V160H0ZM5 161H6V160H5ZM5 161H4L3 163H5ZM125 161H126V162H125ZM144 161H145V162H144ZM181 161H179V163H180ZM202 161H203V160H202ZM207 161H208V162H207ZM207 161H205V162L209 163L210 165H209V164L206 165L204 162H200V163H204L206 166L213 167L212 165H213L214 162L211 161V163H210V162H209V159H208ZM220 161H221V159H219V162H220ZM225 161H228V160H225ZM16 162L19 163V162H22V161H20V158H18V161H16ZM129 162H128L127 164H129ZM133 162H134V163H133ZM161 162H162V161H161ZM193 162H192V163H193ZM198 162H197V165L200 164V163H198ZM232 162H233V161H232ZM149 163L151 164V166L149 165ZM175 163H174V164H175ZM215 163H216V165H217V164L219 165V163H217V161H216ZM215 163H214V166H215ZM221 163H222V164H221ZM225 163H226V162H225ZM229 163H231V162H229ZM243 163H244V162H243ZM243 163H242V164H243ZM248 163H249V162H248ZM250 163H251V162H250ZM11 164H12V165H11ZM127 164L125 165V167H127ZM141 164L143 165V167H141ZM167 164H168V163H166V165H167ZM223 164H224V163L221 161V162H220V165L223 166ZM227 164H228V163H227ZM232 164H233V163H232ZM232 164H231V165H232ZM235 164H234V165H235ZM242 164H241V165H242ZM251 164H252V163H251ZM5 165H7V164H5ZM121 165H122V164H121ZM132 165H133V166H132ZM146 165H145V167H146ZM159 165H160V166H159ZM162 165H163V164H162ZM170 165H169V166H170ZM181 165H184L186 168L184 167L183 169H182V168L179 169V167H181ZM197 165H196V167H198ZM205 165H204V166H205ZM220 165H219V166H220ZM243 165H245V164H243ZM77 166H78V165H77ZM81 166H82V165H81ZM152 166H153V168H152ZM167 166H168V165H167ZM199 166H200V165H199ZM202 166H203V164H202ZM202 166H200V167H202ZM204 166L202 167V168H203V171L205 170V169H204ZM206 166H205V167H206ZM232 166H233V165H232ZM4 167H5V166H4ZM12 167H8V168H12ZM87 167H88V166H87ZM87 167H86V170H87ZM150 167L152 168L151 170L149 169ZM155 167H156V169H155ZM182 167H183V166H182ZM192 167L194 168L193 171L190 170V169H192ZM210 167H208V168H210ZM244 167H245V166H243V167L241 166L240 169H243V170H244V169H247L246 172H247L248 174L252 172V173H251V174H252V177L250 176V174H249V176H250V178H253V176H254L255 173H256V171L254 170L255 168L252 169V170H254L255 172L252 171V170H251V172H250L249 169L253 168L252 166H249L250 168H248V166H246L245 168H244ZM83 168H84V167H83ZM142 168H143V169H142ZM216 168H218V166H217ZM2 169H4V168H2ZM121 169H122V168H121ZM134 169H136V170H134ZM159 169H160V171H159ZM177 169H178V172H177ZM181 169H182V170H181ZM186 169H187L188 171H185ZM199 169H200V168L198 167L197 170H199ZM229 169H230V168H229ZM235 169H236V170H235V171H236V174H234V172H233V173L231 172V174H230V175H231V178H233V177H236V178H237L238 176H240V175L237 173V172L239 171V166H238V168H235ZM260 169H261V168H260ZM79 170L82 171V169H80V168H79ZM84 170H85V169H83V173H84V172H86V173L88 172V174H89V173L92 172L91 170H90L91 172H89V170H87V171H86V170L84 171ZM137 170H138V171H137ZM145 170H144V171H145ZM179 170H181L182 173H180ZM183 170H184V171H183ZM201 170H202V169H201ZM243 170H241L240 173H242ZM248 170H249V171H248ZM7 171H9V170H7ZM80 171H79V172H80ZM129 171H131V170H129ZM136 171H137V172H136ZM175 171H176V172H175ZM189 171H190V172H189ZM209 171H210V170L207 169V170L205 171V173L208 172V174H210ZM220 171H221V170H220ZM257 171H258V170H257ZM259 171H260V170H259ZM259 171H258V172H259ZM75 172H76V171H75ZM75 172H74V173H75ZM77 172H78V171H77ZM79 172H78V173H79ZM141 172H140V175H141ZM169 172H170V173H173V176H175L174 173L177 174V175H179V177L181 178V180H180L179 177L177 178V175H176V178H174V177L172 178V176H169V175H171V174H169ZM210 172L212 173V171H210ZM262 172H263V171H262ZM74 173H73L74 178H77V177L80 178L81 176H82V177L84 176V177L82 178V181L85 183V185H83L84 183H82V185H83L84 187H83L82 185H80L81 188H82V191L87 190L88 188L90 189V188L92 187L91 189H93V190H94V189H97V190H99V192L101 191L100 193H103V192H104V189H105L104 186H106L107 184H105V182L103 181L104 183L102 184V188H103V189H102L101 186H100L101 183H102V181H100L99 183H97V181H99V180H98L99 178H97L96 175H95L96 177L94 176V179H95L94 181H96V182H95V183L93 182V183L95 184L96 187H97V184H98V187L100 186V188L103 190V192H102V190H100V188L98 189V187H97V188H93V187H95V186H94L93 183H91L92 176H90V175L87 174L88 176L91 177V178H87L88 176H87L85 173H84L85 175H84L83 173H81V174L79 173V175H77V174H78V173H77V174L75 175ZM129 173L132 174V176L129 175ZM145 173H146V172H145ZM145 173L143 174V176L147 174V173H146V174H145ZM178 173H179V174H178ZM183 173H188V174H186V177H185V178H184L185 175H184ZM243 173H245V172L243 171ZM243 173H242V175H244ZM253 173H254V174H253ZM91 174H93V173H91ZM138 174H137V175H138ZM163 174H164V173H163ZM180 174H181L182 176H180ZM201 174H202V173H201ZM212 174H213V173H212ZM258 174H259V173H258ZM260 174H262V173L260 172ZM6 175H7V174H6ZM123 175H124V174H123ZM128 175L131 176V177H129ZM137 175H136V176H137ZM187 175H188V177H187ZM193 175H194V174H193ZM203 175H204V174H203ZM216 175H217V174H216ZM218 175H220V174L218 173ZM233 175H235V176H233ZM246 175H247V174H246ZM262 175H263V174H262ZM70 176H71V175H70ZM85 176H86V178H85ZM124 176H125V175H124ZM126 176H125V177H126ZM196 176H197V174H196ZM199 176H200V173H199ZM211 176L214 177L215 175H211ZM211 176H210V177H211ZM228 176H229V175H228ZM247 176H248V175H247ZM247 176H246V179H247ZM249 176H248V177H249ZM263 176H264V175H263ZM71 177H72V176H71ZM109 177H110V176H109ZM133 177H132V178H133ZM137 177L140 178L139 175H138ZM208 177H209V175H208ZM213 177H212V178H213ZM215 177H216V176H215ZM220 177H221V175H220ZM229 177H230V176H229ZM244 177H245V176H244ZM254 177H255V176H254ZM69 178H70V177H69ZM69 178H68V179H69ZM72 178H73V177H72ZM79 178L76 179V180H78L77 182H79V180H80V182H81V178H80V179H79ZM111 178H112V176H111ZM111 178H109V179L111 180ZM132 178H131V180H132ZM138 178H137L136 181L139 182ZM171 178H172L173 180H171ZM186 178H187L188 181H186ZM188 178H189V179H188ZM192 178H193V177H192ZM198 178H199V177H198ZM236 178H235V179H236ZM242 178H243V177H242ZM256 178H258V177L256 176ZM259 178H261V176H259ZM259 178H258V179H259ZM84 179H85L86 181H89L90 183L87 182V183H89V184H87L86 181H84ZM87 179H88V180H87ZM134 179L132 180L133 182H134ZM148 179H149V180H148ZM175 179H177V181H176ZM182 179H183V181H182ZM184 179H185V180H184ZM193 179H194V178H193ZM202 179H203V178H202ZM202 179H199V180L202 182ZM209 179H210V178H209ZM226 179H227V178H226ZM226 179H225V180H226ZM235 179H233V180H235ZM237 179L240 180L241 178H237ZM237 179H236V180H237ZM244 179H245V178H244ZM248 179H249V178H248ZM253 179H254V178H253ZM258 179H257V180H258ZM263 179H264V178H263ZM100 180H101V179H100ZM121 180L124 181L125 178H124V179L121 178ZM126 180H127V178H126ZM210 180H211V179H210ZM214 180H215V179H214ZM217 180H218V179H217ZM222 180H223V179H222ZM228 180H230V179H228ZM242 180H243V179H241V181H242ZM251 180H252V179H251ZM251 180H249V181L247 180V181L249 182V184H248V182L244 181V182H246V183L244 184L245 187L247 186V184H248L247 187H248V188L250 187V184H251L250 182H252ZM257 180H255V181H257ZM260 180L264 182V180H262V178H261ZM260 180H258V181L260 182ZM34 181H35V180L30 181V184L33 183ZM129 181H130V180H129ZM175 181H176V183L179 182V183H178L179 185H178V184L176 185V183L173 184ZM180 181L183 182V183H180ZM184 181L186 182V185H185ZM200 181H199V183H201ZM203 181H204V180H203ZM28 182H29V181H28ZM65 182H66V181H65ZM71 182L75 183L74 180H73V181L71 180ZM71 182H70V183H71ZM77 182H76V183H77ZM80 182H79V183H80ZM133 182H132V183H133ZM194 182H195V181H194ZM205 182H206V181H205ZM214 182H215V181H214ZM218 182H219V181H218ZM232 182H233V181H232ZM236 182H237V181H236ZM259 182H257V183H259ZM263 182L260 183L261 186H262V184H264ZM110 183H111V182H110ZM126 183H127V182H126ZM150 183H151L152 186H150ZM208 183H209V182H208ZM216 183H217V182H216ZM219 183H220V182H219ZM221 183H222V182H221ZM223 183H224V180H223ZM230 183H231V182H230ZM238 183H239V182H238ZM238 183H237V184H238ZM257 183H255V182L253 181L252 185L256 184L255 186H259V185H257ZM30 184H27V185L30 186ZM86 184H87V185H86ZM92 184H93V186H92ZM104 184H105V185H104ZM108 184H109V182H108ZM124 184H125V181H124L123 185H124ZM133 184H134V183H133ZM133 184H132V186H134L136 183H135L134 185H133ZM181 184H183V185H181ZM193 184H194V188H195V190H197V192H196V191H195V192H196V193H199V192H198V189L200 190V187L202 186L203 183H202L200 186H199V184H198V186L196 185L197 187L195 186V183H192V185L190 184V185H191L190 188H189L190 191H191V189H192V190L194 189V188H193ZM206 184H207V183H206ZM224 184H225V183H224ZM233 184H235V183H233ZM62 185H63V183H62ZM73 185H76V184H73ZM77 185H78V184H77ZM90 185H91V186H90ZM103 185H104V186H103ZM109 185H111V184H109ZM128 185H130L129 187H131V184H130V183H127V186H128ZM141 185H142V187H141ZM155 185H156V186H155ZM161 185H162V184H161ZM173 185H174V186H173ZM188 185H187V186H188ZM231 185H232V184H231ZM252 185H251L252 188H251V187H250V188H251V191L253 192V190H254L255 188H257V187L252 186ZM29 186H27V187H29ZM31 186H32V187H31ZM31 186H30V187H31V189H32V188H33V185L31 184ZM34 186H36V183H35ZM37 186H39V185L37 184ZM63 186H64V185H63ZM63 186H62V187H63ZM70 186H72V185L70 184ZM70 186H69V187H70ZM85 186H87V188H85ZM143 186H144V187H143ZM145 186H146V187H145ZM175 186H176V187H175ZM187 186H186V187H187ZM225 186L228 187L229 185L227 184V185H225ZM241 186H242V185H241ZM241 186H240V187H241ZM24 187H26V186H24ZM42 187H43V186H42ZM42 187H39V188H41V190H40L41 192L45 189V187H44L43 190H42ZM73 187H74V186H72V188H73ZM106 187H107V188H106L105 190H107V192H105V193H107L108 195L106 194L105 197H104L105 193H103L104 195H103V194H100V195H101V196H100V195H98V191H97V190H95L96 193H97V194H96L95 191H93V190H89V189H88V190H89L90 192H89V191H84V193L86 192V196H84V195H83L84 193H83L82 191L79 190L80 193H81V192L83 193L82 196H80V195H79L80 193H79L78 189H77V188H75V189L73 188L74 190L77 189V191H76L77 193H76V194H75V193H71V196H72V194H74V195L72 196L74 199H73L72 197L68 196L70 193H69V194L67 193L68 195L64 194V195H66V196H64V195L62 194V195L64 196V198H65V197H68V198H66L65 200H64L63 197H62L63 201H65V202H64L65 204H63V205H62L63 202L61 201V198H60L61 196H60V197H57L58 195L55 196V194H54V196L57 197L56 200L58 201V203H60V201H61V206L59 205V207H61V208H60V209H61L60 211H57V210L59 209L58 206H57L58 209H57V208L54 209V207H50V206H49V209H48V206H47V205H48V204H51V203H48V202H47V203L45 204V201H46V200H45V197H47V195H48V194H46V193H48V192H46L45 190H44V191H45V194H44V191L41 193V192L39 191V188L36 189V188L34 187V188H35L34 190H36V191H34V193H33V192L30 191L29 188H25V189H28V190L30 191V193H31L29 196H26V194H27L26 191H28V190L25 191L24 189H22V190L25 191L24 193H26V194H25V197H27V198H25L23 195H21V197H20V194L22 193V192H21L22 190H20V188H22L21 186H20L19 188L17 187V190H18V192L20 191V193H18L17 190H14V189H13V190H14V192H13L14 194L12 193L11 195H12L13 197H15V196H17V195H15V193H16V194H19V197L21 198V201H20V198H18V199H19L18 204H19V202H20V204H21V205L19 206L20 209H21V206H22V200H23V201L25 200V201L28 203V205L26 204L27 207L23 208V206H26V205H25L26 202H24V205L22 206V209H24V210H26V209L28 210V206H29V209H31V206H30V205L33 206L32 203L35 204V203L37 202V207H34V206H33V207H34V209L37 208V210L40 211L42 207H43V208L45 207V206H44V204H45V205H46L45 208H47L48 211H51V212H52V211L55 210V213L58 214V215L56 216V215L54 214V212H52V213H53V217H54V215H55L56 217H58V216L61 214L59 217L62 216V217H61L62 220L59 219L60 221L58 222V220L56 219V217H55V219H53V218L51 217V216H52V213H50V212H49V214H51V216H50L51 219H49V217L47 216V215H49V214H46V213H48V212L45 211V210H47V209H45V208H44V211L42 210V211H43L42 214L45 213V217H43L44 215H41V213H40L39 211H38V212H39V213H38L37 210L34 211V210H32V209H31L32 211H30V210L27 211V210H26V211H25L26 213H25V215H24V210L22 211V209H21V212H23V216H25L26 218L31 219V220H29L30 223L28 222L30 225H29V224L27 225V223H23V222H22V224H26V225H27V226H24V227H25L26 229L28 228V230H26V229H25L26 231L23 230L24 227L22 226L23 228L21 227L20 230H18V231H19V234H18V232H15V233H12V232H11V237H12L14 234L17 233L16 235L13 236V240H14V241H15V240H18V241H16V242L13 241L14 243H12L11 245H14V247H15L16 245H18V244H16V243L19 242V245L21 246V243L23 242V239H24L23 234H25V237L27 236L26 238H27L28 241H29V239H30V241L33 240V239H32V237H33L32 235L35 236V239H36V234H37V236H40V235L38 234L39 230H37L38 232H36V230H35L36 228L33 229L34 227H33L32 224H31V223H33V221H35L34 219H36V223L38 222L37 225H40V226L37 227L38 229H40V227H42V229H43V227L46 228L47 225H48L47 228L50 229L49 227H50V226H53V225H52L53 223H54V226L56 225L57 228H59V227H60V224H58V223H62V222H64V220L67 221V222L71 221L72 223H69V224H71V225L73 224V227L75 226L74 229H76L77 226H79V225L76 226V224L73 223V222H75V219H73V221H72V218H73L72 216H73V215H70V216L68 215V216H67V214H69V211H70L69 207L67 208V204L69 203V201H71L72 199H73L74 201H75V199H76V201H77V202H73L74 204H73L72 202H70V203L73 204L72 206H71V204L69 203L70 206H71V208H73V206H75V203H78V202H80V201L85 202L84 200H86V202H85V203L82 202L83 204H85V205H86V203H87V204H88V203L90 204V202H93V201L97 198V196H100V198L103 197L102 199L105 198V199H104L105 202H107V200L110 201L111 198L113 199V197H116V196H114V194H112L113 191L111 190L112 188H115V187H114V185H113V187H112V185H111V186H106ZM110 187H112L111 189H109V190H111V192H108V191H109L108 188H110ZM136 187H137V186H136ZM147 187H150V189L147 188ZM152 187H154V188L156 187V188L154 189V188H152ZM159 187H158V188H159ZM173 187H175V188H173ZM177 187H178V188H177ZM181 187H180V188H181ZM191 187H192V188H191ZM232 187H233V185H232ZM238 187H239V186H238ZM254 187H255V188H254ZM2 188H3V187H2ZM2 188L0 187V189H2ZM72 188L70 187V192H73V191H71ZM81 188H80V189H81ZM139 188H140V189H139ZM180 188H179V189H180ZM182 188H183V187H182ZM196 188H197V189H196ZM202 188L205 189V190H203ZM229 188H230V187H228V189H229ZM248 188H247L246 190H250V189H248ZM261 188H263V187H261ZM63 189H64V188H63ZM73 189H72V190H73ZM117 189H121V188L118 187ZM127 189H129V188H126V193H125V194L129 193V190H127ZM132 189H133V188H132ZM144 189H145V190H144ZM147 189H148V190H147ZM201 189L203 190L202 193H203L204 191H207V190H206V185H203V187H201ZM207 189L210 190L209 187H208ZM211 189H212V187H211ZM213 189H214V188H213ZM239 189H241V188H239ZM3 190H4V189H3ZM3 190H0V194H2V192H3V194L6 195L7 193H5V192H7V191H3ZM7 190H8V189H7ZM37 190H38V192H40L41 194H43L45 197L43 198V196H42L41 194L39 195V194L37 193L38 196H39V198H37V197H38V196H36L37 194L35 195V193L37 192ZM46 190H47V189H46ZM48 190H49V189H48ZM64 190H66V188H65ZM64 190H63V191H64ZM68 190H69V188H68ZM175 190H174L173 192L177 193ZM187 190H188V189H187ZM187 190H186V191H187ZM216 190H217V189H216ZM220 190H221V189H220ZM226 190H227V189H226ZM255 190H256V189H255ZM261 190H262V189H261ZM9 191L11 192V191H12V188L9 189ZM15 191H16V192H15ZM32 191H33V189H32ZM91 191L94 192V193H92ZM119 191L123 192V190H119ZM127 191H128V192H127ZM142 191H141V193L138 194V196H137V198H136L137 200L134 199L136 202H137V201L139 202L141 199H142V200H141L139 203H134V202H132V203H134L136 206H137V205H140V203L146 205V206H144V207L142 206V208L137 206L136 208H138L139 210H138V209H135V210H137L138 212H140L139 214H140L143 218L140 217V216L137 217V214L133 217L134 214L131 215V213H133V212H131V211H129V210H128V212H129V215H130L131 218L133 217V219L138 220V221H139V217L142 218L143 220H144V217H145V221H144V222L147 221L146 223L148 224L147 229L145 228V229H146L145 232H146V231H148L149 228L151 229V227H152V226L150 227L151 223H150V224L148 223L150 217H149L148 220H147V219H146V216L149 215V214H151L152 212H154V213H153V214H154L153 216H155V213H156L157 211H158V212H157L158 214L156 213V216H158V215H159V211H160L161 209H165V210H167V204H168V206H172V205H170V202L172 203V201H173V203H174V200L171 201V199H174L175 195H174V193L172 192L174 196H172L173 198H171V195H172V194H171L170 191H169V193L171 194V195L169 194V199H166V198H165L166 200H168V201H167L168 203H166V201L164 200L165 203H166V206L163 207V205H162V206H160L161 209L158 207V208L160 209V210H158L157 207H156V205H157L156 202H155V201H152L154 204L151 203L150 197H152V196H151V195H149V196H148V195L145 196L146 193H145V192L143 193ZM180 191H182V190H180ZM193 191H194V190H193ZM217 191H218V190H217ZM233 191H234V190H233ZM238 191H239V190H237V192H238ZM251 191H250V192H251ZM10 192H9V193H10ZM53 192L55 193L56 191H53ZM87 192H89V193L91 194V198H92V196L94 197V194H96V195H95L96 197H95V198H92V199H94L93 201H92V199H90L89 195H87V194H88ZM121 192H120V193H121ZM163 192H164V193H163ZM213 192H214V191H213ZM221 192H222V191H221ZM229 192H230V191H229ZM246 192H249V191H245V193H246ZM250 192H249V195H250ZM254 192L257 193L256 191H254ZM9 193H8V194H9ZM24 193H23V194H24ZM32 193H33V194H32ZM110 193L112 194V197H111ZM123 193H124V192H123ZM123 193L120 194V195H121L120 199H119V197H117L118 200H121V198L123 199V198H124L123 196H125V197H127V198L129 197V196H127V195H129V194H127V195H123ZM159 193H160V194H159ZM162 193H163L164 196L161 195ZM180 193L183 194V192H180ZM192 193H194V192H192ZM209 193H210V192H209ZM224 193H225V192H224ZM240 193H241V191H240ZM260 193H261V192H260ZM92 194H93V195H92ZM141 194L143 195L144 198L142 197ZM147 194H148V193H147ZM152 194H153V193H152ZM156 194H158V195H156ZM199 194H200V193H199ZM204 194H205V193H204ZM207 194H208V193H207ZM213 194H214V193H213ZM215 194H216V193H215ZM222 194H223V193H222ZM234 194H235V193H234ZM243 194H244V193H243ZM246 194H247V196L249 197L248 193H246ZM27 195H28V194H27ZM50 195H51V193H50L48 196L50 197ZM109 195H110V196H109ZM122 195H123V196H122ZM159 195H161V196H159ZM184 195H185V194H183V196H184ZM188 195H189V194H188ZM202 195H203V194H200V196H202ZM208 195H209V194H208ZM260 195H261V194H260ZM35 196H36V197H35ZM40 196H41V197H40ZM78 196H79V197H78ZM140 196H141L142 198H141ZM155 196H158V197H156L158 201L155 199ZM185 196H186V195H185ZM190 196H191V195H190ZM200 196H199V197H200ZM205 196H206V195H205ZM210 196H213V195H212V192L210 193ZM214 196H215V195H214ZM222 196H223V195H222ZM230 196H231V195H230ZM243 196L245 197L246 195L244 194ZM247 196H246V197H247ZM4 197L7 198V197H9V196H7V197L4 196ZM13 197H11V198H13ZM17 197H18V196H17ZM17 197H16V199H17ZM49 197H48V198H49ZM51 197H53V194H52ZM55 197H54V198H55ZM75 197H78V198L81 199V200L79 201V200H78L77 198H75ZM85 197H89V199H88V198L85 199ZM138 197H139V198H138ZM148 197H149V198H148ZM166 197H168V195H167ZM181 197H182V196H178V198H180V199H178V200H179L178 202H176V200H177L176 198H177V197H175V199H176V200H175V203H177L178 207H177L176 204H174V205H176L177 208H180V210H179V209L176 210V209H174V208H172V207H169V208H168L169 211L167 210L168 213L170 212L169 214L172 213L170 216L168 215V216H169V218H168V220H169L168 222H169V223H168V222L165 223V221L167 220V218H166L167 215H165V214H167V213L163 214V212H160V214L162 213L163 215H165L166 220L163 218L164 216H163L162 214H161L162 216L159 215L160 217L163 218L164 221H162V222H158V223H162L163 225L165 224L166 227L163 226V228L165 227V228L167 229V233H170L171 236H173V235L176 234V232H175L176 230H175L174 226H173V227L171 226V227H172V231H171V229H169L170 227L168 228V226L171 225V224H174V225L177 224L178 226H181V225H179L178 223L181 222L182 219H189V220H183L184 222H181V224L183 223V225H184V223H187V221L190 222L189 224H185V225L187 226V227H185V228H186V231H187L186 235H188V236H190V234H189V230H191L192 228H194V226H196V225H194V226H192V228H191V226H190L191 223L196 224L197 221L200 220V221H198V223L201 222L202 224H204V223H203V221L205 220V218L203 217V216H204V215H203L204 213H202V216H201V211L204 212L203 209L197 212L198 214H200L201 218H204L203 221H202L201 219H199V218H200L199 215H195V216H194V218H193V219H194V220H193L194 222H193L192 220H190V219H192V218H186V217H187L189 214H191L193 211H191V213L189 212L188 215H187V213H186V214H185V213L182 214V213L180 212L181 209L184 210V208H186V207L182 208V206H181V205H182V202H181V204H179V202L183 199V197H182V198H181ZM196 197H197V196H196ZM196 197H195V195H194L193 198H190L191 200L193 199V201H191L192 203L195 201L194 198H196ZM220 197H221V195H220ZM248 197H247V198H248ZM24 198H25V199H24ZM54 198H52V199H54ZM59 198H60V200H58ZM70 198H72V199L69 200ZM82 198H83L84 200H82ZM107 198H108V199H107ZM109 198H110V199H109ZM117 198H115V199H116V201L118 202ZM140 198H141V199H140ZM145 198H148L149 200H148V199H145ZM158 198H159V199H158ZM170 198H171V199H170ZM186 198H188V196H187ZM186 198H185V199H186ZM202 198L206 199L207 197L205 198V197L203 196ZM202 198H201V199H202ZM209 198H210V197H209ZM217 198H218V197H217ZM223 198H224V197H223ZM223 198H221V200H222ZM241 198H242V197H241ZM250 198H251V197H250ZM253 198H254V197H253ZM262 198H263V197H262ZM102 199H99V197H98V206L103 205V204H101ZM106 199H107V200H106ZM115 199H114V201H115ZM188 199H189V198H188ZM190 199H189V200H190ZM197 199H198V198H197ZM204 199H202V200H204ZM213 199H215V197H213ZM229 199H230V197H229ZM233 199H236V198L234 197ZM239 199H240V198H239ZM242 199H244V198H242ZM6 200H8V199H6ZM9 200H10V199H9ZM9 200H8V202H10ZM54 200H55V199H54ZM73 200H72V201H73ZM87 200H89V201L91 200V201L89 202V201H87ZM99 200H100L101 202H100ZM134 200H133V201H134ZM143 200H144V201H143ZM183 200H184V199H183ZM218 200H219V198H218ZM226 200H227V199H226ZM244 200H246V198H245ZM244 200H243V201H244ZM247 200H248V199H247ZM254 200H255V199H254ZM258 200H259V197H258ZM2 201H3V200H2ZM148 201H150L151 205H149L150 203H149ZM164 201H162L161 204H164V203H163ZM169 201H170V202H169ZM186 201H187V200H186ZM210 201H211V199H210ZM210 201H207V202L209 203ZM231 201H232V199H231ZM238 201H239V200H238ZM3 202H5V200H4ZM6 202H7V201H6ZM8 202H7V203H8ZM30 202H32V203H30ZM96 202H97V200H96ZM96 202L94 201L95 204L92 203L93 205H92V206L90 205L91 207H93V206L95 205V206H94L95 209H94L93 211L90 210V212L92 211L91 213L88 211V210H89L88 207L90 208V206H88L89 204L86 205V206H87L86 209H88V210H87V211H88V214H87V215H85V214H86V209L84 210L85 213H83V214H82V213H79V212L77 211L78 208H79V210H81V209H80V208H81V207H80V206H81V205H80L81 202H80V204H78V206L80 205L78 208H77V205L75 206V207H76L75 210H76V212H78V213L80 214V215H79V214L77 213L79 216H81V214L85 216V217H84V220H85V221H87V218H89L88 221H89V222H92L93 219H95V220L98 219V217H97L98 215H100V218H101L102 215H105V214L107 213L106 211H102V212H101V209H100L98 206H97V209H96ZM99 202H100V205H99ZM103 202H104V201H103ZM105 202H104V206H103V207H105ZM117 202H116V204H118V205H121V204H122L121 202H119V203H117ZM144 202H145V203H144ZM146 202H147V203H146ZM189 202H190V201H189ZM191 202H190V203H191ZM199 202H200V201H198V203H199ZM221 202H222V201H221ZM223 202H224V199H223ZM227 202H228V201H227ZM241 202H242V201H241ZM259 202H260V201H259ZM11 203H12V201H11ZM11 203H10V204L8 203V204H7L8 206H6V204L3 205V206L6 207V208H5V207H4V208H5V209L8 208V210L11 211V210L13 209V207L11 206ZM13 203H14V202H13ZM109 203H110V202L106 203V207H105L106 209H108L109 206L111 207V206L114 205V204L112 205V203H110V204H111V205H110ZM132 203L129 202V206H130V207L132 206ZM184 203H185V202H184ZM190 203H189V204H190ZM215 203H216V205H217V202H214L213 204L215 205ZM232 203H234V201H233ZM261 203H262V201H261ZM16 204H17V203H16ZM29 204H30V205H29ZM52 204H53V203H52ZM54 204H57V203H54ZM54 204H53V205H54ZM134 204H133V207H134ZM196 204H197V203H196ZM204 204H206V202H204ZM221 204H222V203H221ZM257 204H258V202H257ZM0 205H1V204H0ZM53 205H51V206H53ZM57 205H58V204H57ZM108 205H109V206H108ZM127 205H128V204H127ZM152 205L156 207V208H155V210H157L156 212L154 211V207L151 208ZM174 205H173V206H174ZM184 205H185V204H184ZM193 205H194V204H193ZM193 205L190 206V207L193 208ZM200 205H202V204L200 203L199 206H200ZM209 205H210V204H209ZM209 205H208V207H209ZM218 205H219V204H218ZM238 205H239V203H238ZM16 206H17V205H16ZM121 206L123 207L124 205H121ZM148 206H150V207H148ZM203 206H204V205H203ZM211 206H213V205L211 204ZM220 206H221V205H220ZM232 206H233V205H232ZM242 206H243V205H242ZM0 207H1V206H0ZM9 207H10V208L12 207V208L10 209ZM83 207L85 208L84 205H83ZM100 207L102 208V206H100ZM145 207H146V208H145ZM147 207H148V208H147ZM188 207H189V205H188ZM201 207H202V206H201ZM234 207H235V205H234ZM253 207H254V206H253ZM14 208H15V207H14ZM51 208H52V210H51ZM84 208H82V209H84ZM113 208L116 209L117 211H119V212H117V211L115 210V211H116L115 214L118 213L117 216H119V214H120V210H119V208H117V205H114ZM113 208L111 207V210H113ZM124 208H125V206H124ZM143 208L145 209V213H146V211H147V209H148V212H147V214H146L145 216H143V213H141V212H143V211H142ZM150 208L153 209V210L150 211V210H149ZM171 208H172V209H171ZM192 208H191V210H192ZM195 208H197V206H196ZM202 208H204V207H202ZM213 208H217V206H216V207H213ZM20 209H19V210H20ZM68 209H69V211H68ZM90 209H91V208H90ZM92 209H93V208H92ZM144 209H143V210H144ZM204 209H205V208H204ZM220 209H221V208H220ZM257 209H258V208H257ZM257 209H256V210H257ZM8 210H7V211H8ZM65 210H66V211H65ZM75 210H73V211L75 212ZM96 210H98L99 213L97 212L98 214L96 213V214H97L96 217H93V216L95 215L94 213L96 212ZM103 210H105V209H103ZM132 210H133V209H132ZM140 210H141V211H140ZM173 210H175V211H173ZM178 210H179V212H180V216H179V213H177V216H175V215H176L175 212L178 211ZM183 210H182V211H183ZM187 210H188V209H187ZM205 210H207V212L210 211V209H205ZM208 210H209V211H208ZM238 210H239V209H238ZM242 210H243V209H242ZM249 210H250V209H249ZM14 211H15V212H14ZM14 211L12 210L11 212H13V213H16V212H17L18 216H19V215L22 216V213H20V211H19V212H18V210H17V211L14 210ZM29 211H30V212H29ZM84 211H82V212H84ZM94 211H95V212H94ZM109 211H110V210H109ZM115 211H114V212H115ZM133 211H134V210H133ZM172 211H173V212H172ZM188 211H189V210H188ZM262 211H263V210H262ZM0 212H1V211H0ZM28 212H29V214H27ZM36 212H37V214H38L37 216H36ZM67 212H68V213H67ZM76 212L74 213V215H75V217H76V220L79 219L80 222H78V223L81 224V226H83L82 223H81L83 220L81 219V220H82V221H81V220H80L81 217L78 216V217H79V218H78V217L76 216V215H77ZM104 212H105V213H104ZM114 212H113V213H114ZM128 212H127V213H128ZM149 212H150V213H149ZM211 212H212V210H211ZM213 212H214V211H213ZM230 212H231V211H230ZM249 212H250V211H249ZM249 212L246 213V214H249ZM260 212H261V211H259V213H260ZM263 212H264V211H263ZM1 213H2V212H1ZM7 213H8V212H6V214H7ZM19 213H20V214H19ZM65 213H67V214H65ZM89 213L91 214V216L93 217V219H91V216H90ZM100 213H103V214H100ZM108 213H109V212H108ZM127 213H124V214L126 215ZM135 213H137V212H135ZM148 213H149V214H148ZM173 213H175V214H173ZM197 213H196V212H193V213L191 214L192 217H193L194 214H197ZM251 213H252V212H251ZM26 214L28 215V217H27ZM62 214H63V215H62ZM92 214H93V215H92ZM115 214H110V213H109L108 217L112 216V217H110V222H109V224H110V223L113 224V223H112V221L114 220L113 218H114V217H117V216H115ZM122 214H123V213H122ZM252 214H253V213H252ZM65 215L67 216V219H70V218H68V217H71V219H70V220H67ZM113 215H114V217H113ZM151 215H152V214H151ZM172 215H174L175 217L172 216ZM241 215H242V214H241ZM5 216H7V215H5ZM9 216H10V213H9ZM11 216H13L12 213H11ZM18 216H17V217H18ZM34 216H35V218H34ZM86 216H87V217H86ZM126 216H127V215H126ZM156 216H155V217H156ZM159 216H158V217H159ZM178 216H179L181 219L179 218V222L176 223V222L178 221V219H177ZM181 216H182V217H181ZM183 216H184V217L186 216V217L183 218ZM206 216H207V215H206ZM248 216H249V215H248ZM7 217H8V216H7ZM82 217H83V216H82ZM106 217H107V215H106ZM135 217H137V219H136ZM147 217H148V216H147ZM172 217H173V219H172ZM188 217H189V216H188ZM195 217H196V218L198 217V218H197L198 220H195V219H196ZM224 217H225V216H224ZM234 217L237 218V216H234ZM234 217H233V218H234ZM253 217H254V216H253ZM22 218H24V217H22ZM22 218H20V219L23 220ZM77 218H78V219H77ZM102 218H104V216H103ZM111 218H112L113 220H112ZM120 218H121V215L118 217V219L120 220ZM151 218H152V217H151ZM162 218H160L159 220H162ZM225 218H226V220H225V219H222L223 221H221L220 224H224V225H225V224L227 223V224L225 225V226L227 227V228H225V229H226L225 231H226V233H227V230H229V228H230V227H229V226H230V225H229L230 222H229V221H228V222H225V221L228 220V217H225ZM243 218H246V217L243 216ZM5 219H6V218H5ZM17 219H18V218H17ZM24 219H25V218H24ZM37 219H38L39 221H38ZM63 219H64V220H63ZM90 219H91V221H90ZM118 219H117V220H118ZM142 219H141V221H142L141 223H140V222L137 223V224H138V227H139V231H141V229H142L144 226L146 227V225H147V224L145 225V223L143 222ZM254 219H255V218H254ZM254 219H253L252 221H254ZM26 220H27V219H26ZM95 220H94V221H95ZM105 220H106V219H105ZM115 220H116V219H115ZM119 220H118V222H119ZM174 220L176 221L175 223L173 222ZM262 220H263V219H260V221H258L259 223L261 222L260 225H261V224L263 225V223H264V222H263L264 220H263V221H262ZM98 221H100V220H97V222H98ZM101 221H102V220H101ZM103 221H104V220H103ZM103 221H102V222H103ZM122 221H124V220H122ZM127 221H128V222H129V221L132 222V220H131L130 218H128ZM154 221L157 222L156 219L153 220V218H152L151 222H153V224L155 223ZM195 221H196V223H195ZM205 221H206V220H205ZM205 221H204V222H205ZM41 222L43 223V225H42ZM55 222H56V224H55ZM83 222H84V221H83ZM113 222H114V221H113ZM118 222L115 221V223H118ZM170 222H171V224H170ZM208 222H209V220H208ZM211 222H212V221H211ZM242 222H244V221H242ZM36 223H35V224L33 223L35 227H36ZM119 223H120V222H119ZM133 223H134V221H133ZM139 223L141 224L140 226H139ZM228 223H229V224H228ZM238 223H239V222H238ZM238 223H237V224H238ZM69 224H67V225L69 226ZM83 224H84V223H83ZM122 224H123V222H122ZM143 224H144V225H143ZM168 224H169V225H168ZM202 224H201V225H202ZM206 224H207V222H206ZM206 224H205V225H206ZM44 225H45V226H44ZM63 225H64V224H63ZM63 225L61 226V228H59L60 231H62V232L65 233V234H64V237H66V236H70V235L68 234L69 231H67V232L64 231V229H63ZM65 225H66V224H65ZM67 225H66V226H67ZM105 225H107V223H106ZM133 225H134V226H133V227H134V228H133L134 231H135V228H137V230H138V227H135L136 224H133ZM142 225H143V227H142ZM155 225L157 226L158 224H155ZM160 225H161V224H160ZM167 225H168V226H167ZM201 225H200L199 227H197V226H198V225H197L196 228L199 229V228L201 227ZM248 225H249V223H248ZM251 225H252V224H251ZM253 225H254V224H253ZM256 225H257V224H256ZM258 225H259V224H258ZM28 226H29V227H28ZM31 226H32V229H33V230H31ZM56 226H55V227H56ZM68 226H67V228H68ZM81 226H79V227H81ZM84 226H85V225H84ZM112 226H113V225H112ZM136 226H137V225H136ZM158 226H159V225H158ZM158 226H157V227H158ZM178 226H175V227H178ZM188 226H189V227H188ZM203 226H204V225H202V228H201V229H203ZM209 226H210V225H209ZM225 226H224V227H225ZM236 226H237V225H236ZM244 226H245V225H244ZM249 226H250V225H249ZM55 227H54V229H56ZM69 227H70V226H69ZM71 227H72V226H71ZM101 227H102V226H101ZM131 227H132V226H131ZM183 227H184V226H183ZM210 227H211V226H210ZM224 227H222V226H221V227H220V226L218 227V228H220V229H218L219 232H222V233H221V234L218 233V232H217V233L220 234L221 236L218 235V234H216L217 237L219 236V237L222 238V239L220 238V239H221L220 242H221V241H225V240H223V238L227 239L226 233H225L224 231H222V230H224ZM228 227H229V228H228ZM65 228H66V227H65ZM105 228H106V226H105ZM128 228H129V226H128ZM181 228H182V227H180V229H179V227H178V228H176V229H177V230H178V229L181 230ZM187 228H189V230H188ZM190 228H191V229H190ZM204 228H205V227H204ZM221 228H222V230H221ZM232 228H233V227H232ZM242 228H243V227H242ZM18 229H19V228H18ZM48 229H47V231H51V230H53L52 227H51L50 230H48ZM59 229H58V230L56 229V231L60 232ZM61 229H62V230H61ZM72 229H73V228H72ZM74 229H73V230H74ZM107 229H108V228H107ZM143 229H144V228H143ZM153 229H154V228H153ZM166 229H164V231H165ZM168 229H169L171 232H170ZM182 229H183V228H182ZM208 229H209V228H207V231H208ZM30 230H31L32 232H31ZM40 230H41V229H40ZM66 230H67V229H66ZM128 230H129V229H128ZM128 230H127V231H128ZM131 230H132V229H131ZM137 230H136V231H137ZM213 230H214V232H215V229H213ZM213 230H212V232H213ZM216 230H217V228H216ZM218 230H217V231H218ZM220 230H221V231H220ZM256 230H257V229H256ZM261 230H263V231H261ZM261 230H260V233H256V234H260V235H261V232L264 233V228L261 229ZM20 231L22 232V234H20ZM42 231H43V232H42L41 234L44 233L45 229H43ZM53 231H54V230H53ZM70 231H71V230H70ZM75 231H76V230H75ZM78 231H79V230H78ZM78 231H76V234L78 233ZM101 231H102V230H101ZM106 231H107V230H106ZM108 231H109V230H108ZM132 231H133V230H132ZM136 231H135V234L137 233V235H139V233L142 234L143 237L147 235V234H146L147 232L145 233L144 230H142L143 232H138V231L136 232ZM186 231H185V232H186ZM194 231H195V228H194L193 232H192V231H190V232H192V233L195 234L196 231H195V232H194ZM204 231H206V228H205ZM247 231L250 232L249 229H248ZM13 232H14V231H13ZM23 232H24V233H23ZM25 232H26V233H25ZM29 232H30V233H29ZM33 232H34V233L36 232V234H34ZM45 232H46V231H45ZM58 232H56V233H58ZM62 232H60V235H61V234L63 235ZM72 232H73V231H72ZM95 232H96V231H95ZM95 232H94V233H95ZM99 232H100V231H99ZM128 232H129V231H128ZM152 232H153V231H152ZM157 232H158V231H157ZM157 232H156V233H157ZM160 232H161V231H160ZM174 232H175V234H174ZM182 232H184V231L182 230ZM182 232H181V233H182ZM185 232H184V233H185ZM208 232H209V233H208ZM208 232H207L205 235H206V236L208 235L207 238H209V240H210L211 238L209 237V236H210L209 234H210L211 231H208ZM212 232H211V234H212ZM223 232H224L225 234H223ZM255 232H256V231H255ZM39 233H40V232H39ZM48 233H49V232H48ZM73 233H74V232H73ZM94 233H93V234H94ZM143 233H145V235H143ZM148 233H150V231H149ZM161 233H162V232H161ZM179 233H180V232H179ZM181 233H180V234H181ZM184 233H182L183 236H184ZM197 233H198V231H197ZM215 233H216V232H215ZM215 233H213L212 236L214 235L213 237L217 238L216 235H215ZM229 233H230V231H229ZM229 233H227V234L229 235ZM235 233H236V232H235ZM252 233H253V232H252ZM263 233H262V235H263ZM29 234H30V235H29ZM31 234H32V235H31ZM44 234H45V233H44ZM58 234H59V233H58ZM71 234H72V233H71ZM100 234H101V233H100ZM100 234H97V235H100ZM106 234H107V233H106ZM129 234H130V233H129ZM135 234H134V235H135ZM157 234H159V233H157ZM177 234H178V233H177ZM232 234H233V233H232ZM236 234H237V233H236ZM245 234H249V233H245ZM20 235H22V236H20ZM28 235H29L30 237H31V236H32V237L30 238ZM51 235H53V234H51ZM65 235H66V236H65ZM77 235H78V234H77ZM186 235H185V238H186ZM196 235H197V234H196ZM224 235H225V236H224ZM262 235H261V236H262ZM15 236H16V237H15ZM54 236H55V235H54ZM58 236H59V235H58ZM135 236H136V235H135ZM139 236H140V235H139ZM139 236H136V237H139ZM167 236H168V235H167ZM191 236L193 237V234H192ZM200 236H201V235H200ZM234 236L236 237V235H234ZM251 236H252V235H251ZM261 236H260V237H261ZM18 237H19V238H18ZM21 237H23V238H21ZM56 237H57V236H56ZM131 237H132V236H131ZM136 237H135V239H137ZM143 237H139V239H141V238H143ZM146 237H147V236H146ZM179 237H180V235H179ZM192 237H190V239H192ZM196 237H197V236H196ZM196 237H195V235H194V238H196ZM213 237H212V238H213ZM252 237H253V236H252ZM258 237H259V236H258ZM260 237H259V238H260ZM14 238H15V239H14ZM16 238H17V239H16ZM58 238H59V237H58ZM68 238H69V237H68ZM128 238H129V237H128ZM133 238H134V237H133ZM144 238H145V237H144ZM144 238H143V239H144ZM165 238H166V237H165ZM165 238H164V239H165ZM173 238H174V240H177V237H173ZM188 238H189V237H188ZM233 238H234V237H233ZM254 238H255V237H254ZM256 238H257V237H256ZM259 238H257L256 240H254L253 238H252L251 240H249V242L251 241V242H250L251 244H252V241H253L252 246H251V244H249L250 247H249L248 244H245V245H248L249 249H251V247H253L254 244L257 245V242L260 241ZM19 239L22 240V241H20ZM38 239H39V238H38ZM40 239H41V238H40ZM59 239H60V238H59ZM130 239H131V238H130ZM146 239H148V237H147ZM146 239H145V240H146ZM170 239H171V238H170ZM181 239H183V238H181ZM190 239H189V240H190ZM247 239H248V238H247ZM9 240H10V239H9ZM25 240H26V239H25ZM165 240L167 241V239H165ZM168 240H169V239H168ZM172 240H173V239H172ZM185 240H186V239H185ZM196 240H198V237L196 238ZM196 240H195V241H196ZM199 240H200V239H199ZM211 240H212V239H211ZM244 240H245V239H244ZM37 241H38V240H37ZM178 241H179V239H178ZM190 241H191V240H190ZM192 241H193V240H192ZM212 241H214V240H212ZM212 241H211V242H212ZM215 241H216V240H215ZM237 241H238V240H237ZM241 241H242V240H241ZM254 241H256V243H255ZM261 241H264V235H263V239L261 238ZM10 242H12V241H10ZM169 242H170V241H168V243H169ZM183 242H184V240H183ZM198 242H199V241H198ZM220 242H218V243H220ZM231 242H232V241H231ZM40 243H41V242H40ZM56 243H57V242H56ZM108 243H109V242H108ZM110 243H111V242H110ZM110 243H109V244H110ZM122 243H123V242H122ZM125 243H126V241H125ZM127 243H128V241H127ZM133 243H134V242H133ZM141 243H142V242H141ZM141 243H140V244H141ZM165 243H166V242H165ZM178 243H180V242H178ZM184 243H185V242H184ZM184 243H182V240H181V245L184 246ZM247 243H248V242H247ZM46 244H47V243H46ZM53 244H55V243H52V245H50V249H52V250L54 251V250L56 249V247H57L58 244H57V245L55 244V246H54ZM120 244H121V243H120ZM120 244H118L120 248H122L121 246H123V248L126 246V247H125V248H126L125 250H127V251H126V254H128V253L130 254V252H132V250H134L133 252L136 253V254L131 253L130 256H129V255H126V256H129V258H130L132 255H135V256H132L133 259H132V257H131L130 259L133 260L132 262H135V261H136V263H132L131 260H130V261H129V262H130L129 264H131V263H132V264H137V259H139L140 256L142 257V258H140L139 261H138L140 264H141V263L143 264V263L146 262V261H148V264H150V263H152L154 260H155V261H156V260H159V258L161 257V256H159V253L162 254L161 251L164 250V249H162V248H164V247H161L162 250L156 247V248H155V249H156V252H154V253H156V255L154 254L156 257H155L153 254L150 253L151 249H149V251H147L148 253L144 250L148 255L151 254V258H155V259H153V261H152V259H148V258H150V256H148L147 254H145V252H144V255H145V256L147 255L146 257L142 256V255H143L142 252L139 253V251H138L139 248L137 247V246H139V245H137V244H136V246L134 245V246L137 248V250L135 251V249H130L131 247L133 248L134 246H131V247L128 246V247H130V248H127V244H126V245H125V244H124V245H122V244L120 245ZM144 244H145V245H143V246H144L145 248H147L146 243H144ZM159 244H160V243H159ZM161 244H162V242H161ZM163 244H164V243H163ZM185 244H187V243H185ZM188 244H189V243H188ZM193 244H194V243H193ZM216 244H217V243H216ZM224 244H225V243H224ZM231 244H232V243H231ZM235 244H237V243H235ZM238 244H239V242H238ZM241 244H242V243H240V245H241ZM260 244H261V243H260ZM43 245H45L43 242L41 243V245L39 244V246L41 247V249H40L39 251H41L42 249L44 250V248H46V250H47V248H49V247H46V245H45L44 248H43ZM107 245H108V244H107ZM116 245H117V244H116ZM132 245H133V244H132ZM165 245H166V244H165ZM175 245H176V244H175ZM196 245H197V244H196ZM200 245H201V244H200ZM229 245H230V244H229ZM245 245H244V246H245ZM47 246H49V245H47ZM156 246H157V245H156ZM186 246H187V245H185V247H186ZM215 246H216V245H215ZM215 246H214V247H215ZM236 246H237V245H236ZM241 246H242V245H241ZM258 246H259V245H258ZM258 246H256V247H258ZM37 247H38V246H37ZM40 247H39V248H40ZM54 247H55V248H54ZM58 247H60V246L58 245ZM107 247H108V246H107ZM111 247H112V246H111ZM111 247H110V248H111ZM181 247H182V246H181ZM206 247H207V246H206ZM219 247H221V246H219ZM225 247H226V245H225ZM225 247H224V249H225ZM231 247H232V245H231ZM245 247H246V246H245ZM39 248H38V249H39ZM53 248H54V249H53ZM108 248H109V247H108ZM113 248H115V247L113 246L112 249H113ZM145 248H144V249H145ZM165 248H166V247H165ZM167 248H168V247H167ZM186 248H187V247H186ZM195 248H196V246H195ZM202 248H203V247H202ZM215 248H216V247H215ZM215 248H214V250H215ZM229 248H230V247H229ZM229 248L226 250V253H227V252H230V251H228ZM235 248H236V247H235ZM235 248H234V249H235ZM242 248H243V246H242ZM38 249H37V250H38ZM50 249H48V251H49ZM102 249H105V248H102ZM129 249H130L131 251H130ZM141 249H142V247H141ZM157 249H159V250H161V251L159 252V251H157ZM168 249H169V248H168ZM168 249H166V250L168 251ZM176 249H177V248H176ZM206 249H207V248H206ZM221 249H222V248H221ZM249 249H248V250H249ZM33 250H34V251H32V255H34L33 253L39 252V251H36V249H33ZM43 250H42L41 252L44 253V254H46V252H48V251H45V250L43 251ZM115 250L118 251V249H116V248H115ZM115 250L113 249V251H114V252H112V253H113V254H112L113 256H116V255H117V256H119V255H123V256L121 257L122 259L119 258L120 256H119L118 258H119L120 260H122V261H123V257H124V261L128 260V259L125 260V258H127V257L125 256V254H122V252H120L119 255H118V252H119V251L117 252V251H115ZM142 250H143V249H142ZM212 250H213V249H212ZM167 251H166V252L163 251V252H164V255H165L166 253H167V255H168V252H171L170 250H169L168 252H167ZM181 251H182V250H181ZM192 251H193V250H192ZM217 251H218V250H217ZM253 251L255 252L254 249H253L252 251H249V252H252V253H250V254L248 253V254L250 255V257L252 256L251 254L254 255ZM41 252H39V253L42 254ZM99 252H100V251H99ZM104 252H105V251H104ZM116 252H117V254L115 255ZM127 252H128V253H127ZM151 252H152V251H151ZM172 252H173V251H172ZM200 252H201V251H200ZM213 252H214V251H213ZM213 252H212V253H213ZM231 252H234V251H231ZM245 252H246V251H245ZM247 252H248V251H247ZM39 253H36V254H37V255L35 254L36 256L34 255V256H35L34 258H36L38 261L40 260V257L37 258V256H39ZM108 253H109V252H108ZM110 253H111V252H110ZM137 253H138V255H137ZM152 253H153V252H152ZM157 253H158V254H157ZM206 253H207V251H206ZM226 253H225V256L227 255ZM238 253H239V252H238ZM238 253H237V254H238ZM47 254H48V253H47ZM140 254H141V255H140ZM161 254H160V255H161ZM172 254H173V253H172ZM175 254H176V253H175ZM180 254H182V253H180ZM196 254H197V253H196ZM200 254H201V253H200ZM200 254H199V255H200ZM207 254H208V253H207ZM234 254H236V253L234 252ZM241 254H242V252H241ZM261 254H262V255L259 256V259H258V257L255 258L256 256H254L255 260L258 259V260H256V262L258 261L257 264H259V262H260V257L263 256L264 253L262 252ZM42 255H43V254H42ZM101 255H103V254H101ZM164 255L162 254V256H164ZM176 255H178V254H176ZM229 255H233V253H231V254H229ZM45 256H47V255H45ZM105 256H106V255H105ZM113 256H111V257H113ZM136 256H137V257H136ZM138 256H139V257H138ZM152 256H154V257H152ZM169 256H170V255H169ZM169 256H168V257H169ZM171 256H174V255H171ZM208 256H209V254L206 255L205 257L207 258ZM214 256H215V255H214ZM43 257H44V255H43ZM53 257H54V256H53ZM111 257H110V258H111ZM135 257H136L137 259H136ZM157 257H159V258H157ZM164 257H165V256H164ZM164 257H163V259L165 260ZM211 257H212V255H211ZM232 257H237V255H236V256H232ZM238 257L240 258V260L242 259L240 256H238ZM243 257H244V256H243ZM246 257H247V256H245V258H246ZM46 258L48 259L49 257H46ZM113 258H114V257H113ZM134 258H135V259H134ZM156 258H157V259H156ZM214 258H215V257H214ZM214 258H213V257L211 258L212 260H211L210 262L214 261V262H212L211 264H216V261H215L216 259H214ZM217 258H218V257H217ZM224 258H225V262H226V260L228 261V257H227V256L224 257ZM239 258H238V259H239ZM248 258H249V257H248ZM47 259H46V260H47ZM54 259H55V261H56L57 258L54 257ZM99 259H100V258H99ZM102 259H103V258H102ZM108 259H109V258H108ZM108 259H105V258L103 259V260H105V261L107 260L106 262L103 261V260H102V261H99V260H97V259H95V260H97V262H99V263L96 262L97 264H103V263L105 264V263H107V262L109 263L110 260H111L112 258L109 259V260H108ZM114 259H115V258H114ZM114 259L112 260L113 263H115V264H120V262L118 263V261H117V260L115 261ZM142 259H143V260H142ZM163 259L161 258V260H163ZM193 259H195V258H193ZM196 259H199V257H196ZM208 259H209V258L206 259L207 261L205 260V261H206L205 263L210 264V262H208ZM219 259H220V258H219ZM219 259H218V260H219ZM229 259H231V258H229ZM232 259H233V258H232ZM235 259H237V258H234V259L232 260V262H231L230 260H229L228 262L231 263V264H236L237 262H234ZM243 259H244V258H243ZM246 259H247V258H246ZM246 259H245V261H246ZM50 260H52V259L50 258ZM50 260H49V261H50ZM134 260H135V261H134ZM161 260H160V261H161ZM199 260H200V259H199ZM221 260H224V259L222 258ZM249 260H250V259H249ZM252 260H253V259H251L250 262H252ZM53 261H54V260H53ZM55 261H54V262H55ZM60 261H61V260H60ZM87 261H89V260H87ZM87 261H86V262H87ZM91 261H92V259H91ZM122 261H121V264L123 263ZM143 261H144V262H143ZM151 261H152V262H151ZM155 261H154V264H155ZM160 261H159V262H160ZM179 261H180V260H179ZM194 261H195V260H194ZM197 261H198V260H197ZM202 261H203V260H202ZM219 261H220V260H219ZM219 261H218V262H219ZM236 261H238V260H236ZM245 261H244V262H245ZM247 261H248V260H247ZM247 261H246L245 263H247ZM62 262H63V264H66L64 261H62ZM62 262H61V263H62ZM101 262H103V263H101ZM116 262H117V263H116ZM159 262H158V263H159ZM181 262H182V261H181ZM218 262H217V263H218ZM44 263H45V262H44ZM55 263H57V262H55ZM91 263H92V262H91ZM93 263H94V262H93ZM93 263H92V264H93ZM108 263H107V264H108ZM113 263L111 262V263H109V264H113ZM221 263H222V262L220 261V263H218V264H221ZM248 263H249V261H248ZM248 263H247V264H248ZM262 263H263V262H262ZM262 263H260V264H262ZM40 264H42V262H40ZM82 264H83V263H82ZM89 264H90V262H89ZM124 264H128V262H127V263H124ZM144 264H146V263H144ZM156 264H157V263H156ZM180 264H181V263H180ZM188 264H189V263H188ZM190 264H191V263H190ZM194 264H195V263H194ZM239 264H240V261H239ZM242 264H243V260H242ZM251 264H253V262H252ZM263 264H264V263H263Z\"/></svg>",
	"mask_w": 264,
	"mask_h": 264
}]
</instances>
